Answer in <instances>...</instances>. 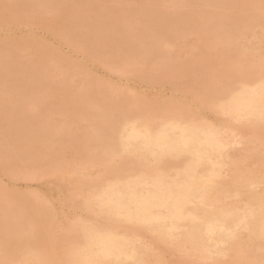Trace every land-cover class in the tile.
<instances>
[{"label": "rangeland", "instance_id": "obj_1", "mask_svg": "<svg viewBox=\"0 0 264 264\" xmlns=\"http://www.w3.org/2000/svg\"><path fill=\"white\" fill-rule=\"evenodd\" d=\"M6 2V4H5V2ZM9 1V2H8ZM0 0V48H1V52H0V57H2V58H0V108L2 109V111L0 110V119H2V122H1V120H0V122H1V124H0V126H2V127H0V195H1V199H2V202L0 203V220H2V221H0V223H1V225H0V262L1 263H7V264H21V262H22V260L24 261V262H22V264L24 263V264H26L27 262H29V263H27V264H41V262H42V264H43V261H44V264H46V262H48V264L50 263V264H61L63 261H65V259H67L68 261H65V262H63L62 264H78L79 263V261H80V259H86L87 258V260L88 261H90V259L89 258H91V263L92 264H102L101 262H102V260L99 258L98 259V257H96L95 256V254H94V251H95V249H96V246L94 245H92L91 244V239H92V237L93 236H96V234L98 233V234H102V235H107V237H111V238H116V239H123V241H125V242H129L128 243V245L129 244H131V246L129 245V247H131L132 249H130L129 248V253H130V255H132L129 259L130 260H128V259H126V258H124L123 257V259H121V261H119V262H116L115 263V261H114V263L115 264H133V263H135V264H150V262L152 261V263H155V264H168V263H170V264H206V263H208V264H235L234 262H236L237 261V258L239 259L238 261H240V262H236L237 264H264L263 262H264V257H263V255H264V253H263V251H264V249H261V248H264V215H262L264 212V205H262V203H264V195H261V194H263V192H264V164L263 165H261L262 163H264V146L262 147V145H264V124H262V123H264V95L262 96V95H260V96H258V95H255L254 96V100L252 99L253 97L251 96V97H249L248 98V95L249 94H247L246 95V93H247V91H245L246 89H249L250 87H251V89H253L252 88V86H253V84H254V86L253 87H259L258 89H256V88H254V89H256V91H254V92H256V94L257 93H259L261 90L263 91L264 90V85H263V83H264V74H263V72L262 71H264V61L262 62V60H264V23H261V21H262V19L264 18V0H259V2L257 1V0H246V1H249L248 3H246V1H243V2H241V0H230L229 2H231V3H229V2H226V1H228V0H185V3L183 2L184 0H181L180 1V3H179V0H23V3H22V1H18V0ZM14 1H16L15 2V5H14ZM59 1V2H58ZM62 3H61V2ZM64 1H67V2H64ZM126 1V2H125ZM175 1H177L176 3H175ZM187 1V2H186ZM197 1V2H196ZM222 1H224V2H222ZM233 1L235 2V3H233ZM8 2V3H7ZM50 2H52V3H54V4H50ZM68 2H70V3H68ZM72 2V3H71ZM174 2V3H173ZM183 2V3H182ZM192 2H193V4H192ZM220 2V3H219ZM236 2H237V5H236V7H235V5L234 4H236ZM241 2V3H240ZM254 2V3H253ZM257 2V3H256ZM17 3V4H16ZM21 3V4H20ZM59 3V4H58ZM146 3V4H145ZM149 3V4H148ZM191 3V4H190ZM202 3V4H201ZM204 3V4H203ZM228 3V4H227ZM256 3V4H255ZM31 4V6H29ZM67 4H69L68 6H67ZM189 4V5H188ZM213 4H214V7H213ZM226 4V5H225ZM234 5V7L232 6V5ZM252 4V5H251ZM254 4V5H253ZM9 5V6H8ZM18 5H24L23 7L21 6V7H19ZM60 7H59V6ZM61 5H64L62 8H61ZM73 6L72 8H71V6ZM144 5V6H143ZM148 5H149V7H148ZM196 5V6H195ZM204 5H206V6H204ZM232 7H231V6ZM247 5L249 6H254V7H247ZM257 5H261V7H259V6H257ZM12 6V9L10 8ZM15 6V7H14ZM16 6H18L17 8L19 9H17L16 8ZM33 6V7H32ZM139 6H141V7H139ZM175 6H177V7H175ZM188 6H190L191 8H194L193 10H191V12L193 11V13L195 14H203V15H200L198 18L196 17V20H195V17L194 16H198V14L196 15H192L191 16V12L190 11H188V10H190L191 8L190 7H188ZM199 6H200V8H199ZM241 7V10H240V7ZM263 6V7H262ZM7 7V8H6ZM31 7V8H30ZM69 7V8H68ZM75 7V8H74ZM107 7V8H106ZM108 7H109V9H108ZM131 9H130V8ZM133 7H135V8H133ZM148 7V8H147ZM173 7V9H172V11L174 10L175 12H174V15H176L177 16V14L178 13H180V12H182V14H184V15H182L181 13L179 14V16L181 15V16H183V17H179V16H177V17H175L174 18V16H173V19H172V15H173V12L170 10L171 8ZM201 7L203 8V10H201ZM219 7H220V11H223V13H221V12H219ZM229 9H228V8ZM231 7V8H230ZM243 7H244V9H243ZM257 7H259V8H257ZM10 8V9H9ZM14 8H16V9H14ZM25 8V9H24ZM32 8H34L35 9V11H34V9H33V11H32ZM175 8V9H174ZM182 8H184V9H187V11L186 10H184V9H182ZM197 8V9H196ZM233 8V9H232ZM249 8L250 9H252L251 11L249 10ZM257 8V9H256ZM28 10V13H27V10ZM61 9H62V11H61ZM69 9H73V11L72 10H69ZM105 9V10H104ZM107 9V10H106ZM111 9V10H110ZM121 9V10H120ZM138 9H139V12H138ZM146 9V10H145ZM164 9H167V10H164ZM182 9V10H181ZM228 9V10H227ZM234 9H235V11H234ZM247 9V10H246ZM256 11H255V10ZM7 12H6V11ZM11 10V11H10ZM20 10H25L24 11V13H23V11H22V13H21V11ZM65 10V11H64ZM117 10V11H116ZM135 10V11H134ZM148 10V11H147ZM171 12H170V11ZM177 10V11H176ZM181 10V11H180ZM194 10L196 11V12H194ZM197 10H199V11H197ZM200 10H201V12H200ZM218 10V12L219 13H217V15L215 14L216 12L215 11H217ZM226 10H227V12H226ZM229 10H232L233 11V14H231L230 12H229ZM238 10V11H237ZM240 10V11H239ZM245 10H246V12H245ZM257 10H259V12H257ZM261 10H263V11H261ZM9 11H10V13H9ZM19 13H18V12ZM69 11V12H68ZM121 13H120V12ZM144 11V12H143ZM164 11H166V12H164ZM178 11H180V12H178ZM186 11V12H185ZM210 11V12H209ZM242 11H244V12H242ZM250 11V12H249ZM257 13H255V12ZM261 11V12H260ZM12 12V13H11ZM14 12H15V14H14ZM26 12V13H25ZM36 12V13H35ZM73 13V15H71L72 13ZM134 12V13H133ZM148 12H150V13H148ZM168 12H170L169 14H168ZM187 12H190V13H188V17H189V19H186V15L185 14H187ZM231 14H229V13ZM239 12H241V13H239ZM252 12V13H251ZM31 13V14H30ZM69 13V14H68ZM119 13V14H118ZM130 15V16H128V14ZM148 13V14H147ZM152 13V14H151ZM207 13V14H206ZM214 14V16L216 15L217 17H218V14H220L219 16L220 17H216V18H214V16H213V14ZM224 13H228V14H224ZM236 13V14H235ZM263 13V14H262ZM10 14H12V15H10ZM14 14V15H13ZM32 14H33V16H32ZM116 14V15H115ZM126 15V16H123V19H122V16L121 15ZM163 14V15H162ZM211 14H212V16H211ZM222 14H224L223 16H221ZM238 14L240 15V17L238 16ZM249 14H250V16H252V14L255 16V14L257 15V16H255V18H254V16H252L251 18H249ZM259 14V15H258ZM9 15V16H8ZM16 15H17V17H19V18H15L16 17ZM39 15H41V16H39ZM68 15V16H67ZM113 15H114V17H113ZM148 15V16H147ZM151 15V16H150ZM159 15V16H158ZM162 15V16H161ZM168 15V16H167ZM169 15H171V16H169ZM232 15H233V17H232ZM237 15V17H235ZM11 16H12V18H13V16H14V18L12 19L11 18ZM26 16V17H25ZM27 16H28V18H27ZM36 16V17H35ZM62 16V17H61ZM72 17V19L71 20H68V19H70V17ZM158 16V17H157ZM161 16V17H160ZM166 16L169 18V17H171V19L169 18V21H171V22H168V18H166ZM205 16V18H207L208 20H206L205 18L203 19V17ZM226 16V17H225ZM258 16H260V17H258ZM263 16V17H262ZM64 17V18H63ZM128 17H130V18H128ZM146 17V18H145ZM154 17H156V19H158L157 20V23H155L154 22V20H156V19H154ZM159 17L162 19V20H159ZM163 17V18H162ZM178 17L180 18L179 20H176V19H178ZM185 17V18H184ZM210 17H212V18H210ZM242 17V18H241ZM262 17V18H261ZM61 18V19H60ZM68 18V19H67ZM119 18V19H118ZM128 18V19H127ZM150 18V19H149ZM181 18H184L183 20L181 19ZM191 18H194V19H191ZM201 18V19H200ZM219 18H221V19H219ZM253 18V19H252ZM256 18H257V20H256ZM261 20H259V19ZM18 19H19V21H18ZM37 19V20H36ZM109 19V20H108ZM125 19V20H124ZM144 19V20H143ZM147 19V20H146ZM154 19V20H153ZM164 19H166V21H163ZM187 20V21H189V22H187L189 25H191V22L192 23H196L195 25L196 26H193L192 25V27L194 28L193 29V31H192V28L190 27V26H188L187 24H186V22L184 21V20ZM215 19V20H214ZM224 19V20H223ZM228 19L229 20H231L232 22H233V20H234V22L233 23H235V24H238L239 25V27L240 28H242L241 30H240V28L239 27H235L236 29L238 28L239 30L238 31H235L236 29L234 28V26H236V25H234L231 21L229 22V24L230 23H232V24H228ZM233 19V20H232ZM240 20V22L241 23H243L242 25H241V23L238 21V20ZM243 19V20H242ZM245 19H247V20H245ZM252 19V20H251ZM15 22H14V21ZM16 20H17V22H16ZM59 20H61V21H59ZM66 20H68L67 22H65ZM73 20V21H72ZM112 20H114V21H112ZM127 20H129V22L127 21ZM173 20H175L174 22H173ZM181 20V21H180ZM193 20V21H192ZM201 20V21H200ZM211 20V21H210ZM219 20H220V22L221 23H219ZM222 20V21H221ZM238 21V22H235V21ZM250 20H251V23L250 24H252V27H253V30L251 29L252 27H251V25L248 23V22H250ZM117 21V22H116ZM127 21V22H126ZM144 21H145V23H144ZM151 21V22H150ZM184 21V22H183ZM191 21V22H190ZM196 21V22H195ZM199 21V23H201V24H199V23H197ZM209 21V22H208ZM214 21V22H213ZM217 21H218V23H217ZM225 21H226V23H227V25H229V26H226V29L224 28L225 27V25H226V23H225ZM246 21V22H245ZM253 21H255V22H253ZM62 22H64V24H68L69 26L70 25H72V28H71V26L70 27H68V25H64ZM73 22V23H72ZM76 22H77V24H76ZM126 22V23H125ZM162 22V23H161ZM167 22V23H166ZM177 23L178 24V26H181V27H183V26H185V27H183L182 29L180 28V27H177L176 26V24H174L173 25V23ZM178 22H183V23H178ZM203 22H206V23H208V24H206V23H203ZM216 22V23H215ZM263 22V21H262ZM113 23H114V25H113ZM116 23H118V24H116ZM144 23V24H143ZM151 23V24H150ZM153 23V24H152ZM171 23V24H170ZM186 24V25H183V24ZM202 23L204 24V25H206V26H204V25H202ZM211 23V24H210ZM224 23V25L223 26H221L222 24ZM246 23V24H245ZM255 23V24H254ZM63 26H61V25ZM124 24V25H123ZM198 24L199 25H202V26H198ZM210 24V25H209ZM219 24H221V25H219ZM20 25V26H19ZM111 25H112V27H111ZM138 25V26H137ZM208 25H209V27H208ZM211 25H213V26H211ZM216 25H218V26H216ZM237 25V26H238ZM250 27H249V26ZM254 25V26H253ZM255 25H256V27L257 26H259L258 27V29H255L256 27H255ZM115 26V27H114ZM126 26V27H125ZM233 26V28H234V30H233V28H231ZM242 26V27H241ZM246 26V27H245ZM263 26V27H262ZM186 27L188 28V29H190V30H188V29H186ZM197 27V28H196ZM203 29H202V28ZM217 29V27H218V29H221L220 30V32H219V30L217 31V30H215L214 31V29L215 28ZM221 27V28H220ZM63 28V29H62ZM66 28H68L67 30H66ZM71 28V29H70ZM180 28V29H179ZM199 28H201V29H199ZM209 28V29H208ZM213 28V29H212ZM222 28H224V29H222ZM248 28H249V31H248ZM32 29V30H31ZM187 31H185V30ZM199 29V30H198ZM247 30L248 31V33H247V31L246 32H244L245 30ZM73 30V31H72ZM98 30V31H97ZM195 30V31H194ZM223 30V31H222ZM228 31L227 32V34H226V31ZM229 30L232 32V33H230L229 32ZM242 30H243V32H242ZM251 30V31H250ZM7 31V32H6ZM61 31V32H60ZM68 31V32H67ZM166 31L168 32V34L166 33ZM188 31H192V32H188ZM217 31V32H216ZM13 32V33H12ZM15 32V33H14ZM60 32V33H59ZM63 32H65V33H63ZM144 32V33H143ZM177 32V34H175ZM184 32H186L185 34L187 35V36H185V38H184ZM194 32V33H193ZM211 33L210 35L208 34V33ZM213 32H215L213 35L214 36H218V34H220L217 38H218V41H216V43H214L215 42V40L217 39L216 37H214L213 35H212V33ZM221 32L223 33L222 35H221ZM238 32V33H237ZM239 32H240V34L242 35V34H245V35H243V37H241V35L240 36H238L239 35ZM254 32V33H253ZM6 33H8V34H6ZM69 33V34H68ZM85 33V34H84ZM146 33V34H145ZM172 33V35H170ZM188 33H190V35H192L190 38H189V34ZM191 33H193V34H191ZM236 33V34H235ZM253 33V34H252ZM6 34V35H5ZM10 34V35H9ZM11 34H13V35H11ZM53 34H55V35H53ZM70 34H71V36H70ZM79 34V35H78ZM173 34H174V38H172L173 37ZM204 34V35H203ZM216 34V35H215ZM231 34V35H230ZM233 34V35H232ZM254 35V37L253 36H250V35ZM261 34V35H260ZM60 35V37H58ZM80 35H83V36H80ZM180 35V36H179ZM201 35V36H200ZM211 36L212 35V37H209V36ZM228 35L231 37V39L232 40H230V37H228ZM234 35L235 36H237V37H234ZM246 35L248 36L249 35V38L247 37V40L249 39H251L250 41H245L246 40ZM72 36H73V40H72ZM101 36V37H100ZM161 36V37H160ZM164 36V37H163ZM167 36L170 38V39H166L167 38ZM182 36H183V38H182ZM205 36H207V37H205ZM227 37L228 39H226L225 40V38H223V40H222V37ZM78 38L79 40H80V42H81V44H80V42H79V40H77V39H75V38ZM82 37H85V39L84 38H82ZM89 39H88V38ZM196 37V38H195ZM204 37V38H203ZM210 39H209V38ZM216 38V39H213L212 40V38ZM232 37H234V42H233V38ZM243 38V39H245V40H242V39H239V38ZM60 38H62V39H60ZM68 38V39H67ZM70 38V39H69ZM94 38V39H93ZM96 38V39H95ZM97 38H99V39H97ZM102 38V39H101ZM118 38V39H117ZM162 38H164V40H166V41H163V39ZM179 38H182V39H179ZM205 38H207V41L208 42H206V40H203V39H205ZM235 38H237V39H235ZM253 38V39H252ZM33 41H32V40ZM93 39V41H91ZM104 39V40H103ZM160 40V41H158V40ZM171 39H174V40H172V41H174V42H171V43H174V44H171L170 42H169V40L171 41ZM184 39V40H183ZM197 39H198V43H200L201 44V39L203 40V43H204V41L206 42V44L204 43V47H203V43L200 45V44H198L197 43ZM200 39V40H199ZM259 41H257V40ZM14 42H13V41ZM16 40V41H15ZM17 40H19L20 42L19 43H22V44H20V45H22V48L20 49V47H18V45H16V44H19V43H16V42H18ZM35 40V41H34ZM37 40V41H36ZM40 40V42L38 43V41ZM43 40V41H42ZM64 40H65V42H64ZM107 40V42H105ZM111 40V41H110ZM123 40H124V42H123ZM162 40V41H161ZM190 40V41H189ZM194 40H196V41H194ZM212 40V41H211ZM2 41H5L6 42V44L8 45V46H10V47H7V45L5 44V43H2ZM13 42V44L12 43H10V42ZM30 41V42H29ZM78 41V42H77ZM86 42V43H84V42ZM95 41H97V42H95ZM98 41H99V43H98ZM158 41V42H157ZM168 41V42H167ZM189 41V42H188ZM210 41V42H209ZM220 41H222V42H220ZM226 43H225V42ZM229 41H231V42H229ZM240 41V42H239ZM242 41V42H241ZM255 41V42H254ZM29 42V43H28ZM48 43L49 42V44H44V43ZM66 42H67V45H66ZM69 42H70V44H69ZM101 42V43H100ZM155 42H157L156 44H155ZM164 42H166V43H164ZM192 44H191V43ZM232 42H233V44H232ZM26 43V44H25ZM33 43V44H32ZM38 43V44H37ZM40 43H41V45H40ZM43 43V44H42ZM79 43V44H78ZM95 43V44H94ZM161 43V44H160ZM194 43V44H193ZM195 43H197V45L195 44ZM219 43V44H218ZM220 43H221V46H220ZM249 43V44H248ZM257 43V44H256ZM33 45V47H32V45ZM35 44H37V46H35ZM51 44V45H50ZM58 44V45H57ZM64 44V45H63ZM99 46H97V45ZM102 44V45H101ZM167 44V45H166ZM171 44V45H170ZM177 44V45H176ZM180 44V45H179ZM210 44V45H209ZM224 44V45H223ZM226 44H228V45H226ZM256 44V47L254 46ZM261 44V45H260ZM19 45V46H20ZM25 45V46H24ZM50 45V46H49ZM78 45V46H77ZM83 45H85L84 47H86V48H82V46ZM89 45V46H88ZM155 45H157V46H155ZM189 45V46H188ZM195 47H194V46ZM232 45V46H231ZM238 45V46H237ZM241 45V46H240ZM245 45V46H244ZM249 45V46H248ZM251 45V46H250ZM258 45V46H257ZM28 46V47H27ZM38 46H40V47H38ZM44 46V47H43ZM63 46V47H62ZM67 46V47H66ZM70 46V47H69ZM71 46H74V47H71ZM91 46V47H90ZM97 48H95V47ZM101 46V47H100ZM122 46V47H121ZM159 46V47H158ZM184 46V47H183ZM198 46V47H197ZM208 46V47H207ZM209 46H211V47H209ZM213 46H214V49H212L213 48ZM235 46V47H234ZM244 46V47H243ZM49 47H51V48H49ZM69 47V48H68ZM90 47V48H89ZM168 47V48H167ZM183 47V48H182ZM207 47V48H206ZM246 47V48H245ZM10 48V49H9ZM23 48H26V49H23ZM30 48V49H29ZM33 48V49H32ZM53 48H54V50H53ZM73 48H74V50H73ZM92 48V50H90L89 52H88V50L89 49H91ZM101 48V49H100ZM102 48H106V50L105 49H102ZM178 48H180V50L178 49ZM194 50H193V49ZM206 48V49H205ZM224 50H222V49ZM228 48H231V49H228ZM241 50H240V49ZM9 49V50H8ZM38 49V50H37ZM41 49L43 50V52L41 51ZM70 49V50H69ZM81 49V50H80ZM94 49H96V50H94ZM155 49V50H154ZM209 49V50H208ZM225 49H227V51L225 50ZM232 49H234L235 51H237V52H234V50H233V52H232ZM245 49H247L246 51H245ZM250 51H249V50ZM25 50V51H24ZM28 50V51H27ZM35 50V51H34ZM46 50V52H47V55H48V53H49V55L48 56H46V52H44ZM52 50V51H51ZM60 50H62V51H60ZM77 50V51H76ZM86 50V51H85ZM98 50H99V52L100 53H98ZM102 50V51H101ZM109 50V51H108ZM130 50H134V51H130ZM195 50H197V51H195ZM220 50H222V51H220ZM231 50V51H230ZM242 50H243V53H242ZM4 51H5V53H4ZM7 51H8V53H7ZM24 51V52H23ZM30 51V52H29ZM64 51V52H63ZM69 51H70V53H69ZM76 51V52H75ZM84 51V52H83ZM95 51V52H94ZM112 51V52H111ZM172 51V52H171ZM174 51H176V52H174ZM179 51V52H178ZM185 51V52H184ZM199 51V52H198ZM210 51V52H209ZM26 52V53H25ZM32 52H34V53H32ZM37 52V53H36ZM42 52V53H41ZM51 52V53H50ZM94 52V53H93ZM105 52L108 54V52H110L109 53V55H107L106 54V56H105ZM184 52V53H183ZM195 52L197 53V54H195ZM205 52H207V53H205ZM213 52V53H212ZM228 52V53H227ZM254 52L256 53V54H254ZM45 53V54H44ZM53 53V54H52ZM57 53V54H56ZM64 55H63V54ZM68 53V54H67ZM83 53H84V55H83ZM97 53V54H96ZM104 53V54H103ZM122 53V54H121ZM130 53H131V55L132 56H134L135 55V57H132L131 55H130ZM133 53V54H132ZM157 53H159L160 54V56H161V54L162 55H164V56H168L167 57V59L166 58H164V56H161V57H163V59L164 60H168L167 62L166 61H164L162 58H159L158 56H159V54H157ZM175 53H176V55H178V56H176L175 55ZM222 53H223V55H222ZM230 53V54H229ZM231 53H233V54H231ZM237 53V54H236ZM239 53H241V55H242V57H244V58H242L241 57V55H239L238 56V54ZM245 53V54H244ZM3 54V55H2ZM29 54V55H28ZM38 54V55H37ZM73 54V55H72ZM87 54H89V55H91V57H86L87 56ZM93 54H94V56H93ZM183 54H184V56H183ZM196 56H195V55ZM207 54V55H206ZM220 54V55H219ZM237 56V57H234L235 55ZM258 54V55H257ZM43 56V57H40V56ZM51 55H53V56H51ZM56 55H58L57 56V58H56ZM72 55V56H71ZM88 55V56H89ZM100 55H101V60H100ZM111 55V56H110ZM120 55V56H119ZM122 55V56H121ZM151 55H152V57H151ZM201 57H200V56ZM205 55V56H204ZM228 55H230L229 57H228ZM233 55V56H232ZM263 55V56H262ZM53 57V59H54V57H55V59L53 60L51 57ZM64 56V57H63ZM67 56V57H66ZM82 56H83V58H85V59H83L82 58ZM107 56H109L110 58H108ZM130 56H131V58H133V59H131L132 60V63H131V60L130 59H128V58H130ZM156 56L158 57L157 59H156ZM181 56V57H180ZM187 56V57H186ZM197 56H199V58H201V59H199V58H197ZM223 56V57H222ZM232 56V58H230ZM36 58V60H35V58ZM50 57V58H49ZM60 57V58H59ZM92 57H94V58H92ZM97 58V60H96V58ZM124 57H126V59L124 58ZM142 57H146V59H144V58H142ZM191 57V58H190ZM195 57V58H194ZM229 58V59H227V58ZM234 57V58H233ZM240 57L242 58V59H240ZM257 57V58H256ZM262 58V59H260V58ZM39 59V62H38V59ZM45 58H46V60H45ZM90 58V59H89ZM114 58V59H113ZM124 58V59H123ZM136 58H138L137 60H136ZM148 58H149V60H148ZM177 58V59H176ZM183 58H184V60H183ZM193 58V59H192ZM225 60H224V59ZM239 58V59H238ZM44 61H42V60ZM56 59H58V61L56 60ZM66 59L68 60V61H66ZM82 59H83V61L84 60H86L85 61V63L82 61ZM89 59V60H88ZM135 59V61H134V64H133V60ZM179 59V60H178ZM186 59H187V61H189V60H191L190 62H188L187 63V61H186ZM198 59V62H199V64H200V66H202L201 68H200V66H199V64H198V62L196 61ZM218 61H217V60ZM231 59H233L232 61H230ZM234 59H236L235 61H234ZM94 60H96V61H94ZM99 60V61H98ZM117 60V61H116ZM140 60H141V62H140ZM148 61V62H150V65L146 62V61ZM194 60V61H193ZM238 60V61H237ZM37 61V62H36ZM45 61H47V62H45ZM54 61V62H53ZM71 61V62H70ZM89 61V62H88ZM91 61H92V63H91ZM106 61V62H105ZM161 61V62H160ZM175 61V62H174ZM178 61H179V63H178ZM182 61H184L182 64H181V62ZM196 61V62H195ZM202 61H204V62H202ZM208 61V62H207ZM256 61H258V62H256ZM11 62V63H10ZM41 62V63H40ZM51 62V63H50ZM59 62H61V64L59 63ZM62 62H64V63H62ZM66 62V63H65ZM78 62V63H77ZM118 62V63H117ZM122 62V65H123V68L125 69L124 71H123V68H122V65L120 64ZM144 62V63H143ZM176 62H177V64H176ZM192 62V63H191ZM197 63V64H195V63ZM213 62H215V65H214V63ZM238 62V63H237ZM241 62V63H240ZM84 63V64H83ZM115 63H117V64H115ZM123 63H125V64H123ZM131 63V65H129ZM136 63V64H135ZM146 63V64H145ZM161 63H164V64H161ZM173 65H172V64ZM184 63H185V65H187L186 67H184L185 65H184ZM190 63V66L188 65ZM213 63V64H212ZM221 63V64H220ZM229 63H230V66H229ZM237 63V64H236ZM45 64V65H44ZM50 64V65H49ZM57 64V65H56ZM64 64V65H63ZM67 66H66V65ZM70 64V65H69ZM76 64V65H75ZM82 64V65H81ZM89 64V65H88ZM101 64V65H100ZM119 64V65H118ZM142 64V65H141ZM209 64V65H208ZM231 64H232V66H231ZM49 67H48V66ZM60 65V66H59ZM94 65V66H93ZM121 65V66H120ZM124 65H126V66H124ZM129 65V66H128ZM146 65V66H145ZM147 65H149L148 67H147ZM157 65V66H156ZM177 65V66H176ZM179 65H181V66H179ZM214 65V66H213ZM244 65V67H242ZM248 65V66H247ZM32 66H34V70L32 69L33 67ZM55 66L57 67V69L55 68ZM62 66V67H61ZM69 66V67H68ZM71 66V67H70ZM88 66V67H87ZM120 68H119V67ZM128 66V67H127ZM131 66V67H130ZM133 66H134V69H133ZM137 66H138V68H137ZM143 66V67H142ZM171 66H173L172 68H171ZM182 66H183V69H182ZM188 66H189V70H188ZM206 66V67H205ZM216 66V67H215ZM15 67V68H14ZM18 67V68H17ZM30 67H32V68H30ZM43 67H45V68H43ZM47 67V68H46ZM55 69V70H53V68ZM61 67V68H60ZM64 67V68H63ZM84 67H86V68H84ZM94 67L96 68V69H94ZM126 67V68H125ZM161 67V68H160ZM162 67H163V69H162ZM179 67V68H178ZM210 69H209V68ZM246 67V68H245ZM13 68V69H12ZM23 68L25 69V70H23ZM37 68H39V70L37 69ZM87 68H89V69H87ZM120 69V70H122V71H120V70H115V69ZM131 68H132V70H131ZM185 68H186V70H185ZM195 68V69H194ZM206 68V69H205ZM208 68V69H207ZM220 68V69H219ZM224 70H223V69ZM232 68V69H231ZM240 68V69H239ZM243 68V69H242ZM15 69V72L16 71H18V72H14L13 70ZM18 69V70H17ZM26 69H27V71H26ZM30 69V70H29ZM50 69H52V70H50ZM78 69V70H77ZM85 69V70H84ZM92 69V70H91ZM94 69V70H93ZM126 69H127V71H126ZM128 69H130V70H128ZM151 69V70H150ZM168 69V70H167ZM172 69V70H171ZM202 69V70H201ZM215 69H217V71L215 72L214 70ZM252 69V70H251ZM255 69H258V70H255ZM263 69V70H262ZM12 70V71H11ZM32 70V71H31ZM37 72H36V71ZM90 70V71H89ZM114 70V71H113ZM134 70V71H133ZM154 70V71H153ZM176 70V71H175ZM183 70H185V71H183ZM198 70V71H197ZM208 70V71H207ZM222 70L224 71V74H223V72H222ZM35 71V72H34ZM179 71V72H178ZM180 71H181V74H179L180 73ZM193 71V73H191ZM212 71H214L213 73H212ZM227 71V72H226ZM240 71V72H239ZM253 71H256V72H258V74H256V72L254 73ZM20 72H22L21 74H20ZM24 72V73H23ZM76 74H75V73ZM90 72V73H89ZM124 72V73H123ZM132 72H134L133 74H132ZM147 72V73H146ZM167 72V73H166ZM188 72V73H187ZM205 72V73H204ZM219 72V73H218ZM244 72V73H243ZM251 72V73H250ZM252 72H253V74H252ZM151 73H152V75H151ZM171 73H172V75H171ZM207 73V74H206ZM222 73V74H221ZM239 73H240V75H239ZM136 74V75H135ZM161 74V75H160ZM248 74H250V76L248 75ZM255 74H256V76H255ZM87 75V76H86ZM133 75V76H132ZM139 75V76H138ZM142 75H143V77H142ZM148 75V76H147ZM157 75V76H156ZM176 75V76H175ZM216 75H217V77H216ZM224 75H225V77H224ZM242 75V76H241ZM246 75V76H245ZM255 77H253V76ZM121 76V77H120ZM123 76V77H122ZM162 76V77H161ZM175 76V77H174ZM212 76V77H211ZM215 76V77H214ZM220 76V77H219ZM222 76V77H221ZM231 76V77H230ZM258 76V77H257ZM260 76V77H259ZM126 77H127V79H126ZM135 77V78H134ZM150 77V78H149ZM153 77V78H152ZM179 77V78H178ZM184 77H186V78H184ZM206 77H208V78H206ZM243 77V78H242ZM253 77V78H252ZM79 78L80 79H82V80H79ZM137 78V79H136ZM164 78H166V79H164ZM176 78H178L177 80H175ZM86 79L88 80V81H86ZM133 79V80H132ZM146 79V80H145ZM153 79V80H152ZM171 79H174V81L173 80H171ZM212 80V83H214V84H211V80ZM222 79V80H221ZM243 79V80H242ZM252 79H254L253 80V82H252ZM84 80V81H83ZM149 80V81H148ZM181 80V81H180ZM193 80V81H192ZM210 80V81H209ZM217 80V81H216ZM248 80H251V82L250 81H248ZM80 81V82H79ZM82 81V82H81ZM146 81V82H145ZM176 81V82H175ZM180 81V82H179ZM224 81H226V82H224ZM242 81V82H241ZM247 81V82H246ZM261 81V82H260ZM78 82V83H77ZM89 82H90V84H89ZM94 84H93V83ZM150 82V83H149ZM152 82H154V84L152 83ZM157 82H159V83H157ZM171 82V83H170ZM187 82V83H186ZM191 82V83H190ZM218 83V84H216V83ZM230 82V83H229ZM232 82H234V83H232ZM245 82V83H244ZM32 83V84H31ZM36 83H37V85H36ZM85 84V86H84V84ZM87 83H88V85H87ZM204 85H203V84ZM224 84V86H223V84ZM230 84V85H228V84ZM253 83V84H252ZM34 85V87L33 86H31L32 88H30V85ZM107 84V85H106ZM156 84H157V86H156ZM171 84V85H170ZM248 84V85H247ZM251 84V85H250ZM29 85V86H28ZM81 86V88H80V86ZM99 85V86H98ZM112 85H113V87H112ZM115 85V86H114ZM154 85V86H153ZM201 85V86H200ZM222 85V86H221ZM233 85V86H232ZM260 85H263V86H260ZM87 86V87H86ZM110 86H111V88H110ZM119 88H118V87ZM154 87V88H152V87ZM156 86V87H155ZM159 86H160V88H162V90L159 88ZM173 86V87H172ZM190 86V87H189ZM195 88H194V87ZM226 86V87H225ZM86 89H85V88ZM100 88V89H98V88ZM114 87H116V88H114ZM176 87V88H175ZM197 87V88H196ZM208 87V88H207ZM213 88V90H212V88ZM238 87V88H237ZM248 87V88H247ZM102 88V89H101ZM118 88V89H117ZM121 88V89H120ZM223 88V89H222ZM224 88H225V91H227V92H225L224 91ZM227 88H228V90H227ZM82 89V90H81ZM111 89H115V90H111ZM181 89V90H180ZM185 89V90H184ZM239 89V90H238ZM253 89V90H254ZM80 90V91H79ZM84 90L86 91V92H84ZM104 90V91H103ZM118 90H120V91H118ZM125 92V94L123 93V91ZM155 91V93H154V91ZM201 90V91H200ZM206 91L205 93H204V91ZM216 90V91H215ZM237 90V92H239V93H237V92H235ZM240 90H242L241 92H240ZM112 91H114V92H112ZM122 91V93H120ZM178 91H180V92H178ZM182 91V92H181ZM185 91V92H184ZM190 91V92H189ZM200 91V92H199ZM214 91V92H213ZM225 92V94H224V92ZM231 91H234V93H232ZM113 94H112V93ZM128 93V95H127V93ZM159 92V93H158ZM222 92H223V95H222ZM230 92V93H229ZM245 92V93H244ZM86 93V94H85ZM117 93H119V94H117ZM203 93V94H202ZM229 93V94H228ZM235 93H237V94H235ZM240 93L244 96V97H242L241 99H240V96H242V95H240ZM66 94V95H65ZM120 94H122L126 99H127V101L129 102V100L130 101H132L131 103H132V106H131V103L129 102L127 105H128V107H126L127 105L126 104H124L123 103V100L124 101H126V99H124L123 98V96L122 97H120ZM133 94V95H132ZM140 94V95H139ZM151 94V95H150ZM176 94H179V95H176ZM205 94V95H204ZM212 94V95H211ZM213 94H215V97H216V99H214L215 97H214V95ZM218 94V95H217ZM121 98V99H118L119 97ZM130 95H132L131 97H130ZM139 95V98L140 99H138V97H136V96H138ZM147 95V96H146ZM158 95H160V96H158ZM174 95V96H173ZM225 95H226V97H225ZM233 95V96H232ZM246 95V96H245ZM116 96V97H115ZM135 96V97H134ZM141 96H144V97H146V98H144V97H141ZM152 96V97H151ZM157 96V97H156ZM162 96V97H161ZM173 96V97H172ZM185 98H184V97ZM192 96V97H191ZM219 96H220V98H219ZM230 97L229 99H228V97ZM232 96V97H231ZM237 96V97H236ZM239 96V97H238ZM250 96V95H249ZM84 97V98H83ZM86 97H88V98H86ZM115 97V98H114ZM153 97H155L156 98V100H155V98L154 99H152ZM175 97V98H174ZM188 97V98H187ZM191 97V98H190ZM213 100V101H211V99ZM212 97H214V98H212ZM223 97H225V100H224V98ZM256 97V98H255ZM258 97V98H257ZM13 98H16L15 100L18 102V104L16 103V101L13 99ZM103 98V99H102ZM112 98V99H111ZM118 100H117V99ZM149 98V99H148ZM150 98H151V100H150ZM180 98V99H179ZM183 98H184V100H183ZM187 98V99H186ZM223 98V99H222ZM238 98V99H237ZM11 100L12 99V101H9V100ZM18 99V100H17ZM21 101H20V100ZM105 99V100H104ZM115 99V100H114ZM219 100V101H221V102H223L222 104H221V102H219L218 103V101H216V100ZM234 101H233V100ZM240 99V101H238ZM244 99H246V100H249V102H250V104L252 105V108H250L251 107V105H250V107L248 108V109H244V110H242L241 108H240V104H241V101L243 102V100ZM85 100V101H84ZM88 100L90 101V102H88ZM97 100V101H96ZM112 102H110V101ZM114 100V101H113ZM120 100H122L121 102H119ZM134 100V101H133ZM136 100L138 101V102H136ZM183 100V101H182ZM187 100V101H186ZM192 100H193V102H192ZM231 100V101H230ZM237 100V101H236ZM14 101V102H13ZM106 101V102H105ZM141 101H143L142 103H141ZM181 101V102H180ZM203 101V102H202ZM208 101V102H207ZM230 101V102H229ZM235 101H236V103L238 104H235ZM19 102H20V104H19ZM67 102V103H66ZM80 102V104H79V106H78V110L77 109H75L76 107H77V104L76 103H79ZM86 102H87V104H86ZM102 104H100V103ZM116 102V103H115ZM161 102V103H160ZM187 102H189L188 104H187ZM197 104H196V103ZM202 102V103H201ZM210 102V103H209ZM213 102V103H212ZM228 104H227V103ZM248 102V103H249ZM252 102H255L254 104L252 103ZM15 103V104H14ZM70 103V104H69ZM72 103V104H71ZM75 103V104H74ZM82 103V104H81ZM91 103H93V104H91ZM121 103H122V105H121ZM136 104L137 103V105H134V104ZM182 103H184L183 105H181ZM186 103V104H185ZM216 103V104H215ZM231 105H230V104ZM86 104V105H85ZM94 104H96V106L94 107ZM107 104H110V106L111 107H109V105H107ZM117 104V105H116ZM119 104V105H118ZM139 104H140V106H139ZM156 104V105H155ZM158 104V105H157ZM160 104V105H159ZM162 104H163V107H162ZM169 104V105H168ZM213 104H215V105H213ZM226 106H225V105ZM12 105H14V106H12ZM18 105V106H17ZM81 105H83V106H81ZM89 105L91 106V107H89ZM97 105H99V109H98V106ZM113 105V106H112ZM114 105H115V107H114ZM152 105V106H151ZM177 105H178V107H177ZM192 105V106H191ZM196 105V106H195ZM200 105V106H199ZM202 105H204V106H202ZM209 105H211V107L209 106ZM224 105V106H223ZM235 107H234V106ZM237 105V106H236ZM81 106V107H80ZM90 108H88V107ZM92 106H93V108H94V111L92 110L93 108H92ZM120 106V107H119ZM122 106V107H121ZM155 106V107H154ZM186 106V107H185ZM219 106H221V107H219ZM74 107V108H73ZM80 107V108H79ZM82 107H85L84 109H87V112H86V110H84V112H82L83 111V108ZM87 107V108H86ZM100 107H102V108H100ZM113 107L116 109V107H117V109L115 110V109H113ZM123 107H125V108H123ZM132 107V108H131ZM137 107V108H136ZM145 107V108H144ZM157 107V108H156ZM187 107H189V108H187ZM194 107V108H193ZM200 107L201 108H203V109H200ZM208 107V108H207ZM225 107V108H224ZM231 107V108H230ZM65 108V109H64ZM92 108V109H91ZM96 108H97V110H96ZM111 108V109H110ZM136 108V109H135ZM138 108H140V110H141V112L139 111L138 112ZM171 108H173V109H171ZM220 108V109H219ZM230 108V109H229ZM236 110H235V109ZM63 109V110H62ZM80 109V110H79ZM89 109V110H88ZM101 109V110H100ZM109 109V111L111 112L112 110H113V112L112 113H110L109 111L107 112V110ZM125 109V110H124ZM130 109V110H129ZM144 109H146V110H144ZM158 109V110H157ZM162 109V110H161ZM175 109V110H174ZM189 109V110H188ZM194 109V110H193ZM197 109V110H196ZM224 109V110H223ZM227 109V110H226ZM229 109V110H228ZM241 109V111H239ZM253 109H254V111L255 112H253ZM77 110V111H76ZM91 110V111H90ZM100 110V111H99ZM104 110L106 111L105 113H104ZM128 110V111H127ZM132 110H133V112L134 111H137L136 113L134 112V114H133V112H132ZM150 110H151V112H150ZM170 110V111H169ZM172 110V111H171ZM199 110V111H198ZM215 110V111H214ZM235 110V111H234ZM71 111V112H70ZM75 111V112H74ZM80 111H81V113H80ZM88 111H90L89 113H88ZM93 111V112H92ZM96 111H97V113H96ZM100 113H99V112ZM114 111H117V112H114ZM123 111V112H122ZM160 111V112H159ZM169 111V112H168ZM180 111L182 112V113H180ZM205 111V112H204ZM208 111H209V113H208ZM224 111H225V113H227L228 112V114H226V118H225V113H224ZM258 111H260V112H258ZM262 111V112H261ZM64 112V113H63ZM69 112V113H68ZM77 112H79L78 114H76ZM102 112H103V114H102ZM145 112V113H144ZM147 112H148V114H147ZM164 114H163V113ZM169 114H168V113ZM171 112V113H170ZM204 112V113H203ZM213 112V113H212ZM236 112V113H235ZM240 112V113H239ZM244 112V114H241V113H243ZM99 113V114H98ZM107 113H109V114H107ZM114 113V114H113ZM119 113L123 116L122 118H121V115L119 116ZM124 113L126 114V113H131L130 115L128 114H126V115H124ZM138 113V114H137ZM154 113H155V116H154ZM163 114L162 115V117H161V115L160 114ZM178 113H180V114H178ZM197 115H195V114ZM211 113H212V115H211ZM217 113V114H216ZM254 113V114H253ZM257 113V114H256ZM260 113V114H259ZM63 114V115H62ZM67 114V115H66ZM85 114H87V115H85ZM88 114H90L89 115V117H88ZM92 114V115H91ZM94 114V115H93ZM100 114H102L101 116H102V119H101V122H100V120H98V119H100L101 117L99 116ZM115 114H116V116H115ZM118 114V115H117ZM140 114V115H139ZM147 114V115H146ZM150 114H151V116H150ZM174 114V115H173ZM184 114V115H183ZM186 114V115H185ZM188 114H190V115H188ZM213 114L215 115V116H213ZM235 114V116H233ZM240 114V115H239ZM81 115V116H80ZM84 115H85V117H84ZM97 117H99V118H96V116ZM105 115H106V117H105ZM108 115L110 116V115H112V116H110V117H108ZM114 115V116H113ZM134 115V116H133ZM140 116V117H138V116ZM145 115V116H144ZM168 115V116H167ZM170 115L172 116V117H170ZM193 115V116H192ZM228 115H230V116H228ZM247 115V116H246ZM262 115V116H261ZM50 116H52V118H50ZM86 116H87V118H86ZM92 116V117H91ZM124 116H125V118H124ZM130 116V117H129ZM133 116V117H132ZM137 116V117H136ZM142 116H144V117H142ZM148 116V117H147ZM178 116V117H177ZM180 116V117H179ZM186 117V119H185V117ZM208 116V117H207ZM210 116V117H209ZM237 116V117H236ZM246 116V117H245ZM250 116V117H249ZM259 116H261V117H259ZM83 117V118H82ZM95 117V118H94ZM111 117H112V119H111ZM116 117V118H115ZM118 117H119V119L121 120H119L118 119ZM129 117V118H128ZM135 117V118H134ZM155 117V118H154ZM169 117V118H168ZM223 117V118H222ZM230 117H231V119H230ZM233 117H234V119H233ZM249 117V118H248ZM49 118V119H48ZM67 118V119H66ZM73 118V119H72ZM76 120H75V119ZM77 118H79V120L77 119ZM86 119V121L87 120H89V121H85V119ZM89 118V119H88ZM93 118V119H92ZM105 119V121H103L104 119ZM106 118H108V119H106ZM114 118V119H113ZM128 118V119H127ZM143 118V119H142ZM145 118H147V119H145ZM149 118V119H148ZM161 118V119H160ZM179 118H181V119H178ZM205 118H207V119H205ZM210 118V119H209ZM214 118V119H213ZM260 120H259V119ZM52 119V120H51ZM90 119H91V121H90ZM111 119V121H113V123L112 122H108V120H110ZM116 119V120H115ZM120 121V123L119 122H117L118 120ZM127 119V120H126ZM135 119V120H134ZM161 121H160V120ZM164 119H166V121H164ZM173 119H174V121H173ZM184 119V120H183ZM189 119V120H188ZM233 119V120H232ZM65 120H66V122H65ZM84 120V121H83ZM96 120H97V123H99V124H96ZM124 120V121H123ZM132 120H134V121H132ZM138 120H139V122H138ZM143 120H145V121H143ZM146 120L148 121H155V123H156V125H155V123H153L152 121V124L153 125H151V122H149V124H148V122H146ZM157 120H159V121H157ZM185 120H186V124H185ZM192 120H194L195 122H192ZM203 120V121H202ZM212 120V121H211ZM213 120H215V121H213ZM237 120V121H236ZM60 121V122H59ZM70 121H72V123L70 122ZM76 121H78L77 123H75ZM105 122V123H103V122ZM130 121V122H129ZM178 123L177 125H176V122ZM188 121H190V122H188ZM198 121V122H197ZM254 121H255V123H254ZM86 122V123H85ZM114 122L115 123H119L121 126H123L124 124V126L123 127H121L119 124H117V126H115V124H114ZM123 122H124V124H123ZM127 122V123H126ZM134 122H136V123H134ZM171 122H173L172 124H171ZM184 122V123H183ZM187 122L189 123V125H187ZM199 122H201V123H199ZM205 122V123H204ZM213 122V123H212ZM215 122V123H214ZM238 122V123H237ZM240 122V123H239ZM55 123V124H54ZM59 123H61V124H59ZM70 126H67V124ZM81 123H82V125H81ZM90 125H89V124ZM92 123V124H91ZM129 123V124H128ZM207 124V125H204V124ZM209 123V124H208ZM243 123H246L245 125H243ZM261 123V124H260ZM50 124V125H49ZM52 124V125H51ZM53 124H54V127H53ZM87 124V125H86ZM94 124V125H93ZM108 125V126H106V125ZM111 124V125H110ZM114 124V125H113ZM131 124H135V125H131ZM162 124H164V126H167L168 125V127H167V129L168 130H166V127H164ZM167 124V125H166ZM180 124H182V125H180ZM195 124H197V127H196V125ZM210 124H211V126H210ZM223 126H222V125ZM227 126H226V125ZM236 126H235V125ZM238 124H240V125H238ZM253 126H252V125ZM59 125V126H58ZM62 125V127H60ZM94 127L95 125H97V126H95L96 128H93L92 126ZM101 127H100V126ZM104 125V126H103ZM129 127H128V126ZM130 125H131V127H130ZM149 125V126H148ZM151 125V126H150ZM160 125V126H159ZM176 125V126H175ZM179 125V126H178ZM194 125V126H193ZM200 125H202V126H200ZM256 125V126H255ZM5 126V127H4ZM9 126V127H8ZM76 126V127H75ZM78 126V127H77ZM106 126V127H105ZM111 126L112 127H114L115 129H113V128H111ZM146 126H147V128H146ZM170 126V127H169ZM175 126V127H174ZM186 126V127H185ZM193 127V128H195V129H197V132H199V131H201V132H205V133H209V131L211 130L212 132L211 133H213V134H215L216 135V137H217V135H219V133L220 134H223V135H219V136H221V137H217V139H218V141H219V147L221 148H219V149H215V150H211V149H209L208 147H206L205 145H203V146H200V147H198L197 146V151H198V154H201V155H199V157L200 158H198V160L197 161H193L192 159H190L189 157H186V156H184L183 154H181V153H179V152H176V153H178V154H176L175 152H173V153H169V155L168 154H166V155H160V153H161V151H159V150H156L155 149V152L154 153H145V141L146 140H149V134H147V133H149V130H150V128H151V132H155V130H156V132L157 131H160L162 128L161 127H163V130H161V132L163 131V133H165V134H167V136H171L173 133H174V131L176 130L175 128H177V127H179V129H182L181 127H184L185 129H184V131H183V142H187V128L188 127ZM207 126V127H206ZM230 126H231V128H230ZM53 128V133L51 132L52 131V128ZM75 127V128H74ZM81 127V128H80ZM90 128V129H88V128ZM102 127H103V129L105 130H103L102 129ZM107 127H109V128H107ZM144 127V128H143ZM149 127V128H148ZM156 129H155V128ZM189 127V128H190ZM198 127H199V129H198ZM201 127V128H200ZM226 127V128H225ZM233 127V128H232ZM253 127V128H252ZM261 127V128H260ZM48 128V129H47ZM59 128H61L62 130H59ZM70 128V129H69ZM77 128V129H76ZM92 128V129H91ZM99 128H101L100 130H99ZM106 128H107V130H106ZM110 128H111V130H110ZM116 128H117V130H118V133L117 132H115L116 131ZM131 128V129H130ZM161 128V129H160ZM203 128V129H202ZM207 128H211L210 130L209 129H207ZM218 130H217V129ZM236 130H235V129ZM257 128V129H256ZM260 128V129H259ZM51 129V130H50ZM64 129H68V130H65L64 131ZM75 131H74V130ZM82 131H81V130ZM95 129V130H94ZM123 129V130H122ZM130 129V130H129ZM145 131H144V130ZM149 129V130H148ZM242 129V130H241ZM93 130V131H92ZM120 130H122V132L120 131ZM208 130V132H206ZM226 131V132H224V131ZM248 130V131H247ZM250 130V131H249ZM263 130V131H262ZM48 133H47V132ZM66 131H68V133H66ZM72 131V132H71ZM87 131V132H86ZM90 133H89V132ZM102 133H101V132ZM110 131L113 133V131H114V136H113V134H111L110 133ZM130 131L132 132V133H130ZM147 131V132H146ZM166 131H168V132H166ZM219 131V132H218ZM222 133H221V132ZM227 131H228V133H227ZM246 132V135H245V132ZM251 131H252V133H251ZM57 132V133H56ZM59 132V133H58ZM62 132H63V134H62ZM74 132V133H73ZM86 132V133H85ZM105 132V133H104ZM120 132V133H119ZM204 132H203V134H204ZM229 132H230V134H229ZM73 133V134H72ZM79 133H81V134H79ZM85 133V134H84ZM88 133V134H87ZM93 133V134H92ZM94 133H96V134H94ZM100 134V135H98V134ZM110 134V137L108 136L109 134ZM238 133H239V135H238ZM54 136H53V135ZM62 134V135H61ZM65 134V135H64ZM68 134V135H67ZM71 134V135H70ZM77 134V135H76ZM80 136H79V135ZM90 134H92V135H90ZM103 134H106L107 135V137H109V138H107L106 137V140L110 143V144H107L108 142H106L105 141V136L106 135H104V137H103ZM121 134H123L122 136H121ZM131 135V134H133L134 136H135V138L136 139H133V140H131V141H129V142H126V138H127V136L128 135ZM169 134H171V135H169ZM251 134V135H250ZM262 136H260V135ZM45 135H47L46 137H45ZM67 135V136H66ZM73 135V136H72ZM89 137H88V136ZM95 135V136H94ZM99 137H98V136ZM102 135V136H101ZM117 135V136H116ZM120 135V136H119ZM227 135H228V137H227ZM233 135V136H232ZM241 135V136H240ZM61 136V137H60ZM62 136L64 137V139H65V137H67V139H63L62 138ZM85 136H87V137H85ZM91 136H94V137H91ZM97 136V137H96ZM111 136L113 137V138H111ZM116 136V137H115ZM231 136H232V138H231ZM253 136V137H252ZM48 137V138H47ZM56 137V138H55ZM78 137H80L79 139H78ZM91 137V139H93V140H96V141H93V140H90V139H88V138H90ZM100 137H103V138H100ZM115 137V138H114ZM118 137H120V138H118ZM138 137V138H137ZM225 137H227L226 139H224ZM234 137V138H233ZM238 139H237V138ZM261 137V138H260ZM48 140H47V139ZM55 138V139H54ZM58 138H60V139H58ZM69 138V139H68ZM72 138H73V140H72ZM75 138V139H74ZM77 138V139H76ZM96 138V139H95ZM120 139V141H118L117 139ZM122 138V139H121ZM231 138V139H230ZM256 138H258V139H256ZM51 141H50V140ZM71 139V140H70ZM81 139V140H80ZM83 139V140H82ZM99 139V140H98ZM104 139V140H103ZM125 139V140H124ZM139 139V140H138ZM141 139V140H140ZM143 139V140H142ZM227 139H228V141H227ZM233 139V140H232ZM241 139V140H240ZM245 139V140H244ZM55 142H53V141ZM70 140V141H69ZM76 140L78 141V142H76ZM103 142H102V141ZM112 140H114V142L112 141ZM124 140V141H123ZM224 140V141H223ZM232 140V141H231ZM235 140V141H234ZM242 140H244L243 142H242ZM247 140V141H246ZM59 141V142H58ZM81 141V142H80ZM90 141H92V143L90 144ZM105 141V142H104ZM117 141H118V143L120 144V147L118 146L119 144L117 143ZM122 141V142H121ZM144 141V142H143ZM230 141V142H229ZM238 141V142H237ZM241 143H240V142ZM255 141V142H254ZM61 142V143H60ZM73 142V143H72ZM76 142V143H75ZM80 142V143H79ZM87 142H89V145L87 144ZM93 142H96V144H93ZM98 142V143H97ZM224 142H225V144H224ZM232 142H234V143H232ZM246 142V143H245ZM252 142V143H251ZM254 142V143H253ZM59 143V144H58ZM102 143H105V145H103ZM114 143V144H113ZM222 143H223V145H222ZM44 144H46V146L44 145ZM47 144H48V146H47ZM56 144V145H55ZM57 144H58V146H57ZM80 144H82V145H80ZM97 144H98V147H97ZM106 144L108 145V146H106ZM118 144V145H117ZM124 144V145H123ZM129 146H128V145ZM235 144V145H234ZM246 144H248L249 145V147H248V145L246 146ZM255 144V145H254ZM44 145V146H43ZM60 145V146H59ZM72 145V146H71ZM75 145V146H74ZM92 145V146H91ZM93 145H95V147L94 148H92L93 147ZM102 145H103V147H102ZM116 147H114V146ZM125 147V149H124V147ZM222 145V146H221ZM225 145V146H224ZM245 147H244V146ZM55 146V147H54ZM57 146V147H56ZM78 146L80 147V149H78ZM84 146L85 147H87V148H89V149H87V148H84ZM90 146V147H89ZM104 146H106V147H109V148H106V147H104ZM130 146H132L133 148H134V150H132L133 148L132 147H130ZM236 148H235V147ZM254 146H255V148H254ZM259 146L260 147H262L261 149L259 148ZM43 147V148H42ZM46 149H45V148ZM59 147H60V149H59ZM61 147H63V148H61ZM100 147V148H99ZM123 147V148H122ZM139 147V148H138ZM142 147V148H141ZM256 147H258V148H256ZM17 148V149H16ZM51 148H52V150H51ZM57 148V149H56ZM102 148H103V150H102ZM121 148V149H120ZM128 148V149H127ZM144 148V149H143ZM202 148V149H201ZM243 148V149H242ZM248 148V150H249V152L250 153H248V154H246V151L248 152V150H246ZM250 148V149H249ZM252 148V149H251ZM256 149V150H254V149ZM22 149V150H21ZM43 149V150H42ZM55 149V150H54ZM62 149V150H61ZM76 149V150H75ZM78 149V150H77ZM84 149H87V150H91V153L89 152V151H85ZM96 149H98V150H96ZM118 149H120L121 150V153H120V150H118ZM137 149V150H136ZM225 149H226V151H225ZM228 149V150H227ZM237 149V150H236ZM242 150V152H241V150ZM41 150H42V152H41ZM45 150V151H44ZM59 150V151H58ZM61 150V151H60ZM81 150V151H80ZM85 151V153H84V151ZM93 150V151H92ZM99 150H100V152H99ZM122 150H124V151H122ZM144 150V151H143ZM223 150H224V152L225 153H223ZM240 150V151H239ZM245 150V151H244ZM252 150V151H251ZM54 153H53V152ZM57 151H58V153H57ZM68 152V154L66 153V152ZM72 151V152H71ZM77 151V153H79V155L77 154V153H74V152H76ZM95 151H96V153H95ZM113 151V152H112ZM116 151H119V153L118 152H116ZM127 151V152H126ZM136 153V155H134L135 153ZM141 151L143 152L142 154H144V157L142 156V154H140L141 153ZM159 151V152H158ZM216 151V152H215ZM231 151V152H230ZM239 151V152H238ZM47 153V155L46 154H40V153ZM71 152V153H70ZM84 153L83 155H85L86 154V156L88 157H86V156H82V154L81 153ZM86 152H89V153H86ZM130 152V153H129ZM139 152V153H138ZM208 152H209V154H208ZM234 152H235V154H234ZM253 152H254V154H253ZM258 152V153H257ZM263 153V154H261V153ZM51 153H52V155H51ZM63 153V154H62ZM73 153V154H72ZM93 153V155L91 156V154ZM109 155H108V154ZM116 153H118V154H116ZM125 153H126V155H125ZM129 153V154H128ZM203 153H204V156H205V158H204V156H203ZM222 153V154H221ZM237 153V154H236ZM243 153H244V155H243ZM255 153H257V154H255ZM54 154V155H53ZM75 154H76V157L78 158V160H77V158L75 157ZM95 154V155H94ZM120 154V155H119ZM122 154H123V156H122ZM138 154H140V156L138 155ZM162 154V153H161ZM170 154H171V156H170ZM261 154V155H260ZM41 155H43L42 157H41ZM48 157H46V156ZM59 155V156H58ZM65 155V156H64ZM72 155V156H71ZM74 155V156H73ZM78 155V156H77ZM89 155L91 156V157H89ZM114 155H115V157H114ZM118 155V156H117ZM130 155V156H129ZM155 155V157L153 158V157H150V156H154ZM169 156V159H168V156ZM175 155H176V157H175ZM182 157H181V156ZM220 157H219V156ZM222 155V156H221ZM227 155V156H226ZM234 155V156H233ZM239 155H240V157H239ZM39 156V157H38ZM51 156H53V157H51ZM71 158H70V157ZM103 157L104 156V158H100V157ZM109 156V158L111 159H106L107 157ZM112 156H113V158H112ZM126 156V157H125ZM129 156V157H128ZM133 156H134V158H133ZM137 156V157H136ZM138 156L140 157V159L138 158ZM146 156V157H145ZM149 156V157H148ZM159 156V157H158ZM164 156H166V158H164ZM217 156V157H216ZM224 156V157H223ZM238 158H237V157ZM244 156V157H243ZM246 156V157H245ZM43 157H44V160H43ZM49 157H50V159H49ZM79 157H80V159H79ZM148 157V158H147ZM160 157H161V159H160ZM174 157H175V159H177L176 161H177V163H175L176 161H175V159H174ZM181 157V158H180ZM208 157H210V158H208ZM219 157V158H218ZM227 157V158H226ZM236 157V158H235ZM36 158H38V162H37V160H36ZM69 158V159H68ZM76 158V163L74 162L75 159ZM90 158H92V160L90 159ZM98 160V162H100L101 161V159L103 160V161H101L100 163H98V162H96L97 160ZM138 158V159H137ZM145 158V159H144ZM173 158V159H172ZM208 158V160H210V161H208V160H205V159H207ZM213 158V159H212ZM217 158V159H216ZM240 158H242V159H240ZM48 159V160H47ZM74 160V161H71V160ZM88 159H90L91 160V162H89L88 161ZM107 161H106V160ZM115 159V160H114ZM119 159H121V160H119ZM126 159V160H125ZM129 159H132L133 161V163L135 164V167L133 166L134 164L131 162V160H130V163H129ZM142 159H144V161L142 160ZM148 160V163H147V161H145V160ZM154 159H158L157 161L159 162H156V160L154 161ZM180 159H183L184 161V163L182 162V160H180ZM187 159V160H186ZM201 159V160H200ZM227 161H226V160ZM238 159V160H237ZM49 161L48 162V164H47V162H45V161ZM87 160V161H86ZM122 160H123V162L124 163H122ZM138 160V161H137ZM141 160V161H140ZM167 160V162L166 163H169V169L167 170V167H166V165H168V164H166V163H164V161H166ZM168 160H169V162H168ZM171 160H173V161H175V162H173V161H171ZM180 162H179V161ZM185 160H186V165H185ZM190 160V161H189ZM204 162H206V163H203V161ZM216 160V161H215ZM222 160V162H219V161H221ZM240 160H242V161H240ZM246 160H250V161H246ZM65 161H66V163H65ZM68 161H69V163H68ZM79 161V162H78ZM83 162V164L81 163V162ZM86 161V162H85ZM94 161V163H92ZM104 161H106L105 163H103ZM120 161V162H119ZM126 161H128L127 162V164H129V167H127L128 165L125 163ZM154 161V162H153ZM171 161V162H170ZM215 161V162H214ZM224 161H225V166L223 165V163H224ZM232 161H234V162H232ZM34 162H36V163H34ZM74 162V163H73ZM96 162V163H95ZM141 162H144L143 163V165H142V163ZM161 162H163V163H161ZM174 163V165H172L173 163ZM188 162H190V164L192 165V168L193 169H191L192 170V172H191V170L190 171H188L187 173L186 172H183V169L184 168H186L187 167V164H189ZM199 162V163H198ZM210 162V163H209ZM212 162V163H211ZM237 162H239V163H237ZM242 162V163H241ZM250 162V163H249ZM49 163H51V164H49ZM77 163L79 164V165H77ZM84 163H86V165H84ZM120 163V164H119ZM156 163V165H153V164H155ZM171 163V164H170ZM192 163H195V164H192ZM215 163V164H214ZM218 163V165H216ZM220 163V164H219ZM226 163H227V166H226ZM36 166L35 168H34V166ZM36 164V165H35ZM67 164V165H66ZM72 164H73V166H72ZM92 164H94V166L92 165ZM127 165L125 168H126V170H125V168H124V166H120V165ZM151 164H152V166H151ZM164 164H166V165H164ZM178 164H179V166H178ZM184 164V165H183ZM197 164H199V166H201V167H199V166H197ZM203 164V165H202ZM214 164V165H213ZM222 164V165H221ZM236 164H238V165H240V166H238L237 165V167L239 168V170H237L238 168L236 167ZM242 164V165H241ZM244 164H246V165H244ZM77 165V166H76ZM96 165V166H95ZM100 165V166H99ZM109 165V166H108ZM117 165V167L115 168V166ZM210 165H212V166H210ZM220 165V166H219ZM235 165V166H234ZM248 165V166H247ZM32 166H33V168H32ZM46 166H49L48 168H44V167H46ZM88 166V167H87ZM113 166V167H112ZM138 166V167H137ZM152 168H151V167ZM154 166H156L155 168H154ZM171 166H174V168H175V166H176V168H175V171L176 170H179V171H177V172H175L174 171V169H173V167H171ZM184 168H183V167ZM186 166V167H185ZM196 166V167H195ZM232 166H234V167H232ZM242 166V167H241ZM262 166V167H261ZM5 167H6V170H8L7 171V173H5ZM71 167V168H70ZM80 167H81V169H80ZM91 167V168H90ZM108 167V168H107ZM119 167V168H118ZM149 167V168H148ZM161 167V168H160ZM179 167V168H178ZM181 167V168H180ZM188 167H189V165H188ZM195 167V168H194ZM215 167H216V169L217 170H214L215 169ZM218 167H219V169H218ZM226 167V168H225ZM228 167V168H227ZM230 167V168H229ZM244 167V168H243ZM248 167V168H247ZM250 167H253V169L254 170H256V171H253V169L251 168L250 169ZM257 167H260V168H257ZM68 168H70V169H68ZM74 168H76L75 170H74ZM101 168V169H100ZM114 168V170H112ZM127 168H129L130 170H128ZM134 168V169H133ZM141 168V169H140ZM145 168V169H144ZM160 168V169H159ZM178 168V169H177ZM214 168V169H213ZM237 168V169H236ZM241 168H242V170H241ZM66 169H68V170H66ZM80 169V170H79ZM83 169H84V171H83ZM98 169V170H97ZM103 169V170H102ZM116 169V170H115ZM132 169H133V171H132ZM181 169V170H180ZM196 169V171H193V170H195ZM221 169V171H219ZM236 169V170H235ZM3 170H5V171H3ZM70 170H72L71 172H70ZM73 170H74V172H73ZM78 170V171H77ZM102 170V172H100ZM106 170V171H105ZM125 170V171H124ZM136 172H138V174L137 173H135V171ZM142 170V171H141ZM144 170V171H143ZM160 170H163L164 172H166V174H163L162 173V171H160ZM213 170H214V173H213ZM241 170V173H243V174H241L239 171ZM248 170V171H247ZM250 170V171H249ZM252 170V171H251ZM3 173H2V172ZM113 171H115V172H113ZM122 171V172H121ZM159 171V172H158ZM180 171H181V173H180ZM217 171H219V172H217ZM225 171V172H224ZM236 171V172H235ZM245 171H247L246 173H247V176H246V174H245ZM258 171L259 172H261V173H258ZM76 172H79V173H77L76 174ZM113 172V173H112ZM117 172H119V173H117ZM129 172V173H128ZM174 173V174H171V173ZM210 172V173H209ZM232 172H233V174H232ZM237 172H239V173H237ZM252 173V174H248V173ZM257 172V173H256ZM34 173V174H33ZM66 173V174H65ZM67 173L69 174V175H67ZM71 173H72V175H71ZM73 173H75L74 175H73ZM84 173V174H83ZM104 174V173H106L104 176L102 175L101 176V174ZM109 173H110V175H109ZM123 173H125L124 175L125 176H122L123 175ZM177 173V174H176ZM183 173H185V174H183ZM218 173V174H217ZM226 173H227V175H226ZM235 173H236V176H238V175H240V176H242V177H236L235 176ZM253 173H255L256 175H254ZM97 174L99 175V176H97ZM108 174V175H107ZM120 174V176H118ZM134 175V177H133V175ZM149 174H151V175H149ZM166 175V176H163V175ZM182 176H181V175ZM188 174V175H187ZM225 174V175H224ZM231 174V175H230ZM238 174V175H237ZM259 174V175H258ZM262 174V175H261ZM95 175V176H94ZM128 175V176H127ZM132 175V176H131ZM177 175V179H176V176ZM187 175V176H186ZM210 175V176H209ZM213 175V177H214V180H213V177H211ZM243 175L245 176V177H243ZM263 176V177H261V176ZM67 176H69V177H71L70 179L69 178H66ZM89 176V177H88ZM93 176V177H92ZM113 176H115V177H113ZM127 176V177H126ZM136 176V177H135ZM138 176V177H137ZM146 177V178H143V177ZM172 178H171V177ZM181 176V177H180ZM188 176H192V177H196V178H198V177H200V178H198V179H200V183H202V184H200V186H199V192H197V196H199L198 197V199H193V198H191L190 200H188V204H189V206L187 207L188 208V211H189V214H190V216L191 217H194V219H196V220H199V221H202L203 219H204V214H203V212L205 211V213H208V211H209V213L210 214H212V215H215V213H212V212H217V216L216 217H218V214H219V217L221 218V216H222V218L221 219H225L226 218V216H227V218L225 219L226 220V224H227V222H229V221H231V220H233V221H231V222H229L228 224V226L230 227V230H229V232H223L222 234H220V233H216L215 235H213L212 237H210V236H208L207 237V235H204L205 237L203 238L202 237V239L201 240H197L195 243L196 244H194V245H191L190 243V247H189V245H187L188 244V241L187 240H185V236L184 235H186L184 232H185V230H186V233H187V229L186 228H184V225L181 223L180 225H178L179 223H177V221H175V220H170L169 221V217H166V216H168V213H166V211H164V210H158V209H154L153 210V213L155 214H153L154 215V217H156V218H158L157 220H155L156 218H154L153 220H155V221H150V222H147L148 224H144V223H136V221H134V220H129L126 216H125V211H121V212H119V214L116 212V211H114V209L112 208V207H109V206H106L105 204H103L101 201H100V198L102 197V195H103V192L104 191H106L107 189H109V186L110 187H116L117 186V189H119L120 187H121V189H119V190H121V191H125V185H123V184H125L126 183V185H132V187L133 188H135V187H137L140 183H142V182H145L144 184L142 183V184H140V185H142V186H140V187H137V188H135L139 193H141L142 192V194H145L146 192H145V190L147 191V190H149L148 191V193H150L151 191L152 192H154V187H153V183H154V181L155 180H158V181H160L161 183H162V187H163V189H165L166 191H168V189H169V191L167 192V193H170V192H174V191H176V189H175V187H176V184H182L183 182H185L186 180H187V177ZM235 176V178H233ZM260 176V177H259ZM28 177V178H27ZM35 177V178H34ZM37 177V178H36ZM77 179H75V178ZM86 177V178H85ZM103 177V178H102ZM106 177V178H105ZM113 177V178H112ZM123 177H124V179H123ZM162 177V178H161ZM179 177V178H178ZM208 177V178H207ZM218 177H220V178H218ZM250 177V178H249ZM254 179H253V178ZM40 178V179H39ZM72 178H73V180H72ZM79 178V179H78ZM82 178H84V179H82ZM111 178V179H110ZM127 178H129L128 180H127ZM135 178H136V180H135ZM148 178L150 179V180H148ZM154 180H152V179ZM166 178H168V180L166 179ZM207 178V179H206ZM238 178V179H237ZM243 178H245L246 180H244ZM252 178V179H251ZM256 178H258V180L256 179ZM261 178L263 179V181L261 180ZM132 179V181H134V182H132V181H130ZM208 179H210L209 180V182H207L208 181ZM216 179V180H215ZM221 179H226V180H221ZM228 179V180H227ZM34 180H36V181H34ZM70 180V181H69ZM80 180H82V181H80ZM83 180H85V181H83ZM90 180V181H89ZM103 181V183H102V181ZM137 180H138V182H137ZM166 180H167V182H166ZM173 182H172V181ZM211 180H212V182L214 183H212L211 182ZM255 180V181H254ZM260 180V181H259ZM74 181V182H73ZM76 181V182H75ZM127 181V182H126ZM147 181V182H146ZM150 181L152 182V183H150ZM163 181V182H162ZM171 181V182H170ZM177 181H178V183H177ZM204 181H206V182H204ZM219 182V184H218V182ZM230 181V182H229ZM235 181H236V183H235ZM246 182L245 183V185L246 184H248V185H244V183L243 182ZM257 181V182H256ZM79 182H81V183H84L83 185L85 186H83L81 183H79ZM96 183V185H95V183ZM108 182V183H107ZM117 182V183H116ZM125 182V183H124ZM132 182V183H131ZM215 182H217V184H215ZM232 182V183H231ZM254 182H256V183H254ZM71 183H73V185H74V187L72 186V184ZM90 185H89V184ZM102 183V184H101ZM107 183V184H106ZM109 183H111V185L109 184ZM123 183V184H122ZM129 183V184H128ZM134 183H136V185L134 184ZM175 183V184H174ZM203 183H206V184H203ZM87 184V185H86ZM93 186H92V185ZM116 184V185H115ZM118 184V185H117ZM121 184H122V186H121ZM146 184V186H144ZM152 186H151V185ZM164 184H166V185H164ZM230 184H232V185H230ZM237 184V185H236ZM250 184H251V186H250ZM253 184V185H252ZM77 185V187H75ZM89 185V186H88ZM174 186V187H172V186ZM203 185V186H202ZM209 185H211L212 187H210ZM215 185V186H214ZM216 185H218V186H216ZM229 185V186H228ZM235 185L237 186V187H235ZM257 185V187L255 188V186ZM92 186V187H91ZM97 186V187H96ZM99 186V187H98ZM120 186V187H119ZM135 186V187H134ZM149 186V189L147 188ZM169 186V188L167 189V187ZM172 188H171V187ZM225 186V187H224ZM248 186V187H247ZM252 186H254L253 188H251ZM260 186V187H259ZM95 187H96V190H95ZM106 187H107V189H106ZM124 187V188H123ZM146 189H145V188ZM153 187V188H152ZM215 187V188H214ZM217 187V188H216ZM223 187L226 189V190H229V191H224L223 192V190H221L220 188H222L223 189ZM243 187H247V189L246 188H243ZM250 187V188H249ZM1 188H2V192H1ZM51 188V189H50ZM99 188V189H98ZM105 188V189H104ZM124 190H123V189ZM171 188V189H170ZM201 188H203L202 190H204L205 188V192L203 193V191H200L201 190ZM209 188V189H208ZM229 188V189H228ZM231 188V189H230ZM233 188V189H232ZM240 188H241V190H240ZM248 188H249V190H248ZM79 189V190H78ZM82 189V191H80ZM86 189V190H85ZM92 189V190H91ZM104 191H103V190ZM139 189V190H138ZM152 189V190H151ZM215 189V190H214ZM217 189V190H216ZM224 189V190H225ZM236 191H235V190ZM263 189V190H262ZM12 192V193H14V194H12L10 191ZM21 191V192H19V191ZM84 190V191H83ZM88 190H89V193H87L88 192ZM93 190H94V192H93ZM100 190V191H99ZM208 190V191H207ZM212 190H214V191H212ZM240 190V191H239ZM248 190V191H247ZM8 191V192H7ZM22 191H23V193H22ZM76 191V192H75ZM79 191V192H78ZM92 191V192H91ZM211 191V192H210ZM216 191H218V192H216ZM222 192V193H220V192ZM232 191V192H231ZM234 191V192H233ZM248 193H247V192ZM256 191V192H255ZM258 191V192H257ZM10 192V193H9ZM21 193L20 195H18L17 193ZM27 193L28 195H30V194H32V195H30V197L28 196V195H25L24 193ZM29 192V193H28ZM55 192V193H54ZM85 192V194H83ZM98 192V193H97ZM213 192H215V193H213ZM228 192V193H227ZM229 192H230V194L232 195L233 193H235V195H237L236 196V200L235 199H232V197L234 196L235 197V195L233 194L232 196L229 194ZM254 192V193H253ZM7 193V194H6ZM53 193V194H52ZM210 193V194H209ZM245 193V195H246V197L248 198H246V197H244L245 195H243V197H241L242 196V194H244ZM251 193V194H250ZM258 193V194H257ZM6 194V195H5ZM9 194V195H8ZM12 195V197H11V195ZM33 194H35L36 196H33ZM80 194H81V199H79V197H76V196H80ZM89 195V196H87V195ZM100 194V195H99ZM205 194V195H204ZM212 194H213V196H212ZM218 194V195H217ZM221 194V195H220ZM250 194V195H249ZM256 194V195H255ZM259 194H260V196H259ZM18 197H17V196ZM50 195H52V196H50ZM83 195H85V196H83ZM203 195H204V197H203ZM253 195V196H252ZM8 196V197H7ZM22 196V197H21ZM26 196H28V197H26ZM218 196H221V197H218ZM227 196V197H226ZM252 196V197H251ZM256 196H258L257 198L259 199L258 201L256 200L257 198H255ZM261 196L263 197L262 198V200L260 199L261 198ZM9 197L10 198H12L13 200L14 199H16L14 202H15V204H14V202L13 201H11V200H9ZM19 197H21V198H19ZM34 199H33V198ZM83 197L86 199H83ZM205 199L204 201H202L203 200V198ZM211 197H213V198H211ZM229 197V198H228ZM7 199V200H5V199ZM27 198H29V200H31V201H29ZM35 198H37V199H35ZM74 198V199H73ZM78 200H77V199ZM211 198V199H210ZM220 198V199H219ZM223 198V199H222ZM224 198L226 199V198H228V199H226V200H224ZM242 198H246L245 200H243ZM251 198V199H250ZM254 198V199H253ZM0 199V200H1ZM6 201H4V200ZM23 199H25V200H23ZM33 199V200H32ZM88 199V200H87ZM201 199V200H200ZM239 199V200H238ZM20 200V201H19ZM22 200V201H21ZM38 200H39V203H38ZM82 200V201H81ZM197 200V201H196ZM210 200V201H209ZM220 200H222V201H220ZM232 202H231V201ZM247 200H249V202L247 201ZM253 200V201H252ZM260 200H261V202H260ZM4 201V202H3ZM8 201V202H7ZM72 201H74V203L72 202ZM80 203H79V202ZM200 201H201V203H200ZM206 201H208V202H206ZM213 201V202H212ZM215 201V202H214ZM219 201V202H218ZM225 201H227V202H225ZM230 201V202H229ZM236 201V202H235ZM258 203H257V202ZM31 203L32 202V204H31V206H30V203L27 205V203ZM36 202V203H35ZM76 202V203H75ZM87 202V203H86ZM205 202V203H204ZM216 202H218V203H216ZM240 202H242V203H240ZM256 202V203H255ZM19 203V204H18ZM24 203V204H23ZM38 203V204H37ZM44 203V205H42ZM45 203H46V208L44 209L42 206H44L45 207ZM81 204V205H79V204ZM84 203H86L85 204V206L83 205ZM204 203V204H203ZM206 203H207V205H206ZM209 203V204H208ZM210 203H212V204H210ZM216 203V204H215ZM224 203V204H223ZM233 203V204H232ZM235 203H237L236 205H235ZM245 203V207H247L246 208V210H244L245 209V207L243 206V204ZM253 203H255L256 204V206L253 204ZM3 206H2V205ZM21 204V205H20ZM25 204H26V206H25ZM35 204H37V205H41V207H39V206H37V205H35ZM73 204V205H72ZM100 204V205H99ZM191 204H192V206H191ZM202 206H200V205ZM213 204H215V205H213ZM230 204H231V206L234 208H236V210L235 209H233L232 207L230 208ZM242 207V209H243V211H246V213H247V215L245 216V214L246 213H244V212H242V210L240 209L241 207L239 206V205ZM242 204V205H241ZM246 204L248 205V206H246ZM253 207H255L254 209L252 208V206ZM258 204V205H257ZM15 205H18V207H19V209H21V208H23V207H21L20 208V206H23L24 205V208L21 210V211H24V213H25V215H24V213L22 212L21 213V211L19 210V209H17L16 207H15ZM33 205H35V207H33ZM220 205V206H219ZM225 205V206H224ZM229 205V207H226V206H228ZM234 205V206H233ZM250 205V206H249ZM30 208V210H32V212L33 213H35V215L29 210V208ZM75 206V207H74ZM80 206V207H79ZM207 206H208V208H207ZM217 207V210L215 209L216 207ZM259 206V207H258ZM2 207V208H1ZM9 207H10V209H11V211H8L7 212V210H9ZM25 207H26V209H28V210H26L25 209ZM37 207H39V208H41V209H39V208H37ZM83 207V208H82ZM86 207V208H85ZM97 207V208H96ZM108 207V208H107ZM201 208V210H200V208ZM203 207H205V209L203 208ZM226 207V208H225ZM71 208H74V210L77 208V211L78 212H76V211H74L73 209H71ZM81 208V209H80ZM103 208L105 209V210H103ZM203 208V209H202ZM212 208V209H211ZM220 208V209H219ZM226 210H225V209ZM239 208V209H238ZM249 208V209H248ZM17 209V210H16ZM25 209V210H24ZM47 209H49L48 211H47ZM53 211H52V210ZM68 209H70V210H68ZM79 209V210H78ZM84 209V210H83ZM88 209V210H87ZM99 209V210H98ZM100 209H102L101 211H100ZM250 209H251V211H250ZM20 212H19V211ZM40 210V211H39ZM42 210V211H41ZM44 210V211H43ZM81 210H83V211H85V213H83V211H81ZM97 210V211H96ZM204 210V211H203ZM219 210V211H218ZM223 210V211H222ZM224 210H225V213L226 214H223L224 213ZM233 210V211H232ZM239 210H241V211H239ZM262 210V211H261ZM13 211H15L16 213L15 214H17V215H15V214H13V218H14V220H13V218H11L12 217V213H14ZM36 211V212H35ZM38 211L40 212V213H38ZM46 211V212H45ZM53 213H52V212ZM73 211V212H72ZM87 211V212H86ZM105 211V212H104ZM110 211V212H109ZM112 211V212H111ZM197 211H199V212H197ZM220 211H221V213H220ZM232 211V212H231ZM235 211H236V213H235ZM248 211V212H247ZM256 211V213H254ZM18 212V213H17ZM51 214H50V213ZM76 212V213H75ZM79 212H81L82 214H80ZM89 212V217H90V215H91V213L90 212H92V215H91V219H89V217L87 216V214L86 213H88ZM97 212V213H96ZM99 212H100V214L102 215H100L99 214ZM230 212V213H229ZM238 212V213H237ZM249 212H251V213H249ZM257 212H260V213H257ZM8 215H7V214ZM19 213H21L22 215L20 216V214ZM103 213V214H102ZM104 213H107V214H104ZM116 213H117V215H116ZM234 213L235 215L233 216L232 214ZM239 213H241V214H239ZM262 213V214H261ZM5 216H4V215ZM27 214H31V216L30 215H28V216H26ZM33 214V215H32ZM39 216V218H38V216ZM44 214V215H43ZM62 214V215H61ZM96 214V215H95ZM115 214V215H114ZM164 214H166V215H164ZM203 214V215H202ZM223 214V215H222ZM238 214H239V216H240V218L238 217ZM250 214V215H249ZM255 214V215H254ZM258 214H261L262 215V217L260 216V215H258ZM42 215H43V218L44 217H46V219L44 220L43 218H42ZM47 215V216H46ZM53 215V216H52ZM61 217H60V216ZM63 215H64V217H63ZM73 217V218H75V219H73V220H75L74 222H73V220H72V218H71V216ZM74 215H75V217H74ZM85 215V216H84ZM99 215V216H98ZM103 215H105V216H103ZM161 215V216H160ZM164 215V216H163ZM225 215V216H224ZM228 215H230L229 216V218H228ZM243 215V216H242ZM250 217H252V218H249V216ZM252 215H254V216H252ZM258 217H257V216ZM7 216V217H6ZM23 216L24 217H27L26 219H24L23 218ZM32 216H36V217H32ZM49 216V217H48ZM97 216V217H96ZM116 216H118V217H116ZM120 216V217H119ZM159 216V217H158ZM201 216V217H200ZM203 216V217H202ZM232 216V217H231ZM256 216V217H255ZM5 219V221H7V222H5L4 221V219ZM9 217V218H8ZM17 217V218H16ZM22 217V218H21ZM32 219H31V218ZM81 217V218H80ZM86 217H88V218H86ZM100 217V218H99ZM161 217V218H160ZM218 217V218H219ZM230 217L232 218V219H230ZM244 217V218H243ZM15 218L17 219V220H15ZM36 218V219H35ZM47 218L49 219V220H47ZM56 218V219H55ZM64 218V219H63ZM96 218V219H95ZM114 218V219H113ZM118 218V219H117ZM160 218V219H159ZM163 218H166V219H164V220H166V221H164L163 220ZM241 218H243V219H241ZM249 218V219H248ZM254 218V219H253ZM258 218V219H257ZM262 218H263V220H262ZM7 219V220H6ZM12 221H11V220ZM19 219V220H18ZM21 219L22 220H24V221H26V222H22L21 221ZM28 219H31L30 220V222H29V220ZM34 219V220H33ZM40 219V220H39ZM52 219V220H51ZM60 219V220H59ZM78 219V220H77ZM81 219H84L83 221H81ZM102 219V220H101ZM110 219V220H109ZM117 221H116V220ZM125 219V220H124ZM168 219V220H167ZM229 221H228V220ZM237 219V220H236ZM239 219H240V221L242 220V221H244V223L241 221V223H240V221H239ZM253 219V220H252ZM258 221H257V220ZM9 220V221H8ZM27 220H28V222H27ZM55 220V221H54ZM71 220V221H70ZM87 220V221H86ZM90 220H91V222H90ZM99 220H101V221H103V222H101V223H98L99 222ZM107 220V221H106ZM127 220V222H129V223H127L126 222V224L124 223L125 221ZM224 220V221H225ZM255 220L257 221V222H255ZM260 220V221H259ZM16 221H19V223L18 222H16ZM34 221H35V226H34ZM44 221H46L47 222V224H46V222L44 223ZM49 221V222H48ZM69 221V222H68ZM81 221V222H80ZM93 221V222H92ZM96 223H95V222ZM98 221V222H97ZM114 221V222H113ZM121 221H123V222H121ZM134 221V222H133ZM157 221V222H156ZM159 221V222H158ZM162 221V222H161ZM169 221V222H168ZM252 221V222H251ZM11 222H12V224L14 223V225H13V229L11 230V228H12V224H11ZM16 222V223H15ZM76 222H78L79 223V225H78V223H76ZM89 222V223H88ZM107 222H108V224H107ZM117 224H116V223ZM166 223V224H164V223ZM172 222V223H171ZM251 222V223H250ZM261 222H263V224H261ZM3 223H5V224H7V227H6V225L5 224H3ZM21 223V224H20ZM23 223H24V225H23ZM27 223V224H26ZM37 223V224H36ZM40 223V224H39ZM43 223V224H42ZM52 223V224H51ZM90 224V225H87L86 226V224ZM94 223H95V225H94ZM98 223V224H97ZM123 223H124V225H123ZM161 223V224H160ZM163 223V224H162ZM231 223V224H230ZM233 223V224H232ZM237 223H239V224H237ZM16 224V225H15ZM26 224V225H25ZM29 224V225H28ZM67 224V225H66ZM131 224V225H130ZM158 225L159 227H157L156 225ZM172 224V226H170ZM176 226H175V225ZM261 224V225H260ZM18 225H20V226H18ZM21 225H23V226H21ZM32 225V226H31ZM59 225V227L57 228V226ZM76 225H78V226H76ZM82 225V226H81ZM85 225V226H84ZM108 225L109 227H110V232H108L109 231V227L107 226V229H106V226ZM127 225H129L128 227H126ZM151 225H153L152 227H151ZM168 225H169V228L167 229L166 227H168ZM173 225L175 226V227H173ZM183 225V226H182ZM234 225V226H233ZM246 227H245V226ZM253 227H252V226ZM263 225V226H262ZM9 226H11L10 227V231H9ZM18 227V228H16V227ZM29 226V227H28ZM65 226H66V228H65ZM68 226V227H67ZM89 226V228H87ZM92 226V227H91ZM114 226H115V231L114 230H112V228H114ZM120 226V227H119ZM138 226V228H136ZM155 226V227H154ZM21 227V228H20ZM27 227V228H26ZM39 228V229H36V228ZM71 227V228H70ZM85 227V228H84ZM90 227H91V229H93V230H91L90 229ZM103 227H105V230H104V228ZM144 227V228H143ZM147 227H149V228H147ZM154 227V228H153ZM163 227V228H162ZM171 227V228H170ZM177 227V228H176ZM206 227V226H205ZM234 227H236V228H234ZM249 227V229H247ZM255 227H256V229H255ZM16 228V229H15ZM22 228H24V230L22 229ZM28 228H30L29 230H28ZM60 228V229H59ZM76 228V229H75ZM140 228H141V230H140ZM159 228V229H158ZM176 228V229H175ZM182 228V229H181ZM245 228V229H244ZM6 229H8V230H6ZM27 229V230H26ZM51 229H52V231H51ZM56 229V230H55ZM57 229L59 230V232L57 231ZM71 229V230H70ZM73 229H75L74 231H73ZM85 229V230H84ZM124 229V230H123ZM144 229V230H143ZM169 229H175L174 231L173 230H169ZM179 229V230H178ZM185 229V230H184ZM242 229H244V230H242ZM252 229V231H253V229H255L253 232L252 231H250ZM259 229H260V231H259ZM4 230V231H3ZM41 230H43L44 232H45V234H47V235H43V234H41V233H44L43 231H41ZM69 232H68V231ZM77 230V231H76ZM83 230V231H82ZM86 230H87V232H86ZM92 232H91V231ZM163 232H162V231ZM178 230V232L177 233H179L178 235H177V233H175L176 231ZM248 230H249V232H248ZM14 231H17L16 233L14 232ZM19 231H21V232H19ZM31 231H33V232H31ZM37 231V232H36ZM38 231H39V233H38ZM56 231V232H55ZM65 231H66V233H65ZM81 231V232H80ZM89 231V232H88ZM121 231V232H120ZM124 231V232H123ZM130 231V233L128 234L127 232H129ZM138 231V232H137ZM151 231V232H150ZM158 231V232H157ZM171 231H173L174 233H172ZM182 231H184V232H182ZM247 233H246V232ZM256 231V232H255ZM18 232H19V237L16 235V234H18ZM71 232H73V233H71ZM84 232V233H83ZM95 233L94 235H92V233ZM97 232V233H96ZM126 232V233H125ZM147 232V233H146ZM154 232V233H153ZM156 232V233H155ZM159 232L161 233L160 235H162V236H160L159 235ZM235 234H233V233ZM251 232V233H250ZM254 232H255V234H254ZM10 233L12 234V233H14V234H12V235H10ZM38 233V234H37ZM61 233V234H60ZM79 233L80 234V236H79V234H78V236H79V239L78 238H76V236H77V234ZM82 233V234H81ZM109 233V234H108ZM150 233V234H149ZM171 235H170V234ZM181 233V234H180ZM184 233V234H183ZM230 233V234H229ZM258 233H260V234H258ZM60 234V235H59ZM85 234H87V235H85ZM88 234L90 235V240H89V238H88ZM142 234V235H141ZM147 234V235H146ZM153 234V235H152ZM157 236H156V235ZM183 234V235H182ZM232 234V235H231ZM14 235V236H13ZM22 235V236H21ZM31 237V235H32V237L30 238L29 236ZM36 235H37V238H34V237H36ZM39 235H41V236H39ZM54 235V236H53ZM58 235V236H57ZM69 235H71L72 236V238H71V236H69ZM85 235V236H84ZM134 235H136L138 238L140 237V239H138L137 237H132V236ZM143 235H145V236H143ZM174 235H175V238H173L174 237ZM177 235V236H176ZM181 235V236H180ZM223 235V236H222ZM253 237H252V236ZM15 237V238H12V237ZM56 236V237H55ZM60 236V237H59ZM77 236V237H78ZM142 236V237H141ZM148 236V237H147ZM159 236V237H158ZM172 236V237H171ZM178 236H180V237H178ZM184 236V237H183ZM217 236V237H216ZM218 236L220 237V238H218ZM225 236V237H224ZM233 238V239H231V237ZM250 236V237H249ZM22 237V238H21ZM39 237V238H38ZM43 238V239H40V238ZM58 237V238H57ZM62 237V238H61ZM67 237H70V239L69 238H67ZM74 237V238H73ZM80 237H81V239H80ZM156 237H158V238H156ZM160 237H162L163 239H161ZM168 237H170L169 238V241H170V243H169V241H168ZM183 237V238H182ZM208 239H207V238ZM224 237V238H223ZM227 237H230V238H227ZM239 237V240L237 241V238ZM248 237V238H247ZM258 237V238H257ZM4 238V239H3ZM6 238V239H5ZM26 238V239H25ZM83 238H84V240H83ZM132 238V239H131ZM134 238H136L137 239V242H136V239L134 240ZM145 239V241H144V239ZM148 238V239H147ZM151 238V239H150ZM167 238V239H166ZM177 238V239H176ZM211 238H214V239H211ZM225 238H227V239H225ZM243 238V239H242ZM245 238V239H244ZM20 239L22 240V242L20 241ZM23 239H24V242H23ZM32 239V240H31ZM34 239H36V240H34ZM59 239H60V241H59ZM64 239H68V240H70L71 242H69L68 240H65L64 241ZM75 239V240H74ZM120 239V240H121ZM175 239V240H174ZM184 239V240H183ZM222 239V241L224 242V243H226L227 244V246H225L226 244H224V243H222L221 241L218 243V245H217V243H216V241H219V240H221ZM230 239H231V241H230ZM256 239H257V241H256ZM259 239V240H258ZM4 240H6L5 242H4ZM17 240H19L18 242H17ZM31 240V241H30ZM34 240V241H33ZM46 240V241H45ZM63 241V243H62V241ZM81 242H79V241ZM150 240V241H149ZM155 240H157V241H155ZM164 240H166V241H164ZM177 240V241H176ZM211 240V241H210ZM214 240H216V241H214ZM226 242H225V241ZM241 240V241H240ZM263 240V241H262ZM3 241V242H2ZM33 241V242H32ZM41 241V242H40ZM42 241H43V245H45V246H43L41 243H42ZM46 243H45V242ZM58 241H59V243H58ZM72 241H74V242H72ZM78 241V242H77ZM86 241V242H85ZM87 241H90V242H87ZM159 241V242H158ZM163 241V242H162ZM178 241H182V242H178ZM201 241V242H200ZM202 241H204L203 242V245L201 244L202 243ZM244 241H246V242H244ZM250 242V243H248V242ZM259 241V242H258ZM7 242V243H6ZM28 242H30V243H28ZM31 242L32 243H37V244H33V246H32V244H31ZM68 242H69V244H68ZM133 242H134V244H133ZM136 242V243H135ZM145 242V243H144ZM151 242H153V243H151ZM176 242H177V244H176ZM186 244H185V243ZM209 242V243H208ZM211 242V243H210ZM229 242V243H228ZM241 242V243H240ZM4 243H6V244H4ZM11 243H13V247L14 248H16V249H13V251H12V244ZM25 244V246H24V244ZM26 243H28V244H26ZM71 243V244H70ZM72 243H74V244H72ZM90 243V244H89ZM138 243H142V244H139L138 245ZM149 243V244H148ZM164 243V244H163ZM178 243H183V244H181L182 246H184V248L186 249H184L181 245H179ZM238 243H239V245H238ZM261 243V244H260ZM57 244V245H56ZM61 244V245H60ZM78 244V245H77ZM80 244H81V246H80ZM88 244V245H87ZM132 244H133V246H132ZM161 244V245H160ZM173 244V245H172ZM197 244L199 245L198 247H197ZM207 244V245H206ZM229 244L231 245V246H229ZM249 244H250V246H249ZM260 244V245H259ZM2 245H4V246H6V248L4 247V246H2ZM20 245V246H19ZM28 245H30L29 247H28ZM39 245H40V247H39ZM42 245V246H41ZM70 245V246H69ZM84 245V246H83ZM90 245H92V246H90ZM136 245H138V246H136ZM145 245V246H144ZM163 245H164V247H166V248H162L163 247ZM175 245V246H174ZM178 245V246H177ZM202 245V246H201ZM210 245V246H209ZM223 246L224 245V247H221V246ZM241 245V246H240ZM245 247H244V246ZM248 245V247L249 248H247L246 246ZM1 246H2V248H1ZM17 246H19V247H17ZM22 246H23V248L24 247H26V248H22ZM35 246V247H34ZM67 246H69V249H68V247ZM74 247V248H72V247ZM77 246H79L78 248H79V250H78V248H77ZM87 246H90V247H88V249H87ZM136 246V247H135ZM158 246V247H157ZM162 246V247H161ZM170 246V247H169ZM172 246V247H171ZM180 246V247H179ZM208 246V247H207ZM214 246H216L215 248H214ZM218 246V247H217ZM241 248H240V247ZM257 246V247H256ZM262 246V247H261ZM3 247H4V250L5 249H8V251L6 250V251H4V250H2L3 249ZM28 247V248H27ZM30 247H31V249H30ZM58 247V248H57ZM82 249H81V248ZM146 247V248H145ZM148 247V248H147ZM157 247V248H156ZM179 247V248H178ZM183 249H182V248ZM192 247V248H191ZM202 247V248H201ZM19 248H20V250H19ZM40 248H41V250H40ZM67 248V249H66ZM75 248H77V249H75ZM83 248H84V250H83ZM136 248V249H135ZM138 248V249H137ZM139 248H141V249H139ZM189 248H190V250H189ZM199 248H200V250L203 252H201V251H196L195 249H197V250H199ZM210 248V249H209ZM213 250H212V249ZM224 248V249H223ZM230 248V249H229ZM238 248L240 249L239 251H238ZM246 248L247 250H248V253H247V250L246 251H243L244 249ZM11 249V250H10ZM22 249V250H21ZM34 249V250H33ZM59 249V250H58ZM73 249V250H72ZM75 249V250H74ZM149 249H151V250H149ZM181 251H180V250ZM203 249V250H202ZM227 249V250H226ZM242 249V250H241ZM250 249V250H249ZM257 249V250H256ZM9 250H10V252H9ZM14 250H17V252L15 251V253H14ZM27 250V251H26ZM31 250V251H30ZM36 250V251H35ZM49 250V251H48ZM67 250V251H66ZM80 250H81V252H80ZM88 250H90V252H87ZM94 250V251H93ZM132 250H133V253H131L132 252ZM136 252H135V251ZM141 252H140V251ZM153 250V251H152ZM157 250V251H156ZM169 252H167V251ZM184 250V251H183ZM188 250V251H187ZM192 250V251H191ZM216 252H215V251ZM223 250V251H222ZM224 250H226L227 251V253H226V251H224ZM237 250V251H236ZM263 250V251H262ZM22 251H25V253L23 252V254H21L22 253ZM34 252V254H33V252ZM57 251H60V256H59V252H57ZM72 251V252H71ZM77 251V252H76ZM79 251V252H78ZM87 254V253H90V254H87L86 256H84L85 254H84V252ZM176 251V252H175ZM179 251H180V253H179ZM193 251H195V252H193ZM220 251V252H219ZM242 251V252H241ZM251 251V252H250ZM7 252V253H6ZM20 252V253H19ZM26 252H28V254L26 253ZM30 252H31V254H30ZM36 252H37V256H36ZM71 252V253H70ZM73 252H76V253H73ZM146 252V253H145ZM148 252V253H147ZM156 252H158L157 254H156ZM186 253V255H183V254H185ZM196 252H198V253H196ZM207 252H208V254H207ZM239 252V254H236V253H238ZM244 252L247 254V257H246V255L244 254ZM250 252V253H249ZM5 253H6V255H5ZM15 255H18V256H14V254ZM17 253V254H16ZM40 253V254H39ZM51 254L50 256L48 255L47 256V254ZM58 253V254H57ZM67 253V254H66ZM80 253V254H79ZM138 253H139V255H138ZM145 253V254H144ZM153 253V254H152ZM187 253H192V254H190V255H188ZM195 253V254H194ZM252 253H254V255L252 254ZM257 253H258V255H257ZM263 253V254H262ZM26 254V255H25ZM39 254V255H38ZM57 254V255H56ZM72 254H74V255H72ZM76 254H78V255H76ZM84 254V255H83ZM93 254V255H92ZM152 255V256H150V255ZM160 254H162V256L160 255ZM172 256H171V255ZM178 254H179V256H180V258H179V256H178ZM181 254V255H180ZM197 254H198V256H200V259H198L199 257L197 256ZM205 254H207V255H205ZM212 255V256H210V255ZM220 254V255H219ZM223 256H222V255ZM242 256H241V255ZM244 254V255H243ZM249 254H250V256L252 257V255L255 257H250L249 258ZM12 255V256H11ZM24 255V256H23ZM28 255V256H27ZM34 255L36 256V257H38V258H40V259H38V258H35L34 260H33V258H34ZM45 255V256H44ZM54 255V256H53ZM80 255H82L81 257H79ZM90 255H92V256H90ZM136 255H138V257H136ZM147 257H146V256ZM150 257H149V256ZM161 257H160V256ZM192 255H193V257H192ZM238 257H237V256ZM3 257V259H2V257ZM6 256H7V258H6ZM40 256V257H39ZM58 256L61 258V260H63L62 262H61V260L58 258ZM70 258H68V257ZM73 256V257H72ZM77 256V257H76ZM140 256H142L141 258L142 259H140ZM177 256V257H176ZM182 256H184V257H182ZM188 256L190 257V258H188ZM206 256V257H205ZM218 256H220L219 258H218ZM227 256H228V258H227ZM234 256H235V258H234ZM244 256L246 257V258H244ZM258 258H257V257ZM10 257V258H9ZM12 257H13V259H12ZM21 257H22V259H21ZM26 259H25V258ZM47 257V258H46ZM49 257V258H48ZM52 257H56L55 259L54 258H52ZM75 257V258H74ZM79 257V260L77 259ZM89 257V258H88ZM95 258V261L93 260L94 258ZM135 257V258H134ZM146 257V258H145ZM158 257V258H157ZM175 257H176V259H175ZM202 257V258H201ZM213 259H215L214 261H212V258ZM226 257V258H225ZM9 258V259H8ZM20 258V259H19ZM24 258V259H23ZM32 258V259H31ZM71 258H73V259H71ZM134 258V259H133ZM145 258V259H144ZM154 259V260H152V259ZM184 258V259H183ZM218 260H217V259ZM231 258H234V259H231ZM248 258V259H247ZM262 258V259H261ZM8 259V260H7ZM11 259H12V261H11ZM16 259V260H15ZM18 259H19V261H18ZM45 259H46V261H45ZM49 261H48V260ZM59 259V260H58ZM124 259H126V260H124ZM132 259V260H131ZM137 259V262H134L135 260ZM147 259V260H146ZM172 261H171V260ZM177 259H179L180 261H178ZM201 259H203V260H201ZM205 259V260H204ZM241 259V260H240ZM243 259V260H242ZM247 259V260H246ZM251 259H253V261L251 260ZM255 259V260H254ZM7 260V261H6ZM55 260V261H54ZM58 260V261H57ZM93 260V261H92ZM100 260V261H99ZM124 260V261H123ZM143 260V261H142ZM147 262H146V261ZM186 260H187V262H186ZM197 260V261H196ZM200 260H201V263H200ZM232 260V261H231ZM250 260H251V263H250ZM260 260V261H259ZM8 261H9V263H8ZM11 261V262H10ZM16 261V262H15ZM36 261H37V263H36ZM109 261H112L111 263H109ZM104 260L103 261V264H105V263H107V264H113V260ZM132 261H133V263H132ZM156 261H158V262H156ZM161 261V262H160ZM168 261V262H167ZM176 263H175V262ZM182 261V262H181ZM190 261V262H189ZM219 261H220V263H219ZM246 261H248V263L246 262ZM15 262V263H14ZM31 262V263H30ZM98 262V263H97ZM100 262V263H99ZM123 262V263H122ZM127 262V263H126ZM140 262H142V263H140ZM144 262V263H143ZM163 262V263H162ZM177 262H179V263H177ZM218 262V263H217ZM258 262V263H257Z\"/></svg>", "mask_w": 264, "mask_h": 264}, {"label": "bare ground", "instance_id": "obj_2", "mask_svg": "<svg viewBox=\"0 0 264 264\" xmlns=\"http://www.w3.org/2000/svg\"><path fill=\"white\" fill-rule=\"evenodd\" d=\"M7 1H8V0H7ZM18 1H19V0H18ZM20 1H22V3H23V0H20ZM180 1H181V0H179V3H180ZM188 1H189V0H188ZM190 1H191V0H190ZM206 1H207V0H206ZM220 1H221V0H220ZM225 1H226V0H225ZM229 1H230V0H228V1H226V2H229ZM243 1H246V0H243ZM243 1L241 0V2H243ZM249 1H250V0H249ZM249 1H246V3H248ZM257 1L259 2V0H257ZM4 2H5V1H4ZM8 2H9V1H8ZM8 2H7V3H8ZM15 2H16V1H14V5H15ZM58 2H59V1H58ZM60 2H61V1H60ZM64 2H67V1H64ZM125 2H126V1H125ZM176 2H177V1H175V3H176ZM183 2L185 3V0H184ZM183 2H182V3H183ZM186 2H187V1H186ZM196 2H197V1H196ZM222 2H224V1H222ZM241 2H240V3H241ZM2 3H3V2H2ZM2 3H1V4H2ZM61 3H62V2H61ZM68 3H70V2H68ZM71 3H72V2H71ZM173 3H174V2H173ZM219 3H220V2H219ZM229 3H231V2H229ZM233 3H235V2L233 1ZM253 3H254V2H253ZM256 3H257V2H256ZM256 3H255V4H256ZM259 3H260V2H259ZM1 4H0V5H1ZM5 4H6V2H5ZM16 4H17V3H16ZM20 4H21V3H20ZM50 4H54V3L50 2ZM58 4H59V3H58ZM145 4H146V3H145ZM148 4H149V3H148ZM190 4H191V3H190ZM192 4H193V2H192ZM201 4H202V3H201ZM203 4H204V3H203ZM227 4H228V3H227ZM68 5H69V4H67V6H68ZM188 5H189V4H188ZM225 5H226V4H225ZM231 5H232V4H231ZM231 5H230V6H231ZM234 5H235V7H236L237 2H236V4H234ZM234 5H232V6L234 7ZM251 5H252V4H251ZM253 5H254V4H253ZM8 6H9V5H8ZM18 6L21 7L22 5H21V6L18 5ZM18 6H16V8H17ZM23 6H24V5H23ZM23 6H22V7H23ZM29 6H31V4H30ZM58 6H59V5H58ZM63 6H64V5H61V8H62ZM70 6H71V5H70ZM143 6H144V5H143ZM195 6H196V5H195ZM204 6H206V5H204ZM232 6H231V7H232ZM249 6H250V5H249ZM249 6L247 5V7H249ZM257 6H259V5H257ZM14 7H15V6H14ZM32 7H33V6H32ZM59 7H60V6H59ZM72 7H73V6H71V8H72ZM139 7H141V6H139ZM148 7H149V5H148ZM148 7H147V8H148ZM175 7H177V6H175ZM188 7H190V6H188ZM213 7H214V4H213ZM231 7H230V8H231ZM239 7H240V6H239ZM250 7H254V6H250ZM259 7H261V5H260ZM259 7H257V8H259ZM262 7H263V6H262ZM6 8H7V7H6ZM10 8L12 9V6H11ZM10 8H9V9H10ZM16 8H14V9H16ZM30 8H31V7H30ZM68 8H69V7H68ZM74 8H75V7H74ZM106 8H107V7H106ZM129 8H130V7H129ZM133 8H135V7H133ZM170 8H171V7H170ZM190 8H191V7H190ZM199 8H200V6H199ZM227 8H228V7H227ZM257 8H256V9H257ZM263 8H264V7H263ZM17 9H18V8H17ZM24 9H25V8H24ZM33 9H34V8H32V11H33ZM108 9H109V7H108ZM130 9H131V8H130ZM172 9H173V7H172L170 10L172 11ZM174 9H175V8H174ZM182 9H184V8H182ZM182 9H181V10H182ZM187 9H188V8H187ZM187 9H184V10L187 11ZM193 9H194V8H191V9L188 10V11L191 12V10H193ZM196 9H197V8H196ZM228 9H229V8H228ZM228 9H227V10H228ZM232 9H233V8H232ZM243 9H244V7H243ZM18 10H19V9H18ZM26 10H27V9H26ZM28 10H29V9H28ZM28 10H27V13H28ZM69 10H72V11H73V9H69ZM104 10H105V9H104ZM106 10H107V9H106ZM110 10H111V9H110ZM120 10H121V9H120ZM145 10H146V9H145ZM164 10H167V9H164ZM170 10H169V11H170ZM181 10H180V11H181ZM201 10H203L202 7H201ZM201 10H200V12H201ZM227 10H226V12H227ZM240 10H241V7H240ZM240 10H239V11H240ZM246 10H247V9H246ZM246 10H245V12H246ZM249 10L251 11L252 9L249 8ZM254 10H255V9H254ZM263 10H264V9H263ZM263 10H261V11H263ZM5 11H6V10H5ZM10 11H11V10H10ZM10 11H9V13H10ZM20 11H21V13H22L23 10H20ZM24 11H25V10H24ZM24 11H23V13H24ZM34 11H35V9H34ZM61 11H62V9H61ZM64 11H65V10H64ZM116 11H117V10H116ZM134 11H135V10H134ZM147 11H148V10H147ZM171 11H170V12H171ZM176 11H177V10H176ZM180 11H178V12H180ZM186 11H185V12H186ZM197 11H199V10H197ZM230 11H231L232 13H231ZM234 11H235V9H234ZM237 11H238V10H237ZM250 11H249V12H250ZM252 11H253V10H252ZM255 11H256V10H255ZM255 11H254V12H255ZM261 11H260V12H261ZM6 12H7V11H6ZM17 12H18V11H17ZM68 12H69V11H68ZM119 12H120V11H119ZM138 12H139V9H138ZM143 12H144V11H143ZM164 12H166V11H164ZM170 12H168V14H169ZM172 12H173V15H172V19H173V16H174V18H175V17L179 16L180 13L182 14L183 11L180 12V13H178L177 16L174 15V12H175L174 10H173ZM190 12H187V14H185V15H186V19H189V17H188V13H190ZM194 12H196V11L194 10ZM209 12H210V11H209ZM215 12H216V13H215L216 15H217V13H219V12L223 13V11H220V7H219V12H218V10L215 11ZM229 12H230L231 14H233V11H232V10H229ZM229 12H228V13H229ZM235 12H236V11H235ZM242 12H244V11H242ZM257 12H259V10H257ZM11 13H12V12H11ZM18 13H19V12H18ZM25 13H26V12H25ZM35 13H36V12H35ZM71 13H72V12H71ZM120 13H121V12H120ZM133 13H134V12H133ZM148 13H150V12H148ZM148 13H147V14H148ZM166 13H167V12H166ZM228 13H224V14L226 15V14H228ZM230 13H229V14H230ZM239 13H241V12H239ZM251 13H252V12H251ZM255 13H256V12H255ZM14 14H15V12H14ZM14 14H13V15H14ZM28 14H29V13H28ZM30 14H31V13H30ZM68 14H69V13H68ZM118 14H119V13H118ZM127 14H128V13H127ZM151 14H152V13H151ZM170 14H171V13H170ZM193 14H194V13H193V11H192V12H191V16H192ZM195 14H196V13H195ZM195 14H194V15H195ZM197 14H198V13H197ZM197 14H196V15H197ZM206 14H207V13H206ZM212 14H213V13H212ZM212 14H211V16H212ZM224 14H222L221 16H223ZM231 14H230V15H231ZM235 14H236V13H235ZM256 14H257V13H256ZM256 14H255V16H257ZM262 14H263V13H262ZM10 15H12V14H10ZM71 15H73V13H72ZM115 15H116V14H115ZM162 15H163V14H162ZM162 15H161V16H162ZM182 15H184V14H182ZM194 15H193V16H194ZM200 15H203V14H198V16H194V17H195V20H196V17L198 18ZM216 15H215V16H216ZM219 15H220V14H218V17H220ZM258 15H259V14H258ZM263 15H264V14H263ZM8 16H9V15H8ZM32 16H33V14H32ZM39 16H41V15H39ZM67 16H68V15H67ZM121 16H122V19H123V16H126V15L124 14V15H121ZM128 16H130V15L128 14ZM147 16H148V15H147ZM150 16H151V15H150ZM158 16H159V15H158ZM158 16H157V17H158ZM161 16H160V17H161ZM167 16H168V15H167ZM167 16H166V18H168ZM169 16H171V15H169ZM213 16H214V14H213ZM213 16H212V17H213ZM215 16H214V18L217 17V16H216V17H215ZM238 16L240 17L239 14H238ZM252 16H254V15L252 14ZM252 16H250V14H249V18H251ZM255 16H254V18H255ZM25 17H26V16H25ZM33 17H34V16H33ZM35 17H36V16H35ZM61 17H62V16H61ZM69 17H70V16H69ZM113 17H114V15H113ZM160 17H159V20H162ZM179 17H183V16L180 15ZM179 17H178V19H176V20H179V19H180ZM212 17H210V18H212ZM218 17H217V18H218ZM225 17H226V16H225ZM232 17H233V15H232ZM235 17H237V15H236ZM258 17H260V16H258ZM262 17H263V16H262ZM262 17H261V18H262ZM11 18H12V16H11ZM13 18H14V16H13ZM13 18H12V19H13ZM15 18L17 19V18H19V17H17V15H16ZM27 18H28V16H27ZM63 18H64V17H63ZM128 18H130V17H128ZM128 18H127V19H128ZM145 18H146V17H145ZM162 18H163V17H162ZM169 18L171 19V17H169ZM169 18H168V22H171V21H169ZM184 18H185V17H184ZM184 18H181V19L183 20ZM204 18H205V16L203 17V19H204ZM241 18H242V17H241ZM60 19H61V18H60ZM67 19H68V18H67ZM71 19H72V17H70V19H68V20H71ZM118 19H119V18H118ZM149 19H150V18H149ZM154 19H156V17H154ZM154 19H153V20H154ZM186 19L184 20L185 22L187 21ZM191 19H194V18H191ZM200 19H201V18H200ZM205 19L208 20L207 18H205ZM219 19H221V18H219ZM252 19H253V18H252ZM252 19H251V20H252ZM258 19H259V18H258ZM36 20H37V19H36ZM68 20H66L65 22H67ZM108 20H109V19H108ZM124 20H125V19H124ZM143 20H144V19H143ZM146 20H147V19H146ZM157 20H158V19L154 20V22L156 21L155 23H157ZM214 20H215V19H214ZM223 20H224V19H223ZM232 20H233V19H232ZM237 20H238V19H237ZM237 20H236L235 22H238V21L240 22V20H238V21H237ZM242 20H243V19H242ZM245 20H247V19H245ZM251 20H250V22H248L249 24L251 23ZM256 20H257V18H256ZM259 20H260V19H259ZM13 21H14V20H13ZM18 21H19V19H18ZM59 21H61V20H59ZM72 21H73V20H72ZM112 21H114V20H112ZM127 21L129 22V20H127ZM127 21H126V22H127ZM163 21H166V19H164ZM174 21H175V20H173V22H174ZM180 21H181V20H180ZM184 21H183V22H184ZM192 21H193V20H192ZM200 21H201V20H200ZM210 21H211V20H210ZM221 21H222V20H221ZM230 21H231V20L228 19V21H227L228 24H229ZM260 21H261V20H260ZM262 21H263V22H262ZM262 21H261V23H264V18L262 19ZM14 22H15V21H14ZM16 22H17V20H16ZM116 22H117V21H116ZM126 22H125V23H126ZM150 22H151V21H150ZM173 22H172V23H173ZM183 22H178V23L181 24V23H183ZM187 22H189V21H187ZM187 22H186V24H187L188 26H190V27L192 28V31H193V29H194L195 27L193 28L192 25H193V26H196L197 24H196V23H192V22L190 21V22H191V25H189ZM195 22H196V21H195ZM208 22H209V21H208ZM213 22H214V21H213ZM231 22H232V21H231ZM233 22H234V20H233ZM233 22H232V23H233ZM239 22H238V23H239ZM241 22H242V21H241ZM241 22H240V23H241ZM245 22H246V21H245ZM253 22H255V21H253ZM62 23L64 24V22H62ZM72 23H73V22H72ZM144 23H145V21H144ZM144 23H143V24H144ZM161 23H162V22H161ZM166 23H167V22H166ZM197 23H199V21H198ZM203 23H206V22H203ZM203 23H202V25H204ZM215 23H216V22H215ZM217 23H218V21H217ZM219 23H221L220 20H219ZM225 23H226V21H225ZM232 23H230V24H232ZM76 24H77V22H76ZM116 24H118V23H116ZM150 24H151V23H150ZM152 24H153V23H152ZM170 24H171V23H170ZM174 24H176V26H177V27H180L181 29H182L183 27H185V26H183V27L178 26V24H177L176 22L173 23V25H174ZM186 24L184 23L183 25H186ZM195 24H196V25H195ZM199 24H201V23H199ZM199 24H198V26H202V25H199ZM206 24H208V23H206ZM210 24H211V23H210ZM210 24H209V25H210ZM230 24H229V25H230ZM233 24L236 25V26H234V28H235V27H239L238 24H235V23H233ZM242 24H243V23H241V25H242ZM245 24H246V23H245ZM254 24H255V23H254ZM60 25H61V24H60ZM64 25H68V24L66 23V24H64ZM113 25H114V23H113ZM123 25H124V24H123ZM187 25H186V26H187ZM209 25H208V27H209ZM219 25H221V24H219ZM223 25H224V23H223L221 26H223ZM229 25H227V23H226V25H225L224 28L226 29V26H229ZM237 25H238V26H237ZM250 25H251V27H252V24H250ZM19 26H20V25H19ZM61 26H62V25H61ZM70 26H71V28H72V25H70ZM70 26L68 25V27H70ZM137 26H138V25H137ZM174 26H175V25H174ZM204 26H206V25H204ZM211 26H213V25H211ZM216 26H218V25H216ZM248 26H249V25H248ZM253 26H254V25H253ZM62 27H63V26H62ZM111 27H112V25H111ZM114 27H115V26H114ZM125 27H126V26H125ZM218 27H219V26H218ZM218 27H217V29H218ZM241 27H242V26H241ZM245 27H246V26H245ZM249 27H250V26H249ZM255 27H256V25H255ZM258 27H259V26H257L255 29H258ZM262 27H263V26H262ZM71 28H70V29H71ZM180 28H179V29H180ZM196 28H197V27H196ZM201 28H202V27H201ZM201 28H199V29H201ZM214 28H215V27H214ZM220 28H221V27H220ZM224 28H222V29H224ZM231 28H233V26H232ZM234 28H233V30H234ZM239 28H240V27H239ZM62 29H63V28H62ZM67 29H68V28H66V30H67ZM186 29H188V28L186 27ZM199 29H198V30H199ZM202 29H203V28H202ZM208 29H209V28H208ZM212 29H213V28H212ZM217 29L215 28L214 31L217 30ZM235 29H236V28H235ZM241 29H242V28H240V30H241ZM251 29L253 30V27H252ZM31 30H32V29H31ZM184 30H185V29H184ZM188 30H190V29H188ZM218 30H219V32H220L221 29H218ZM218 30H217V31H218ZM226 30H227V29H226ZM226 30H225V31H226ZM238 30H239V29L237 28L235 31H238ZM244 30H245V29H244ZM72 31H73V30H72ZM97 31H98V30H97ZM185 31H186V30H185ZM192 31H188V32H192ZM194 31H195V30H194ZM217 31H216V32H217ZM222 31H223V30H222ZM246 31H247V30H245L244 32H246ZM248 31H249V28H248ZM248 31H247V33H248ZM250 31H251V30H250ZM6 32H7V31H6ZM60 32H61V31H60ZM60 32H59V33H60ZM67 32H68V31H67ZM186 32H187V31H186ZM186 32H184V34H185ZM227 32H228V31H226V34H227ZM229 32L232 33L230 30H229ZM242 32H243V30H242ZM12 33H13V32H12ZM14 33H15V32H14ZM63 33H65V32H63ZM143 33H144V32H143ZM166 33L168 34L167 31H166ZM193 33H194V32H193ZM193 33H191V34H193ZM214 33H215V32H213L212 35H213ZM237 33H238V32H237ZM253 33H254V32H253ZM253 33H252V34H253ZM6 34H8V33H6ZM6 34H5V35H6ZM68 34H69V33H68ZM84 34H85V33H84ZM145 34H146V33H145ZM175 34H177V32H176ZM188 34L190 35V33H188ZM208 34L210 35L211 33L209 32ZM222 34H223V33L221 32V35H222ZM235 34H236V33H235ZM252 34H251L250 36H253V37H254V35H252ZM9 35H10V34H9ZM11 35H13V34H11ZM53 35H55V34H53ZM78 35H79V34H78ZM170 35H172V33H171ZM203 35H204V34H203ZM209 35H208V36H209ZM212 35L209 36V37H212ZM215 35H216V34H215ZM219 35H220V34H218V36H219ZM230 35H231V34H230ZM232 35H233V34H232ZM240 35H241V34H240V32H239V35H238V36H240ZM243 35H245V34H242L241 37H243ZM260 35H261V34H260ZM55 36H56V35H55ZM70 36H71V34H70ZM80 36H83V35H80ZM179 36H180V35H179ZM185 36H187V35L185 34V35H184V38H185ZM191 36H192V35H190L189 38H190ZM200 36H201V35H200ZM213 36H214V35H213ZM218 36L216 35V36H214V37L217 38ZM58 37H60V35H59ZM100 37H101V36H100ZM160 37H161V36H160ZM163 37H164V36H163ZM205 37H207V36H205ZM209 37H208V38H209ZM214 37L212 38V40H213V39H216V38H214ZM221 37H222V36H221ZM228 37H230V36L228 35ZM234 37H237V36L234 35ZM234 37H232V38H233V42L235 41V40H234ZM241 37H240L239 39L245 40V39H243V38H241ZM247 37L249 38V35H248V36L246 35V40H245V41H250L251 39H250V40H249V39L247 40ZM82 38L85 39V37H82ZM87 38H88V37H87ZM172 38H174V34H173V37H172ZM182 38H183V36H182ZM182 38H179V39H182ZM195 38H196V37H195ZM203 38H204V37H203ZM223 38H225V40L228 39L226 36H225V37H222V40H223ZM237 38H238V37H237ZM237 38H235V39H237ZM60 39H62V38H60ZM67 39H68V38H67ZM69 39H70V38H69ZM75 39L79 40L77 37H76ZM88 39H89V38H88ZM93 39H94V38H93ZM93 39H92L91 41H93ZM95 39H96V38H95ZM97 39H99V38H97ZM101 39H102V38H101ZM117 39H118V38H117ZM162 39H163V41H166V40H164V38H162ZM166 39H170V38L167 36ZM174 39H175V38H174ZM174 39H171V41L169 40V42H170V43H171V42H174V41H172V40H174ZM209 39H210V38H209ZM252 39H253V38H252ZM31 40H32V39H31ZM72 40H73V36H72ZM103 40H104V39H103ZM157 40H158V39H157ZM183 40H184V39H183ZM199 40H200V39H199ZM203 40H206V42H208V41H207V38H205V39H203ZM203 40L201 39V41H202L201 44L203 43ZM212 40H211V41H212ZM230 40H232L231 37H230ZM256 40H257V39H256ZM12 41H13V40H12ZM12 41H11L10 43L13 44L14 41H13V42H12ZM15 41H16V40H15ZM17 41H18V42H16V43H19V42H20L19 40H17ZM32 41H33V40H32ZM34 41H35V40H34ZM36 41H37V40H36ZM42 41H43V40H42ZM110 41H111V40H110ZM158 41H160V40H158ZM158 41H157V42H158ZM161 41H162V40H161ZM189 41H190V40H189ZM189 41H188V42H189ZM194 41H196V40H194ZM216 41H218V38L215 40L214 43H216ZM257 41H258V40H257ZM29 42H30V41H29ZM29 42H28V43H29ZM39 42H40V40L38 41V43H39ZM64 42H65V40H64ZM77 42H78V41H77ZM79 42H80V40H79ZM83 42H84V41H83ZM95 42H97V41H95ZM105 42H107V40H106ZM123 42H124V40H123ZM157 42H155V44H156ZM167 42H168V41H167ZM206 42L204 41L205 44H206ZM209 42H210V41H209ZM218 42H219V41H218ZM220 42H222V41H220ZM224 42H225V41H224ZM229 42H231V41H229ZM233 42H232V44H233ZM239 42H240V41H239ZM241 42H242V41H241ZM254 42H255V41H254ZM258 42H259V41H258ZM2 43H5V44H6L5 41H2ZM22 43H23V42H22ZM22 43H19V44H16V45H18V47H20V49H21V48H22V45H20V44H22ZM38 43H37V44H38ZM43 43H44V42H43ZM43 43H42V44H43ZM46 43H47V42H46ZM46 43H44V44H46ZM84 43H86V42H84ZM98 43H99V41H98ZM100 43H101V42H100ZM164 43H166V42H164ZM174 43H175V42H174ZM174 43H171V44H174ZM190 43H191V42H190ZM197 43H198V39H197ZM197 43H195V44L197 45ZM204 43L202 44L203 47H204ZM225 43H226V42H225ZM25 44H26V43H25ZM32 44H33V43H32ZM32 44H31V45H32ZM37 44H35V46H37ZM47 44H49V42H48ZM69 44H70V42H69ZM78 44H79V43H78ZM80 44H81V42H80ZM94 44H95V43H94ZM160 44H161V43H160ZM171 44H170V45H171ZM191 44H192V43H191ZM193 44H194V43H193ZM198 44H200V43H198ZM201 44H200V45H201ZM218 44H219V43H218ZM248 44H249V43H248ZM256 44H257V43H256ZM256 44L254 45L255 47H256ZM6 45H7V44H6ZM19 45H20V46H19ZM40 45H41V43H40ZM50 45H51V44H50ZM50 45H49V46H50ZM57 45H58V44H57ZM63 45H64V44H63ZM66 45H67V42H66ZM70 45H71V44H70ZM96 45H97V44H96ZM101 45H102V44H101ZM166 45H167V44H166ZM176 45H177V44H176ZM179 45H180V44H179ZM196 45H195V46H196ZM209 45H210V44H209ZM223 45H224V44H223ZM226 45H228V44H226ZM260 45H261V44H260ZM24 46H25V45H24ZM67 46H68V45H67ZM67 46H66V47H67ZM77 46H78V45H77ZM81 46H82V45H81ZM84 46H85V45H83L82 48H83ZM88 46H89V45H88ZM97 46H98V45H97ZM155 46H157V45H155ZM188 46H189V45H188ZM193 46H194V45H193ZM195 46H194V47H195ZM220 46H221V43H220ZM231 46H232V45H231ZM237 46H238V45H237ZM240 46H241V45H240ZM244 46H245V45H244ZM244 46H243V47H244ZM248 46H249V45H248ZM250 46H251V45H250ZM257 46H258V45H257ZM7 47H10V46L7 45ZM27 47H28V46H27ZM32 47H33V45H32ZM38 47H40V46H38ZM43 47H44V46H43ZM62 47H63V46H62ZM69 47H70V46H69ZM69 47H68V48H69ZM71 47H74V46H71ZM90 47H91V46H90ZM90 47H89V48H90ZM94 47H95V46H94ZM98 47H99V46H98ZM100 47H101V46H100ZM121 47H122V46H121ZM158 47H159V46H158ZM183 47H184V46H183ZM183 47H182V48H183ZM197 47H198V46H197ZM207 47H208V46H207ZM207 47H206V48H207ZM209 47H211V46H209ZM234 47H235V46H234ZM49 48H51V47H49ZM84 48H86V47H84ZM95 48H96V47H95ZM167 48H168V47H167ZM206 48H205V49H206ZM245 48H246V47H245ZM9 49H10V48H9ZM9 49H8V50H9ZM23 49H26V48H23ZM29 49H30V48H29ZM32 49H33V48H32ZM96 49H97V48H96ZM96 49H94V50H96ZM100 49H101V48H100ZM102 49H105V50H106V48H102ZM178 49L180 50V48H178ZM192 49H193V48H192ZM212 49H214V46H213ZM221 49H222V48H221ZM228 49H231V48H228ZM239 49H240V48H239ZM37 50H38V49H37ZM53 50H54V48H53ZM69 50H70V49H69ZM73 50H74V48H73ZM80 50H81V49H80ZM90 50H92V48L89 49L88 52H89ZM154 50H155V49H154ZM193 50H194V49H193ZM208 50H209V49H208ZM222 50H223V49H222ZM222 50H220V51H222ZM225 50L227 51V49H225ZM233 50H234V49H232V52H233ZM240 50H241V49H240ZM246 50H247V49H245V51H246ZM248 50H249V49H248ZM24 51H25V50H24ZM24 51H23V52H24ZM27 51H28V50H27ZM34 51H35V50H34ZM41 51L43 52L42 49H41ZM51 51H52V50H51ZM60 51H62V50H60ZM76 51H77V50H76ZM76 51H75V52H76ZM85 51H86V50H85ZM101 51H102V50H101ZM108 51H109V50H108ZM130 51H134V50H130ZM195 51H197V50H195ZM223 51H224V50H223ZM223 51H222V52H223ZM230 51H231V50H230ZM249 51H250V50H249ZM0 52H1V48H0ZM29 52H30V51H29ZM42 52H41V53H42ZM44 52H46V50H45ZM63 52H64V51H63ZM83 52H84V51H83ZM94 52H95V51H94ZM94 52H93V53H94ZM111 52H112V51H111ZM171 52H172V51H171ZM174 52H176V51H174ZM178 52H179V51H178ZM184 52H185V51H184ZM184 52H183V53H184ZM198 52H199V51H198ZM198 52H197V53H198ZM209 52H210V51H209ZM234 52H237V51L234 50ZM1 53H2V52H1ZM4 53H5V51H4ZM7 53H8V51H7ZM25 53H26V52H25ZM32 53H34V52H32ZM36 53H37V52H36ZM50 53H51V52H50ZM69 53H70V51H69ZM98 53H100L99 50H98ZM109 53H110V52H108V54H107V53L105 52V56H106V54L109 55ZM197 53L195 52V54H197ZM205 53H207V52H205ZM212 53H213V52H212ZM227 53H228V52H227ZM242 53H243V50H242ZM44 54H45V53H44ZM52 54H53V53H52ZM56 54H57V53H56ZM62 54H63V53H62ZM67 54H68V53H67ZM96 54H97V53H96ZM103 54H104V53H103ZM121 54H122V53H121ZM132 54H133V53H132ZM157 54H159V53H157ZM162 54H163V53H162ZM162 54H161V56H164V55H162ZM195 54H194V55H195ZM229 54H230V53H229ZM231 54H233V53H231ZM236 54H237V53H236ZM244 54H245V53H244ZM254 54H256V53L254 52ZM263 54H264V53H263ZM2 55H3V54H2ZM28 55H29V54H28ZM37 55H38V54H37ZM48 55H49V53H48ZM48 55H47V52H46V56H48ZM63 55H64V54H63ZM72 55H73V54H72ZM72 55H71V56H72ZM83 55H84V53H83ZM88 55H89V54H87L86 57H91V55H89V56H88ZM130 55H131V53H130ZM175 55H176V53H175ZM206 55H207V54H206ZM219 55H220V54H219ZM222 55H223V53H222ZM234 55H235V54H234ZM239 55H241V53H239L238 56H239ZM242 55H243V54H242ZM242 55H241V57H242ZM257 55H258V54H257ZM51 56H53V55H51ZM51 56H50V57H51ZM57 56H58V55H56V58H57ZM93 56H94V54H93ZM110 56H111V55H110ZM119 56H120V55H119ZM121 56H122V55H121ZM131 56H132V55H131ZM131 56H130V58H128V59H130V60L133 59V58H131ZM161 56H160V54H159L158 57L163 59V57H161ZM168 56H169V55H168ZM168 56L166 55V56H164V58L167 59ZM176 56H178V55H176ZM183 56H184V54H183ZM195 56H196V55H195ZM199 56H200V55H199ZM199 56H197V58H199ZM201 56H202V55H201ZM201 56H200V57H201ZM204 56H205V55H204ZM229 56H230V55H228V57H229ZM232 56H233V55H232ZM232 56H231L230 58H232ZM262 56H263V55H262ZM40 57H43V56L41 55ZM50 57H49V58H50ZM63 57H64V56H63ZM66 57H67V56H66ZM86 57H85V58H86ZM107 57L110 58L109 56H107ZM132 57H135V55L132 56ZM151 57H152V55H151ZM158 57L156 56V59H157ZM178 57H179V56H178ZM180 57H181V56H180ZM186 57H187V56H186ZM222 57H223V56H222ZM234 57H237V56L235 55ZM234 57H233V58H234ZM241 57H240V59L244 58V57H242V58H241ZM0 58H2V57H0ZM34 58H35V57H34ZM51 58L53 59V57H51ZM59 58H60V57H59ZM82 58H83V56H82ZM85 58H83V59H85ZM92 58H94V57H92ZM95 58H96V57H95ZM99 58H100V60H101V55H100ZM124 58L126 59V57H124ZM124 58H123V59H124ZM142 58H144V57H142ZM190 58H191V57H190ZM194 58H195V57H194ZM226 58H227V57H226ZM256 58H257V57H256ZM259 58H260V57H259ZM37 59H38V58H37ZM54 59H55V57H54ZM54 59H53V60H54ZM83 59H82V61H83ZM89 59H90V58H89ZM89 59H88V60H89ZM113 59H114V58H113ZM137 59H138V58H136V60H137ZM144 59H146V57H145ZM176 59H177V58H176ZM192 59H193V58H192ZM199 59H201V58H199ZM223 59H224V58H223ZM227 59H229V58H227ZM238 59H239V58H238ZM260 59H262V58H260ZM35 60H36V58H35ZM41 60H42V59H41ZM45 60H46V58H45ZM56 60L58 61V59H56ZM96 60H97V58H96ZM96 60H94V61H96ZM138 60H139V59H138ZM146 60H147V59H146ZM146 60H145V61H146ZM148 60H149V58H148ZM163 60H164V59H163ZM178 60H179V59H178ZM183 60H184V58H183ZM216 60H217V59H216ZM224 60H225V59H224ZM232 60H233V59H231L230 61H232ZM235 60H236V59H234V61H235ZM42 61H43V60H42ZM66 61H68V60L66 59ZM85 61H86V60H84L83 62L85 63ZM98 61H99V60H98ZM116 61H117V60H116ZM134 61H135V59L133 60V64H134ZM164 61L167 62L168 60H164ZM184 61H185V60H184ZM184 61H182L181 64H182ZM186 61H187V59H186ZM190 61H191V60L187 61V63L190 62ZM193 61H194V60H193ZM196 61L198 62V59H197ZM196 61H195V62H196ZM217 61H218V60H217ZM237 61H238V60H237ZM263 61H264V60H262V62H263ZM36 62H37V61H36ZM38 62H39V59H38ZM43 62H44V61H43ZM45 62H47V61H45ZM53 62H54V61H53ZM70 62H71V61H70ZM88 62H89V61H88ZM105 62H106V61H105ZM135 62H136V61H135ZM140 62H141V60H140ZM146 62L150 65V62H148V61H146ZM160 62H161V61H160ZM174 62H175V61H174ZM195 62H194V63H195ZM202 62H204V61H202ZM207 62H208V61H207ZM256 62H258V61H256ZM10 63H11V62H10ZM40 63H41V62H40ZM50 63H51V62H50ZM59 63L61 64V62H59ZM62 63H64V62H62ZM65 63H66V62H65ZM77 63H78V62H77ZM84 63H83V64H84ZM91 63H92V61H91ZM93 63H94V62H93ZM93 63H92V64H93ZM117 63H118V62H117ZM117 63H115V64H117ZM131 63H132V60H131ZM131 63H130L129 65H131ZM143 63H144V62H143ZM178 63H179V61H178ZM191 63H192V62H191ZM213 63H214V65H215V62H213ZM213 63H212V64H213ZM237 63H238V62H237ZM237 63H236V64H237ZM240 63H241V62H240ZM120 64L122 65V62H121ZM123 64H125V63H123ZM135 64H136V63H135ZM145 64H146V63H145ZM161 64H164V63H161ZM171 64H172V63H171ZM176 64H177V62H176ZM195 64H197V63H195ZM198 64H199V62H198ZM220 64H221V63H220ZM263 64H264V63H263ZM44 65H45V64H44ZM49 65H50V64H49ZM56 65H57V64H56ZM63 65H64V64H63ZM65 65H66V64H65ZM69 65H70V64H69ZM75 65H76V64H75ZM81 65H82V64H81ZM88 65H89V64H88ZM100 65H101V64H100ZM118 65H119V64H118ZM121 65H120V66H121ZM129 65H128V66H129ZM141 65H142V64H141ZM149 65H147V67H148ZM172 65H173V64H172ZM184 65H185V63H184ZM188 65L190 66V63H189ZM208 65H209V64H208ZM214 65H213V66H214ZM47 66H48V65H47ZM59 66H60V65H59ZM66 66H67V65H66ZM93 66H94V65H93ZM124 66H126V65H124ZM128 66H127V67H128ZM131 66H132V65H131ZM131 66H130V67H131ZM145 66H146V65H145ZM156 66H157V65H156ZM176 66H177V65H176ZM179 66H181V65H179ZM186 66H187V65H185L184 67H186ZM189 66H188V70H189ZM199 66H200V64H199ZM229 66H230V63H229ZM231 66H232V64H231ZM247 66H248V65H247ZM32 67H33V68H32ZM32 67H30V68H32V69L34 70V69H35L34 66H32ZM48 67H49V66H48ZM61 67H62V66H61ZM61 67H60V68H61ZM68 67H69V66H68ZM70 67H71V66H70ZM87 67H88V66H87ZM118 67H119V66H118ZM142 67H143V66H142ZM172 67H173V66H171V68H172ZM201 67H202V66H200V68H201ZM205 67H206V66H205ZM215 67H216V66H215ZM242 67H244V65H243ZM14 68H15V67H14ZM17 68H18V67H17ZM43 68H45V67H43ZM46 68H47V67H46ZM52 68H53V67H52ZM55 68L57 69L56 66H55ZM63 68H64V67H63ZM84 68H86V67H84ZM96 68H97V67H96ZM96 68L94 67V69H96ZM119 68H120V67H119ZM122 68H123V65H122ZM125 68H126V67H125ZM137 68H138V66H137ZM160 68H161V67H160ZM178 68H179V67H178ZM186 68H187V67H186ZM186 68H185V70H186ZM208 68H209V67H208ZM208 68H207V69H208ZM245 68H246V67H245ZM12 69H13V68H12ZM37 69L39 70V68H37ZM87 69H89V68H87ZM94 69H93V70H94ZM114 69H115V68H114ZM133 69H134V66H133ZM162 69H163V67H162ZM182 69H183V66H182ZM194 69H195V68H194ZM205 69H206V68H205ZM209 69H210V68H209ZM219 69H220V68H219ZM222 69H223V68H222ZM231 69H232V68H231ZM239 69H240V68H239ZM242 69H243V68H242ZM17 70H18V69H17ZM23 70H25V69L23 68ZM29 70H30V69H29ZM50 70H52V69H50ZM53 70H55V69L53 68ZM77 70H78V69H77ZM84 70H85V69H84ZM91 70H92V69H91ZM115 70H117V69H115ZM118 70H120V69H118ZM118 70H117V71H118ZM124 70H125V69L123 68V71H124ZM128 70H130V69H128ZM131 70H132V68H131ZM150 70H151V69H150ZM167 70H168V69H167ZM171 70H172V69H171ZM185 70H183V71H185ZM201 70H202V69H201ZM213 70H214V69H213ZM215 70L217 71V69H215ZM215 70H214V71H215ZM223 70H224V69H223ZM223 70H222V72H223V74H224V71H223ZM251 70H252V69H251ZM255 70H258V69H255ZM262 70H263V69H262ZM11 71H12V70H11ZM13 71L15 72V69H14ZM26 71H27V69H26ZM31 71H32V70H31ZM35 71H36V70H35ZM35 71H34V72H35ZM89 71H90V70H89ZM113 71H114V70H113ZM120 71H122V70H120ZM126 71H127V69H126ZM133 71H134V70H133ZM153 71H154V70H153ZM175 71H176V70H175ZM197 71H198V70H197ZM207 71H208V70H207ZM214 71H212V73H213ZM216 71H215V72H216ZM258 71H259V70H258ZM16 72H18V71H16ZM16 72H15V73H16ZM36 72H37V71H36ZM178 72H179V71H178ZM226 72H227V71H226ZM239 72H240V71H239ZM253 72L255 73L256 71H253ZM253 72H252V74H253ZM262 72H263V74H264V71H262ZM21 73H22V72H20V74H21ZM23 73H24V72H23ZM74 73H75V72H74ZM89 73H90V72H89ZM123 73H124V72H123ZM133 73H134V72H132V74H133ZM146 73H147V72H146ZM166 73H167V72H166ZM187 73H188V72H187ZM191 73H193V71H192ZM204 73H205V72H204ZM218 73H219V72H218ZM243 73H244V72H243ZM250 73H251V72H250ZM75 74H76V73H75ZM179 74H181V71H180ZM206 74H207V73H206ZM221 74H222V73H221ZM256 74H258V72H256ZM256 74H255V76H256ZM135 75H136V74H135ZM151 75H152V73H151ZM160 75H161V74H160ZM171 75H172V73H171ZM239 75H240V73H239ZM248 75L250 76V74H248ZM86 76H87V75H86ZM132 76H133V75H132ZM138 76H139V75H138ZM147 76H148V75H147ZM156 76H157V75H156ZM175 76H176V75H175ZM175 76H174V77H175ZM241 76H242V75H241ZM245 76H246V75H245ZM252 76H253V75H252ZM120 77H121V76H120ZM122 77H123V76H122ZM142 77H143V75H142ZM161 77H162V76H161ZM211 77H212V76H211ZM214 77H215V76H214ZM216 77H217V75H216ZM219 77H220V76H219ZM221 77H222V76H221ZM224 77H225V75H224ZM230 77H231V76H230ZM253 77H254V76H253ZM253 77H252V78H253ZM257 77H258V76H257ZM259 77H260V76H259ZM134 78H135V77H134ZM149 78H150V77H149ZM152 78H153V77H152ZM178 78H179V77H178ZM178 78H176L175 80H177ZM184 78H186V77H184ZM206 78H208V77H206ZM242 78H243V77H242ZM254 78H255V77H254ZM82 79H83V78H82ZM82 79L79 78V80H82ZM126 79H127V77H126ZM136 79H137V78H136ZM164 79H166V78H164ZM127 80H128V79H127ZM132 80H133V79H132ZM145 80H146V79H145ZM152 80H153V79H152ZM171 80L174 81V79H171ZM210 80H211V79H210ZM210 80H209V81H210ZM221 80H222V79H221ZM242 80H243V79H242ZM253 80H254V79H252V82H253ZM83 81H84V80H83ZM86 81H88V80L86 79ZM148 81H149V80H148ZM180 81H181V80H180ZM180 81H179V82H180ZM192 81H193V80H192ZM216 81H217V80H216ZM248 81L251 82V80H248ZM79 82H80V81H79ZM81 82H82V81H81ZM145 82H146V81H145ZM175 82H176V81H175ZM224 82H226V81H224ZM241 82H242V81H241ZM246 82H247V81H246ZM260 82H261V81H260ZM77 83H78V82H77ZM92 83H93V82H92ZM149 83H150V82H149ZM152 83L154 84V82H152ZM157 83H159V82H157ZM170 83H171V82H170ZM186 83H187V82H186ZM190 83H191V82H190ZM215 83H216V82H215ZM229 83H230V82H229ZM232 83H234V82H232ZM244 83H245V82H244ZM31 84H32V83H31ZM83 84H84V83H83ZM89 84H90V82H89ZM93 84H94V83H93ZM202 84H203V83H202ZM211 84H214V83H212V80H211ZM216 84H218V83H216ZM222 84H223V83H222ZM227 84H228V83H227ZM252 84H253V83H252ZM29 85H30V84H29ZM29 85H28V86H29ZM36 85H37V83H36ZM87 85H88V83H87ZM106 85H107V84H106ZM170 85H171V84H170ZM203 85H204V84H203ZM228 85H230V84H228ZM247 85H248V84H247ZM250 85H251V84H250ZM263 85H264V83H263ZM263 85H260V86H263ZM31 86L34 87V85H30V88H32ZM79 86H80V85H79ZM84 86H85V84H84ZM88 86H89V85H88ZM98 86H99V85H98ZM114 86H115V85H114ZM153 86H154V85H153ZM156 86H157V84H156ZM156 86H155V87H156ZM200 86H201V85H200ZM221 86H222V85H221ZM223 86H224V84H223ZM232 86H233V85H232ZM253 86H254V84H253ZM253 86H252L253 89L257 87V86H256V87H253ZM86 87H87V86H86ZM112 87H113V85H112ZM117 87H118V86H117ZM151 87H152V86H151ZM172 87H173V86H172ZM189 87H190V86H189ZM193 87H194V86H193ZM225 87H226V86H225ZM80 88H81V86H80ZM84 88H85V87H84ZM97 88H98V87H97ZM110 88H111V86H110ZM114 88H116V87H114ZM118 88H119V87H118ZM118 88H117V89H118ZM152 88H154V87H152ZM159 88H160V86H159ZM175 88H176V87H175ZM194 88H195V87H194ZM196 88H197V87H196ZM207 88H208V87H207ZM211 88H212V87H211ZM237 88H238V87H237ZM247 88H248V87H247ZM258 88H259V87H257L256 89H258ZM85 89H86V88H85ZM98 89H100V88H98ZM101 89H102V88H101ZM120 89H121V88H120ZM160 89L162 90V88H160ZM222 89H223V88H222ZM253 89H251V87H250L249 89H246V90H245V91H247L246 95H247V94L250 95V96L248 95V98L252 96V97H253L252 99L254 100V96H255V95H258V96H260V95L263 96V95H264V90H263V91L261 90L259 93L256 94V92H254V91H256V89H254V90H253ZM81 90H82V89H81ZM111 90H115V89H111ZM180 90H181V89H180ZM184 90H185V89H184ZM212 90H213V88H212ZM227 90H228V88H227ZM238 90H239V89H238ZM79 91H80V90H79ZM103 91H104V90H103ZM118 91H120V90H118ZM122 91H123V90H122ZM122 91H121L120 93H122ZM124 91H125V90H124ZM124 91H123V93L125 94ZM153 91H154V90H153ZM200 91H201V90H200ZM200 91H199V92H200ZM203 91H204V90H203ZM215 91H216V90H215ZM224 91H225V88H224ZM224 91H223V92H224ZM241 91H242V90H240V92H241ZM84 92H86V91L84 90ZM112 92H114V91H112ZM112 92H111V93H112ZM178 92H180V91H178ZM181 92H182V91H181ZM184 92H185V91H184ZM189 92H190V91H189ZM205 92H206V91H204V93H205ZM213 92H214V91H213ZM223 92H222V95H223ZM225 92H227V91H225ZM225 92H224V94H225ZM231 92L234 93V91H231ZM235 92H237V90H236ZM126 93H127V92H126ZM154 93H155V91H154ZM158 93H159V92H158ZM229 93H230V92H229ZM229 93H228V94H229ZM237 93H239V92H237ZM237 93H235V94H237ZM244 93H245V92H244ZM85 94H86V93H85ZM112 94H113V93H112ZM117 94H119V93H117ZM202 94H203V93H202ZM65 95H66V94H65ZM121 95H122V94H120V97L123 96V95H122V96H121ZM127 95H128V93H127ZM132 95H133V94H132ZM132 95H130V97H131ZM139 95H140V94H139ZM139 95L136 96V97H138V99H140V98H139ZM150 95H151V94H150ZM176 95H179V94H176ZM204 95H205V94H204ZM211 95H212V94H211ZM213 95H214V97H215V94H213ZM217 95H218V94H217ZM240 95H242V94L240 93ZM243 95H244V94H243ZM243 95L240 96V99H241L242 97H244ZM246 95H245V96H246ZM117 96H118V95H117ZM128 96H129V95H128ZM146 96H147V95H146ZM158 96H160V95H158ZM173 96H174V95H173ZM173 96H172V97H173ZM232 96H233V95H232ZM232 96H231V97H232ZM115 97H116V96H115ZM115 97H114V98H115ZM118 97H119V96H118ZM120 97H119L118 99H121ZM134 97H135V96H134ZM141 97H144V96H141ZM151 97H152V96H151ZM156 97H157V96H156ZM161 97H162V96H161ZM183 97H184V96H183ZM191 97H192V96H191ZM191 97H190V98H191ZM214 97H212V98H214ZM225 97H226V95H225ZM225 97H223L224 100H225ZM227 97H228V96H227ZM236 97H237V96H236ZM238 97H239V96H238ZM83 98H84V97H83ZM86 98H88V97H86ZM123 98L126 99L124 96H123ZM144 98H146V97H144ZM154 98H155V97H153L152 99H154ZM174 98H175V97H174ZM184 98H185V97H184ZM184 98H183V100H184ZM187 98H188V97H187ZM187 98H186V99H187ZM209 98H210V97H209ZM219 98H220V96H219ZM223 98H222V99H223ZM229 98H230V97H228V99H229ZM255 98H256V97H255ZM257 98H258V97H257ZM13 99L15 100L16 98H13ZM102 99H103V98H102ZM111 99H112V98H111ZM116 99H117V98H116ZM118 99H117V100H118ZM148 99H149V98H148ZM179 99H180V98H179ZM210 99H211V98H210ZM214 99H216V97H215ZM220 99H221V98H220ZM237 99H238V98H237ZM240 99H239L238 101H240ZM242 99H243V98H242ZM242 99H241V100H242ZM8 100H9V99H8ZM17 100H18V99H17ZM19 100H20V99H19ZM104 100H105V99H104ZM114 100H115V99H114ZM114 100H113V101H114ZM150 100H151V98H150ZM155 100H156V98H155ZM183 100H182V101H183ZM232 100H233V99H232ZM249 100H250V99H249ZM249 100L244 99L243 102L241 101L240 108H241L242 110H244V109H248V108L250 107L251 104H250ZM9 101H12V99L9 100ZM15 101H16V100H15ZM20 101H21V100H20ZM84 101H85V100H84ZM96 101H97V100H96ZM109 101H110V100H109ZM121 101H122V100H120L119 102H121ZM133 101H134V100H133ZM186 101H187V100H186ZM211 101H213V100L211 99ZM216 101H218V103L221 102V101H219L218 99H217ZM230 101H231V100H230ZM230 101H229V102H230ZM233 101H234V100H233ZM236 101H237V100H236ZM236 101H235V104H237ZM13 102H14V101H13ZM88 102H90V101L88 100ZM105 102H106V101H105ZM110 102H111V101H110ZM129 102L131 103L132 101L129 100ZM129 102L127 101V99H126V101L123 100V103H124V104H126V103L128 104ZM136 102H138V101L136 100ZM142 102H143V101H141V103H142ZM180 102H181V101H180ZM192 102H193V100H192ZM202 102H203V101H202ZM202 102H201V103H202ZM207 102H208V101H207ZM223 102H224V101H223ZM223 102H221V104H222ZM248 102H249V103H248ZM16 103L18 104L17 101H16ZM66 103H67V102H66ZM99 103H100V102H99ZM111 103H112V102H111ZM115 103H116V102H115ZM160 103H161V102H160ZM188 103H189V102H187V104H188ZM195 103H196V102H195ZM209 103H210V102H209ZM212 103H213V102H212ZM226 103H227V102H226ZM252 103L254 104L255 102H252ZM14 104H15V103H14ZM19 104H20V102H19ZM69 104H70V103H69ZM71 104H72V103H71ZM74 104H75V103H74ZM76 104H77V107H76L75 109L78 110V106H79L80 102H79V103H76ZM81 104H82V103H81ZM86 104H87V102H86ZM86 104H85V105H86ZM91 104H93V103H91ZM100 104H101V103H100ZM127 104H126V105H127ZM133 104H134V103H133ZM180 104H181V103H180ZM183 104H184V103H182L181 105H183ZM185 104H186V103H185ZM196 104H197V103H196ZM215 104H216V103H215ZM215 104H213V105H215ZM219 104H220V103H219ZM227 104H228V103H227ZM229 104H230V103H229ZM231 104H232V103H231ZM231 104H230V105H231ZM87 105H88V104H87ZM101 105H102V104H101ZM107 105H109V107H111L110 104H107ZM116 105H117V104H116ZM118 105H119V104H118ZM121 105H122V103H121ZM128 105H129V104H128ZM128 105H127L126 107H128ZM134 105H137V103L134 104ZM155 105H156V104H155ZM157 105H158V104H157ZM159 105H160V104H159ZM168 105H169V104H168ZM224 105H225V104H224ZM224 105H223V106H224ZM237 105H238V104H237ZM237 105H236V106H237ZM254 105H255V104H254ZM12 106H14V105H12ZM17 106H18V105H17ZM81 106H83V105H81ZM81 106H80V107H81ZM95 106H96V104H94V107H95ZM97 106H98V109H99V105H97ZM112 106H113V105H112ZM131 106H132V103H131ZM139 106H140V104H139ZM151 106H152V105H151ZM191 106H192V105H191ZM195 106H196V105H195ZM199 106H200V105H199ZM202 106H204V105H202ZM209 106L211 107V105H209ZM225 106H226V105H225ZM233 106H234V105H233ZM80 107H79V108H80ZM87 107H88V106H87ZM87 107H86V108H87ZM89 107H91V106L89 105ZM89 107H88V108H89ZM114 107H115V105H114ZM114 107H113V109H115ZM119 107H120V106H119ZM121 107H122V106H121ZM132 107H133V106H132ZM132 107H131V108H132ZM154 107H155V106H154ZM162 107H163V104H162ZM177 107H178V105H177ZM185 107H186V106H185ZM219 107H221V106H219ZM234 107H235V106H234ZM1 108H2V107H1ZM1 108H0V110L2 111ZM73 108H74V107H73ZM82 108H83V111H82V112H84V110H86V112H87V109H84L85 107H82ZM92 108H93V106H92ZM92 108H91V109H92ZM100 108H102V107H100ZM123 108H125V107H123ZM136 108H137V107H136ZM136 108H135V109H136ZM144 108H145V107H144ZM156 108H157V107H156ZM187 108H189V107H187ZM193 108H194V107H193ZM207 108H208V107H207ZM224 108H225V107H224ZM230 108H231V107H230ZM230 108H229V109H230ZM250 108H252V105H251ZM64 109H65V108H64ZM89 109H90V108H89ZM89 109H88V110H89ZM102 109H103V108H102ZM110 109H111V108H110ZM116 109H117V107H116ZM116 109H115V110H116ZM171 109H173V108H171ZM200 109H203V108L200 107ZM219 109H220V108H219ZM229 109H228V110H229ZM234 109H235V108H234ZM236 109H237V108H236ZM236 109H235V110H236ZM241 109H240L239 111H241ZM62 110H63V109H62ZM77 110H76V111H77ZM79 110H80V109H79ZM92 110L94 111V108H93ZM96 110H97V108H96ZM100 110H101V109H100ZM100 110H99V111H100ZM106 110H107V109H106ZM117 110H118V109H117ZM124 110H125V109H124ZM129 110H130V109H129ZM144 110H146V109H144ZM157 110H158V109H157ZM161 110H162V109H161ZM174 110H175V109H174ZM188 110H189V109H188ZM193 110H194V109H193ZM196 110H197V109H196ZM223 110H224V109H223ZM226 110H227V109H226ZM235 110H234V111H235ZM90 111H91V110H90ZM90 111H88V113H89ZM93 111H92V112H93ZM99 111H98V112H99ZM108 111H109V109L107 110V112H108ZM127 111H128V110H127ZM139 111L141 112L140 108H138V112H139ZM169 111H170V110H169ZM169 111H168V112H169ZM171 111H172V110H171ZM198 111H199V110H198ZM214 111H215V110H214ZM244 111H245V110H244ZM2 112H3V111H2ZM70 112H71V111H70ZM74 112H75V111H74ZM105 112H106V111L104 110V113H105ZM109 112H110V111H109ZM112 112H113V110H112L110 113H112ZM114 112H117V111H114ZM122 112H123V111H122ZM132 112H133V110H132ZM134 112L136 113L137 111H134ZM134 112H133V114H134ZM150 112H151V110H150ZM159 112H160V111H159ZM168 112H167V113H168ZM204 112H205V111H204ZM204 112H203V113H204ZM253 112H255L254 109H253ZM258 112H260V111H258ZM261 112H262V111H261ZM63 113H64V112H63ZM68 113H69V112H68ZM78 113H79V112H77L76 114H78ZM80 113H81V111H80ZM84 113H85V112H84ZM96 113H97V111H96ZM99 113H100V112H99ZM99 113H98V114H99ZM144 113H145V112H144ZM151 113H152V112H151ZM162 113H163V112H162ZM170 113H171V112H170ZM180 113H182V112L180 111ZM180 113H178V114H180ZM208 113H209V111H208ZM212 113H213V112H212ZM212 113H211V115H212ZM224 113H225V111H224ZM235 113H236V112H235ZM239 113H240V112H239ZM0 114H1V113H0ZM102 114H103V112H102ZM102 114L99 115V116L101 117L100 119H98V120H100V122H101V119H102V116H101ZM105 114H106V113H105ZM107 114H109V113H107ZM113 114H114V113H113ZM126 114L128 115L129 113H126ZM126 114L124 113V115H126ZM130 114H131V113H130ZM130 114H129V115H130ZM137 114H138V113H137ZM147 114H148V112H147ZM147 114H146V115H147ZM159 114H160V113H159ZM163 114H164V113H163ZM163 114H160L161 117H162ZM168 114H169V113H168ZM194 114H195V113H194ZM216 114H217V113H216ZM226 114H228V112L225 113V118H226ZM241 114H244V112L241 113ZM253 114H254V113H253ZM256 114H257V113H256ZM259 114H260V113H259ZM62 115H63V114H62ZM66 115H67V114H66ZM85 115H87V114H85ZM85 115H84V117H85ZM89 115H90V114H88V117H89ZM91 115H92V114H91ZM93 115H94V114H93ZM117 115H118V114H117ZM120 115H121V114L119 113V116H120ZM134 115H135V114H134ZM134 115H133V116H134ZM139 115H140V114H139ZM173 115H174V114H173ZM183 115H184V114H183ZM185 115H186V114H185ZM188 115H190V114H188ZM195 115H196V114H195ZM239 115H240V114H239ZM80 116H81V115H80ZM95 116H96V115H95ZM110 116H112V115H110ZM110 116L108 115V117H110ZM113 116H114V115H113ZM115 116H116V114H115ZM133 116H132V117H133ZM137 116H138V115H137ZM137 116H136V117H137ZM144 116H145V115H144ZM144 116H142V117H144ZM150 116H151V114H150ZM154 116H155V113H154ZM167 116H168V115H167ZM192 116H193V115H192ZM196 116H197V115H196ZM213 116H215V115L213 114ZM228 116H230V115H228ZM233 116H235V114H234ZM246 116H247V115H246ZM246 116H245V117H246ZM261 116H262V115H261ZM261 116H259V117H261ZM91 117H92V116H91ZM105 117H106V115H105ZM122 117H123V116L121 115V118H122ZM129 117H130V116H129ZM129 117H128V118H129ZM138 117H140V116H138ZM147 117H148V116H147ZM170 117H172V116L170 115ZM177 117H178V116H177ZM179 117H180V116H179ZM184 117H185V116H184ZM207 117H208V116H207ZM209 117H210V116H209ZM236 117H237V116H236ZM249 117H250V116H249ZM249 117H248V118H249ZM50 118H52V116H50ZM82 118H83V117H82ZM86 118H87V116H86ZM94 118H95V117H94ZM96 118H99V117L96 116ZM115 118H116V117H115ZM124 118H125V116H124ZM128 118H127V119H128ZM134 118H135V117H134ZM154 118H155V117H154ZM168 118H169V117H168ZM222 118H223V117H222ZM48 119H49V118H48ZM66 119H67V118H66ZM72 119H73V118H72ZM74 119H75V118H74ZM77 119L79 120V118H77ZM84 119H85V118H84ZM88 119H89V118H88ZM92 119H93V118H92ZM103 119H104V118H103ZM106 119H108V118H106ZM111 119H112V117H111ZM111 119L108 120V122L110 121V122L113 123V121H111ZM113 119H114V118H113ZM118 119H119V117H118ZM118 119H117V120H118ZM122 119H123V118H122ZM127 119H126V120H127ZM142 119H143V118H142ZM145 119H147V118H145ZM148 119H149V118H148ZM160 119H161V118H160ZM160 119H159V120H160ZM177 119H178V118H177ZM179 119H181V118H179ZM179 119H178V120H179ZM185 119H186V117H185ZM205 119H207V118H205ZM209 119H210V118H209ZM213 119H214V118H213ZM230 119H231V117H230ZM233 119H234V117H233ZM233 119H232V120H233ZM258 119H259V118H258ZM0 120H1V122H2V119H0ZM51 120H52V119H51ZM75 120H76V119H75ZM115 120H116V119H115ZM119 120H120V119H119ZM119 120H118L117 122L120 123L121 120H120V121H119ZM134 120H135V119H134ZM134 120H132V121H134ZM159 120H157V121H159ZM183 120H184V119H183ZM188 120H189V119H188ZM207 120H208V119H207ZM259 120H260V119H259ZM83 121H84V120H83ZM85 121H86V119H85ZM87 121H89V120H87ZM87 121H86V122H87ZM90 121H91V119H90ZM103 121H105V119H104ZM103 121H102V122H103ZM123 121H124V120H123ZM143 121H145V120H143ZM148 121H149V120H148ZM148 121L146 120V122H148ZM151 121H152V120H151ZM151 121H149V122H151ZM160 121H161V120H160ZM160 121H159V122H160ZM164 121H166V119H164ZM173 121H174V119H173ZM202 121H203V120H202ZM211 121H212V120H211ZM213 121H215V120H213ZM236 121H237V120H236ZM1 122H0V124H1ZM59 122H60V121H59ZM65 122H66V120H65ZM70 122L72 123V121H70ZM77 122H78V121H76L75 123H77ZM86 122H85V123H86ZM129 122H130V121H129ZM138 122H139V120H138ZM149 122H148V124H149ZM152 122H153V121H152ZM152 122H151V125H153ZM175 122H176V121H175ZM188 122H190V121H188ZM188 122H187V125H189ZM192 122H195V121L192 120ZM197 122H198V121H197ZM103 123H105V122H103ZM119 123H115V122H114L115 126H117V124H119ZM121 123H122V122H121ZM121 123H120V124H121ZM126 123H127V122H126ZM134 123H136V122H134ZM153 123H155V121H154ZM172 123H173V122H171V124H172ZM183 123H184V122H183ZM190 123H191V122H190ZM195 123H196V122H195ZM199 123H201V122H199ZM204 123H205V122H204ZM204 123H203V124H204ZM212 123H213V122H212ZM214 123H215V122H214ZM237 123H238V122H237ZM239 123H240V122H239ZM254 123H255V121H254ZM54 124H55V123H54ZM54 124H53V127H54ZM59 124H61V123H59ZM66 124H67V123H66ZM88 124H89V123H88ZM91 124H92V123H91ZM96 124H99V123H97V120H96ZM114 124H113V125H114ZM120 124H119V125H120ZM123 124H124V122H123ZM128 124H129V123H128ZM177 124H178V123L176 122V125H177ZM185 124H186V120H185ZM201 124H202V123H201ZM208 124H209V123H208ZM245 124H246V123H243V125H245ZM260 124H261V123H260ZM262 124H264V123H262ZM49 125H50V124H49ZM51 125H52V124H51ZM81 125H82V123H81ZM86 125H87V124H86ZM89 125H90V124H89ZM93 125H94V124H93ZM105 125H106V124H105ZM110 125H111V124H110ZM124 125H125V124H124ZM124 125H123V126H124ZM131 125H135V124H131ZM131 125H130V127H131ZM151 125H150V126H151ZM155 125H156V123H155ZM162 125L164 126V124H162ZM166 125H167V124H166ZM176 125H175V126H176ZM180 125H182V124H180ZM195 125H196V127H197V124H195ZM204 125H207V124H204ZM221 125H222V124H221ZM225 125H226V124H225ZM234 125H235V124H234ZM238 125H240V124H238ZM251 125H252V124H251ZM58 126H59V125H58ZM67 126H69V125L67 124ZM82 126H83V125H82ZM91 126H92V125H91ZM95 126H97V125H95ZM95 126H94V127L92 126V127H93V128H96ZM99 126H100V125H99ZM103 126H104V125H103ZM106 126H108V125H106ZM106 126H105V127H106ZM115 126H114V127H115ZM120 126H121V125H120ZM123 126H121V127H123ZM127 126H128V125H127ZM148 126H149V125H148ZM159 126H160V125H159ZM175 126H174V127H175ZM178 126H179V125H178ZM193 126H194V125H193ZM200 126H202V125H200ZM210 126H211V124H210ZM222 126H223V125H222ZM226 126H227V125H226ZM235 126H236V125H235ZM252 126H253V125H252ZM255 126H256V125H255ZM263 126H264V125H263ZM0 127H2V126H0ZM4 127H5V126H4ZM8 127H9V126H8ZM60 127H62V125H61ZM69 127H70V126H69ZM75 127H76V126H75ZM75 127H74V128H75ZM77 127H78V126H77ZM100 127H101V126H100ZM114 127L111 126V128L115 129ZM128 127H129V126H128ZM164 127H166V130L169 129V128L167 129L168 125H167V126H164ZM169 127H170V126H169ZM185 127H186V126H185ZM189 127H190V126H189ZM189 127L186 129V130H187V139H188L187 142H183V131H184V129H185L184 127H181L182 129H179V127L175 128L176 130L174 131V133H173L172 135L169 134V135H171V136H167V134L163 133V131L161 132V130H163V127H161L162 129L160 128L161 130H160V131H157V132H156V130H155V132H151V131H150L151 128H150V130L148 129V130H149V133H147V134H149V140H146L145 143H144V144H145V147H146V148H145V153H146V152H147V153H154V152H155V149L161 151L162 154L160 153V155H162V156H163V155H166V154L169 155V153H173V152H175V153H176V152H179V153L183 154L184 156L189 157L190 159H192V160L195 162V161L198 160V158H200L199 155H201V154H198L197 146L200 147V146L205 145L206 147H208V148L211 149V150H215V149L217 150V149L220 148V147H219V141H218L217 137H218L219 135H223V134H220V133H219V135H217V137H216L215 134L211 133V132H212V131L210 130L211 128H207V129L210 130L209 133H205V132L203 131V132H204V134H203V132H201V131L197 132V129H195V128H193V127H190V128H189ZM206 127H207V126H206ZM211 127H212V126H211ZM51 128H52V127H51ZM80 128H81V127H80ZM87 128H88V127H87ZM107 128H109V127H107ZM107 128H106V130H107ZM111 128H110V130H111ZM143 128H144V127H143ZM146 128H147V126H146ZM148 128H149V127H148ZM154 128H155V127H154ZM156 128H157V127H156ZM156 128H155V129H156ZM200 128H201V127H200ZM225 128H226V127H225ZM230 128H231V126H230ZM232 128H233V127H232ZM252 128H253V127H252ZM260 128H261V127H260ZM260 128H259V129H260ZM263 128H264V127H263ZM47 129H48V128H47ZM69 129H70V128H69ZM76 129H77V128H76ZM88 129H90V128H88ZM91 129H92V128H91ZM100 129H101V128H99V130H100ZM102 129H103V127H102ZM130 129H131V128H130ZM130 129H129V130H130ZM198 129H199V127H198ZM202 129H203V128H202ZM216 129H217V128H216ZM234 129H235V128H234ZM256 129H257V128H256ZM50 130H51V129H50ZM59 130H62V129L59 128ZM65 130H68V129H64V131H65ZM73 130H74V129H73ZM80 130H81V129H80ZM82 130H83V129H82ZM82 130H81V131H82ZM94 130H95V129H94ZM103 130H104V129H103ZM122 130H123V129H122ZM122 130H120V131L122 132ZM143 130H144V129H143ZM145 130H146V129H145ZM145 130H144V131H145ZM169 130H170V129H169ZM217 130H218V129H217ZM235 130H236V129H235ZM241 130H242V129H241ZM74 131H75V130H74ZM92 131H93V130H92ZM104 131H105V130H104ZM223 131H224V130H223ZM247 131H248V130H247ZM249 131H250V130H249ZM262 131H263V130H262ZM46 132H47V131H46ZM51 132L53 133V128H52V131H51ZM71 132H72V131H71ZM86 132H87V131H86ZM86 132H85V133H86ZM88 132H89V131H88ZM100 132H101V131H100ZM115 132L118 133L117 128H116V131H115ZM146 132H147V131H146ZM166 132H168V131H166ZM184 132H185V131H184ZM206 132H208V130H207ZM218 132H219V131H218ZM220 132H221V131H220ZM224 132H226V131H224ZM244 132H245V131H244ZM47 133H48V132H47ZM56 133H57V132H56ZM58 133H59V132H58ZM66 133H68V131H66ZM73 133H74V132H73ZM73 133H72V134H73ZM85 133H84V134H85ZM89 133H90V132H89ZM101 133H102V132H101ZM101 133H100V134H101ZM104 133H105V132H104ZM110 133L113 134L114 131H113V133L110 131ZM119 133H120V132H119ZM130 133H132V132L130 131ZM221 133H222V132H221ZM227 133H228V131H227ZM251 133H252V131H251ZM62 134H63V132H62ZM62 134H61V135H62ZM79 134H81V133H79ZM79 134H78V135H79ZM87 134H88V133H87ZM92 134H93V133H92ZM92 134H90V135H92ZM94 134H96V133H94ZM97 134H98V133H97ZM100 134H98V135H100ZM108 134H109V133H108ZM229 134H230V132H229ZM52 135H53V134H52ZM54 135H55V134H54ZM54 135H53V136H54ZM64 135H65V134H64ZM67 135H68V134H67ZM67 135H66V136H67ZM70 135H71V134H70ZM76 135H77V134H76ZM81 135H82V134H81ZM98 135H97V136H98ZM104 135H106V134H103V137H104ZM122 135H123V134H121V136H122ZM238 135H239V133H238ZM245 135H246V132H245ZM250 135H251V134H250ZM259 135H260V134H259ZM46 136H47V135H45V137H46ZM72 136H73V135H72ZM79 136H80V135H79ZM87 136H88V135H87ZM87 136H85V137H87ZM94 136H95V135H94ZM94 136H91V137H94ZM97 136H96V137H97ZM101 136H102V135H101ZM108 136L110 137V134H109ZM113 136H114V134H113ZM116 136H117V135H116ZM116 136H115V137H116ZM119 136H120V135H119ZM123 136H124V135H123ZM232 136H233V135H232ZM232 136H231V138H232ZM240 136H241V135H240ZM260 136H261V135H260ZM60 137H61V136H60ZM88 137H89V136H88ZM91 137L88 138V139L93 140V139H91ZM98 137H99V136H98ZM103 137H100V138H103ZM106 137H107V135L104 137V138H105V141L108 142V141L106 140ZM109 137H107V138H109ZM115 137H114V138H115ZM124 137H125V136H124ZM219 137H221V136H219ZM227 137H228V135H227ZM227 137H225L224 139H226ZM252 137H253V136H252ZM261 137H262V136H261ZM261 137H260V138H261ZM47 138H48V137H47ZM47 138H46V139H47ZM55 138H56V137H55ZM55 138H54V139H55ZM62 138L64 139L63 136H62ZM79 138H80V137H78V139H79ZM111 138H113V137L111 136ZM118 138H120V137H118ZM137 138H138V137H137ZM221 138H222V137H221ZM231 138H230V139H231ZM233 138H234V137H233ZM236 138H237V137H236ZM58 139H60V138H58ZM65 139H67V137H65ZM65 139H64V140H65ZM68 139H69V138H68ZM74 139H75V138H74ZM76 139H77V138H76ZM95 139H96V138H95ZM109 139H110V138H109ZM116 139H117V138H116ZM121 139H122V138H121ZM133 139H136L135 136H134L133 134H131V135L129 134V135L127 136V138H126V142H129V141H131V140H133ZM237 139H238V138H237ZM256 139H258V138H256ZM47 140H48V139H47ZM49 140H50V139H49ZM70 140H71V139H70ZM70 140H69V141H70ZM72 140H73V138H72ZM80 140H81V139H80ZM82 140H83V139H82ZM98 140H99V139H98ZM103 140H104V139H103ZM110 140H111V139H110ZM117 140L120 141V139H117ZM124 140H125V139H124ZM124 140H123V141H124ZM138 140H139V139H138ZM140 140H141V139H140ZM142 140H143V139H142ZM232 140H233V139H232ZM232 140H231V141H232ZM240 140H241V139H240ZM244 140H245V139H244ZM244 140H242V142H243ZM50 141H51V140H50ZM52 141H53V140H52ZM54 141H55V140H54ZM54 141H53V142H54ZM78 141H79V140H78ZM78 141L76 140V142H78ZM93 141H96V140H93ZM101 141H102V140H101ZM105 141H104V142H105ZM112 141L114 142V140H112ZM118 141H117V143H118ZM223 141H224V140H223ZM227 141H228V139H227ZM234 141H235V140H234ZM246 141H247V140H246ZM58 142H59V141H58ZM76 142H75V143H76ZM80 142H81V141H80ZM80 142H79V143H80ZM102 142H103V141H102ZM121 142H122V141H121ZM143 142H144V141H143ZM229 142H230V141H229ZM237 142H238V141H237ZM239 142H240V141H239ZM254 142H255V141H254ZM254 142H253V143H254ZM54 143H55V142H54ZM60 143H61V142H60ZM72 143H73V142H72ZM91 143H92V141H90V144H91ZM97 143H98V142H97ZM232 143H234V142H232ZM240 143H241V142H240ZM245 143H246V142H245ZM251 143H252V142H251ZM58 144H59V143H58ZM58 144H57V146H58ZM87 144L89 145V142H87ZM93 144H96V142H93ZM102 144L105 145V143H102ZM107 144H110V143L108 142ZM107 144H106V146H108ZM113 144H114V143H113ZM118 144H119V143H118ZM118 144H117V145H118ZM224 144H225V142H224ZM44 145L46 146V144H44ZM44 145H43V146H44ZM55 145H56V144H55ZM80 145H82V144H80ZM103 145H102V147H103ZM123 145H124V144H123ZM123 145H122V146H123ZM127 145H128V144H127ZM222 145H223V143H222ZM222 145H221V146H222ZM225 145H226V144H225ZM225 145H224V146H225ZM234 145H235V144H234ZM247 145H248V144H246V146H247ZM254 145H255V144H254ZM47 146H48V144H47ZM57 146H56V147H57ZM59 146H60V145H59ZM71 146H72V145H71ZM74 146H75V145H74ZM91 146H92V145H91ZM106 146H104V147H106ZM113 146H114V145H113ZM118 146L120 147V144H119ZM128 146H129V145H128ZM243 146H244V145H243ZM263 146H264V145H262V147H263ZM54 147H55V146H54ZM89 147H90V146H89ZM94 147H95V145H93L92 148H94ZM97 147H98V144H97ZM114 147H115V146H114ZM123 147H124V146H123ZM123 147H122V148H123ZM130 147H132V146H130ZM234 147H235V146H234ZM244 147H245V146H244ZM248 147H249V145H248ZM262 147L259 146L260 149H261ZM42 148H43V147H42ZM44 148H45V147H44ZM61 148H63V147H61ZM84 148H87V147L84 146ZM99 148H100V147H99ZM106 148H109V147H106ZM115 148H116V147H115ZM132 148H133V147H132ZM138 148H139V147H138ZM141 148H142V147H141ZM235 148H236V147H235ZM254 148H255V146H254ZM254 148H253V149H254ZM256 148H258V147H256ZM259 148H258V149H259ZM263 148H264V147H263ZM16 149H17V148H16ZM45 149H46V148H45ZM56 149H57V148H56ZM59 149H60V147H59ZM63 149H64V148H63ZM78 149H80L79 146H78ZM78 149H77V150H78ZM87 149H89V148H87ZM87 149H84V150H85V151H89V150H87ZM120 149H121V148H120ZM120 149H118V150H120ZM124 149H125V147H124ZM127 149H128V148H127ZM143 149H144V148H143ZM201 149H202V148H201ZM220 149H221V148H220ZM242 149H243V148H242ZM249 149H250V148H249ZM251 149H252V148H251ZM21 150H22V149H21ZM42 150H43V149H42ZM42 150H41V152H42ZM51 150H52V148H51ZM54 150H55V149H54ZM61 150H62V149H61ZM61 150H60V151H61ZM75 150H76V149H75ZM84 150H83V151H84ZM96 150H98V149H96ZM102 150H103V148H102ZM132 150H134V148H133ZM136 150H137V149H136ZM227 150H228V149H227ZM236 150H237V149H236ZM240 150H241V149H240ZM240 150H239V151H240ZM246 150H248V148H247ZM254 150H256V149H254ZM44 151H45V150H44ZM58 151H59V150H58ZM58 151H57V153H58ZM80 151H81V150H80ZM85 151H84V153H85ZM92 151H93V150H92ZM122 151H124V150H122ZM143 151H144V150H143ZM159 151H158V152H159ZM225 151H226V149H225ZM239 151H238V152H239ZM244 151H245V150H244ZM251 151H252V150H251ZM256 151H257V150H256ZM52 152H53V151H52ZM54 152H55V151H54ZM54 152H53V153H54ZM65 152H66V151H65ZM71 152H72V151H71ZM71 152H70V153H71ZM89 152L91 153V150H90ZM89 152H86V153H89ZM99 152H100V150H99ZM112 152H113V151H112ZM116 152L119 153V151H116ZM126 152H127V151H126ZM133 152H134V151H133ZM215 152H216V151H215ZM230 152H231V151H230ZM241 152H242V150H241ZM263 152H264V151H263ZM66 153L68 154V152H66ZM74 153H77V151L74 152ZM80 153H81V152H80ZM84 153H81L83 157L86 156V154L83 155ZM95 153H96V151H95ZM118 153H116V154H118ZM120 153H121V150H120ZM129 153H130V152H129ZM129 153H128V154H129ZM134 153H135V152H134ZM138 153H139V152H138ZM142 153H143V152L141 151L140 154H142ZM223 153H225L224 150H223ZM248 153H250L249 150H248V152L246 151V154H248ZM257 153H258V152H257ZM257 153H255V154H257ZM260 153H261V152H260ZM40 154H43V155L46 154V155H47L46 152H45V153L43 152V153H40ZM62 154H63V153H62ZM72 154H73V153H72ZM77 154L79 155V153H77ZM96 154H97V153H96ZM107 154H108V153H107ZM140 154H138V155L140 156ZM176 154H178V153H176ZM208 154H209V152H208ZM221 154H222V153H221ZM234 154H235V152H234ZM236 154H237V153H236ZM253 154H254V152H253ZM261 154H263V153H261ZM261 154H260V155H261ZM43 155H41V157H42ZM46 155H45V156H46ZM51 155H52V153H51ZM53 155H54V154H53ZM78 155H77V156H78ZM92 155H93V153L91 154V156H92ZM94 155H95V154H94ZM108 155H109V154H108ZM119 155H120V154H119ZM125 155H126V153H125ZM134 155H136V153H135ZM168 155H167V156H168ZM243 155H244V153H243ZM58 156H59V155H58ZM64 156H65V155H64ZM71 156H72V155H71ZM73 156H74V155H73ZM79 156H80V155H79ZM91 156L89 155V157H91ZM117 156H118V155H117ZM122 156H123V154H122ZM129 156H130V155H129ZM129 156H128V157H129ZM139 156H138V158L140 159ZM142 156L144 157V154H142ZM170 156H171V154H170ZM180 156H181V155H180ZM203 156H204V153H203ZM218 156H219V155H218ZM221 156H222V155H221ZM226 156H227V155H226ZM233 156H234V155H233ZM38 157H39V156H38ZM46 157H47V156H46ZM51 157H53V156H51ZM69 157H70V156H69ZM75 157H76V154H75ZM86 157H87V156H86ZM106 157H107V156H106ZM114 157H115V155H114ZM125 157H126V156H125ZM136 157H137V156H136ZM145 157H146V156H145ZM148 157H149V156H148ZM148 157H147V158H148ZM150 157H153V158H154L155 155H154V156H150ZM158 157H159V156H158ZM171 157H172V156H171ZM175 157H176V155H175ZM175 157H174V159H175ZM181 157H182V156H181ZM181 157H180V158H181ZM216 157H217V156H216ZM219 157H220V156H219ZM219 157H218V158H219ZM223 157H224V156H223ZM236 157H237V156H236ZM236 157H235V158H236ZM239 157H240V155H239ZM243 157H244V156H243ZM245 157H246V156H245ZM47 158H48V157H47ZM70 158H71V157H70ZM76 158H77V157H76ZM76 158L74 159L75 161H74L73 159H72L71 161H74V162L76 163ZM87 158H88V157H87ZM100 158H104V156H103V157L101 156ZM108 158H109V156H108L106 159H108ZM112 158H113V156H112ZM133 158H134V156H133ZM138 158H137V159H138ZM164 158H166V156H164ZM204 158H205V156H204ZM208 158H210V157H208ZM208 158L205 159V160H208ZM226 158H227V157H226ZM237 158H238V157H237ZM49 159H50V157H49ZM68 159H69V158H68ZM79 159H80V157H79ZM90 159L92 160V158H90ZM90 159H88V161H89ZM95 159H96V158H95ZM106 159H105V160H106ZM109 159H110V158H109ZM134 159H135V158H134ZM144 159H145V158H144ZM144 159H142V160L144 161ZM160 159H161V157H160ZM168 159H169V156H168ZM172 159H173V158H172ZM212 159H213V158H212ZM216 159H217V158H216ZM240 159H242V158H240ZM36 160H37V162H38V158H36ZM43 160H44V157H43ZM47 160H48V159H47ZM47 160H46L45 162H47V164H48L49 161H47ZM77 160H78V158H77ZM91 160H90L89 162H91ZM96 160H97V159H96ZM110 160H111V159H110ZM114 160H115V159H114ZM119 160H121V159H119ZM125 160H126V159H125ZM130 160H131V162L133 161L132 159H129V163H130ZM155 160H156V159H154V161H155ZM157 160H158V159H157ZM157 160H156V162H158ZM176 160H177V159H175V161H176ZM180 160H182V162L184 161L183 159H180ZM186 160H187V159H186ZM186 160H185V165H186V163H187ZM200 160H201V159H200ZM225 160H226V159H225ZM237 160H238V159H237ZM86 161H87V160H86ZM86 161H85V162H86ZM101 161H103V160L101 159ZM101 161H100V162H101ZM106 161H107V160H106ZM106 161H104L103 163H105ZM137 161H138V160H137ZM140 161H141V160H140ZM145 161H147V163H148V160H147V159H146ZM154 161H153V162H154ZM171 161H173V160H171ZM171 161H170V162H171ZM175 161H173V162H175ZM178 161H179V160H178ZM189 161H190V160H189ZM202 161H203V160H202ZM208 161H210V160H208ZM215 161H216V160H215ZM215 161H214V162H215ZM226 161H227V160H226ZM240 161H242V160H240ZM246 161H250V160H246ZM74 162H73V163H74ZM78 162H79V161H78ZM80 162H81V161H80ZM96 162H98V160H97ZM96 162H95V163H96ZM100 162H98V163H100ZM119 162H120V161H119ZM127 162H128V161H126L125 163L127 164ZM166 162H167V160L164 161V163H166ZM168 162H169V160H168ZM173 162H172V163H173ZM179 162H180V161H179ZM219 162H222V160L219 161ZM232 162H234V161H232ZM250 162H251V161H250ZM250 162H249V163H250ZM34 163H36V162H34ZM65 163H66V161H65ZM68 163H69V161H68ZM81 163L83 164V162H81ZM92 163H94V161H93ZM106 163H107V162H106ZM122 163H124L123 160H122ZM132 163H133V162H132ZM134 163H135V162H134ZM134 163H133V164H134ZM141 163H142V165H143L144 162H141ZM158 163H159V162H158ZM161 163H163V162H161ZM175 163H177V161H176ZM183 163H184V162H183ZM188 163H189V164H187V167L185 166L186 168H184V167L182 166V167L184 168V169H183V172H186V173H187L188 171H190L191 169H193V168H192V165L190 164V162H188ZM195 163H196V162H195ZM195 163H192V164H195ZM198 163H199V162H198ZM203 163H206V162L203 161ZM209 163H210V162H209ZM211 163H212V162H211ZM237 163H239V162H237ZM241 163H242V162H241ZM251 163H252V162H251ZM49 164H51V163H49ZM119 164H120V163H119ZM166 164H168V165H166ZM166 164H164V165H166V167H167V166H168V167L170 166L169 163H166ZM170 164H171V163H170ZM214 164H215V163H214ZM214 164H213V165H214ZM219 164H220V163H219ZM239 164H240V163H239ZM263 164H264V163H262L261 165H263ZM32 165H33V164H32ZM35 165H36V164H35ZM66 165H67V164H66ZM77 165H79V164L77 163ZM77 165H76V166H77ZM84 165H86V163H84ZM92 165L94 166V164H92ZM127 165H128V166H127ZM127 165H126V166L129 167V164H127ZM153 165H156V163L153 164ZM172 165H174V163H173ZM183 165H184V164H183ZM188 165H189V167H188ZM195 165H196V164H195ZM202 165H203V164H202ZM216 165H218V163H217ZM221 165H222V164H221ZM223 165L225 166V161H224ZM237 165H238V164H236V167H237ZM241 165H242V164H241ZM244 165H246V164H244ZM33 166H34V165H33ZM33 166H32V168H33ZM72 166H73V164H72ZM95 166H96V165H95ZM99 166H100V165H99ZM108 166H109V165H108ZM120 166H124V168L126 167L125 165H122V164H121ZM133 166L135 167V164H134ZM143 166H144V165H143ZM151 166H152V164H151ZM151 166H150V167H151ZM178 166H179V164H178ZM197 166H199V164H197ZM210 166H212V165H210ZM219 166H220V165H219ZM226 166H227V163H226ZM234 166H235V165H234ZM234 166H232V167H234ZM238 166H240V165H238ZM247 166H248V165H247ZM263 166H264V165H263ZM35 167H36V166H34V168H35ZM48 167H49V166H46V167H44V168H48ZM87 167H88V166H87ZM112 167H113V166H112ZM116 167H117V165L115 166V168H116ZM137 167H138V166H137ZM155 167H156V166H154V168H155ZM168 167H167V170L169 169ZM171 167H173V169H174V171H175L176 166H175V168H174V166H171ZM195 167H196V166H195ZM195 167H194V168H195ZM199 167H201V166H199ZM241 167H242V166H241ZM261 167H262V166H261ZM70 168H71V167H70ZM70 168H68V169H70ZM90 168H91V167H90ZM107 168H108V167H107ZM118 168H119V167H118ZM148 168H149V167H148ZM151 168H152V167H151ZM160 168H161V167H160ZM160 168H159V169H160ZM178 168H179V167H178ZM178 168H177V169H178ZM180 168H181V167H180ZM225 168H226V167H225ZM227 168H228V167H227ZM229 168H230V167H229ZM237 168H238V167H237ZM237 168H236V169H237ZM243 168H244V167H243ZM247 168H248V167H247ZM251 168L253 169V167H250V169H251ZM257 168H260V167H257ZM263 168H264V167H263ZM0 169H1V168H0ZM68 169H66V170H68ZM75 169H76V168H74V170H75ZM80 169H81V167H80ZM80 169H79V170H80ZM100 169H101V168H100ZM127 169L130 170L129 168H127ZM133 169H134V168H133ZM133 169H132V171H133ZM140 169H141V168H140ZM144 169H145V168H144ZM213 169H214V168H213ZM218 169H219V167H218ZM236 169H235V170H236ZM5 170H6V167H5ZM5 170H3V171H5ZM74 170H73V172H74ZM97 170H98V169H97ZM102 170H103V169H102ZM102 170H101L100 172H102ZM112 170H114V168H113ZM115 170H116V169H115ZM125 170H126V168H125ZM125 170H124V171H125ZM180 170H181V169H180ZM214 170H217L216 167H215ZM214 170H213V173H214ZM237 170H239V168H238ZM241 170H242V168H241ZM241 170L239 171L240 173H241ZM7 171H8V170H6L5 173H7ZM68 171H69V170H68ZM71 171H72V170H70V172H71ZM77 171H78V170H77ZM83 171H84V169H83ZM105 171H106V170H105ZM134 171H135V170H134ZM141 171H142V170H141ZM143 171H144V170H143ZM160 171H162L163 174H166V172H164L163 170H160ZM177 171H179V170H176L175 172H177ZM193 171H196V169L193 170ZM219 171H221V169H220ZM219 171H217V172H219ZM247 171H248V170H247ZM247 171H245L246 176H247V173H246ZM249 171H250V170H249ZM251 171H252V170H251ZM253 171H256V170L253 169ZM1 172H2V171H1ZM113 172H115V171H113ZM113 172H112V173H113ZM121 172H122V171H121ZM158 172H159V171H158ZM175 172H174V173H175ZM191 172H192V170H191ZM224 172H225V171H224ZM235 172H236V171H235ZM239 172H237V173H239ZM2 173H3V172H2ZM77 173H79V172H76V174H77ZM117 173H119V172H117ZM128 173H129V172H128ZM135 173L138 174V172H136V171H135ZM174 173L172 172L171 174H174ZM180 173H181V171H180ZM188 173H189V172H188ZM209 173H210V172H209ZM256 173H257V172H256ZM258 173H261V172L258 171ZM263 173H264V172H263ZM33 174H34V173H33ZM65 174H66V173H65ZM74 174H75V173H73V175H74ZM76 174H75V175H76ZM83 174H84V173H83ZM105 174H106V173H104V174L102 173L101 176H102V175L104 176ZM124 174H125V173H123L122 176H125V175H126V174H125V175H124ZM163 174H162V175H163ZM176 174H177V173H176ZM183 174H185V173H183ZM189 174H190V173H189ZM217 174H218V173H217ZM232 174H233V172H232ZM241 174H243V173H241ZM248 174H252V173L250 172V173H248ZM253 174L256 175L255 173H253ZM67 175H69V174L67 173ZM71 175H72V173H71ZM107 175H108V174H107ZM109 175H110V173H109ZM132 175H133V174H132ZM132 175H131V176H132ZM134 175H135V174H134ZM134 175H133V177H134ZM149 175H151V174H149ZM166 175H167V174H166ZM166 175H163V176H166ZM180 175H181V174H180ZM187 175H188V174H187ZM187 175H186V176H187ZM190 175H191V174H190ZM224 175H225V174H224ZM226 175H227V173H226ZM230 175H231V174H230ZM237 175H238V174H237ZM258 175H259V174H258ZM261 175H262V174H261ZM261 175H260V176H261ZM94 176H95V175H94ZM97 176H99V175L97 174ZM118 176H120V174H119ZM127 176H128V175H127ZM127 176H126V177H127ZM181 176H182V175H181ZM181 176H180V177H181ZM209 176H210V175H209ZM235 176H236V173H235ZM235 176H234L233 178H235ZM238 176H239V177H242V176H240V175H238ZM238 176H236V177H238ZM260 176H259V177H260ZM263 176H264V175H263ZM263 176H261V177H263ZM88 177H89V176H88ZM92 177H93V176H92ZM113 177H115V176H113ZM113 177H112V178H113ZM135 177H136V176H135ZM137 177H138V176H137ZM170 177H171V176H170ZM175 177H176V179H177V175H176ZM211 177H213V175H212ZM214 177H215V176H214ZM214 177H213V180H214ZM243 177H245V176L243 175ZM27 178H28V177H27ZM34 178H35V177H34ZM36 178H37V177H36ZM66 178H69V179H70L71 177L67 176ZM74 178H75V177H74ZM76 178H77V177H76ZM76 178H75V179H76ZM85 178H86V177H85ZM102 178H103V177H102ZM105 178H106V177H105ZM143 178H146V177L144 176ZM161 178H162V177H161ZM171 178H172V177H171ZM178 178H179V177H178ZM198 178H200V177H198ZM198 178H196V177H192V176H188V177H187V180H186L185 182H183V183L180 184V185H179V184H176V187H175L176 191H174V192H170V193H167V192L169 191V189H168L169 186L167 187L168 191H166L165 189H163V187H162V183H161L160 181L155 180V179H154V180H155V181H154L152 178H151V179L154 181V183L152 184L153 187H154V188L152 187V188L154 189V192L151 191L150 193H148L149 190H147V191L145 190V192H146L145 194H142V192L139 193V192L135 189V188H137V187L142 186V185H140V184H142V183L144 184L145 182L140 183V184H139L140 186H139V185H138L137 187L134 186L135 188L132 187L133 184L130 186V185H126V183L124 182L125 184H123V183H122V184L125 185V186H124V187H125V191H121V190H119V189H121L120 186H119V187H120L119 189H117V186H116V187H113V186L110 187V186H109V189H107V187H106V189H107L106 191H104V190L102 189L104 192H103L102 197L100 198V201H101L103 204H105L106 206L112 207V208L114 209V211H116L118 214H119V212H121V211H125V216H126L129 220H134V221H136V223L138 222V223H141V224H142V223H144V224H145V223L148 224L147 222H150V221H152L154 218L157 217V216L154 217V215H155V214L153 213V210H154V209H158V210H160V211H161V210L166 211V213H168V216H166V217H169V221H170V220H171V221H172V220H175V221H177V223H179L178 225H180V224L182 223V224L184 225V228H186V229L188 230L187 233H186V230H185V229H184L185 232H184V231H182V232H184V233L186 234V235H184L185 237H184V236H183V237L185 238V240L188 241V244H187V245H189V247H190L191 245L196 244L195 242H196L197 240H201L202 237L204 238V237H205L204 235H207V237H208V236L212 237V236L215 235L216 233H217V234H218V233L222 234L223 232H224V233H225V232H226V233L229 232L230 227L228 226V225H229L228 223L234 220V219H233V220L229 221V220L227 219L229 222H227V224H226V220H225V219L227 218V216H226V218L224 219V220H225V221H224L223 219H221L222 216H221V218L219 217V214H218V217H219V218L216 217V216H217V212H216V211H215V212H212V213H215L216 216L210 214V213H209L210 210L208 211V213H205V211L203 210V211H204V212H203V214H204V219H203L202 221L196 220V219H194V217H191V216H190L189 211H188V208H187V207L189 206V204H188V200H190L191 198H193V199H198V197H199V196H197V192H199L198 189H199L200 184H202V183H200L201 181H200V179H198ZM207 178H208V177H207ZM207 178H206V179H207ZM215 178H216V177H215ZM218 178H220V177H218ZM249 178H250V177H249ZM252 178H253V177H252ZM252 178H251V179H252ZM39 179H40V178H39ZM78 179H79V178H78ZM82 179H84V178H82ZM110 179H111V178H110ZM123 179H124V177H123ZM128 179H129V178H127V180H128ZM166 179L168 180V178H166ZM216 179H217V178H216ZM216 179H215V180H216ZM237 179H238V178H237ZM243 179L246 180L245 178H243ZM253 179H254V178H253ZM256 179L258 180V178H256ZM72 180H73V178H72ZM76 180H77V179H76ZM135 180H136V178H135ZM148 180H150V179L148 178ZM167 180H166V182H167ZM209 180H210V179H208L207 182H209ZM221 180H226V179H221ZM227 180H228V179H227ZM261 180L263 181L262 178H261ZM34 181H36V180H34ZM69 181H70V180H69ZM80 181H82V180H80ZM83 181H85V180H83ZM89 181H90V180H89ZM101 181H102V180H101ZM103 181H104V180H103ZM103 181H102V183H103ZM130 181H132V179H131ZM171 181H172V180H171ZM171 181H170V182H171ZM254 181H255V180H254ZM259 181H260V180H259ZM73 182H74V181H73ZM75 182H76V181H75ZM104 182H105V181H104ZM126 182H127V181H126ZM132 182H134V181H132ZM132 182H131V183H132ZM137 182H138V180H137ZM146 182H147V181H146ZM162 182H163V181H162ZM172 182H173V181H172ZM204 182H206V181H204ZM207 182H206V183H207ZM211 182H212V180H211ZM213 182H214V181H213ZM213 182H212V183H213ZM217 182H218V181H217ZM217 182H215V184H217ZM229 182H230V181H229ZM246 182H247V181H246ZM246 182H245V181L243 182L244 185H245ZM256 182H257V181H256ZM256 182H254V183H256ZM79 183H81V182H79ZM94 183H95V182H94ZM96 183H97V182H96ZM96 183H95V185H96ZM102 183H101V184H102ZM107 183H108V182H107ZM107 183H106V184H107ZM116 183H117V182H116ZM138 183H139V182H138ZM150 183H152V182L150 181ZM177 183H178V181H177ZM206 183H203V184H206ZM209 183H210V182H209ZM231 183H232V182H231ZM235 183H236V181H235ZM71 184H72V186L74 187L73 183H71ZM81 184L83 185L84 183H81ZM88 184H89V183H88ZM109 184L111 185V183H109ZM122 184H121V186H122ZM128 184H129V183H128ZM134 184L136 185V183H134ZM174 184H175V183H174ZM213 184H214V183H213ZM218 184H219V182H218ZM84 185H85V184H84ZM84 185H83V186H84ZM86 185H87V184H86ZM89 185H90V184H89ZM89 185H88V186H89ZM91 185H92V184H91ZM115 185H116V184H115ZM117 185H118V184H117ZM150 185H151V184H150ZM152 185H151V186H152ZM164 185H166V184H164ZM219 185H220V184H219ZM230 185H232V184H230ZM236 185H237V184H236ZM236 185H235V187H237ZM246 185H248V184H246ZM246 185H245V186H246ZM252 185H253V184H252ZM263 185H264V184H263ZM92 186H93V185H92ZM92 186H91V187H92ZM144 186H146V184H145ZM171 186H172V185H171ZM171 186H170V187H171ZM202 186H203V185H202ZM209 186L212 187L211 185H209ZM214 186H215V185H214ZM216 186H218V185H216ZM228 186H229V185H228ZM232 186H233V185H232ZM250 186H251V184H250ZM75 187H77V185H76ZM84 187H85V186H84ZM96 187H97V186H96ZM96 187H95V190H96ZM98 187H99V186H98ZM124 187H123V188H124ZM172 187H174V186H172ZM172 187H171V188H172ZM218 187H219V186H218ZM224 187H225V186H224ZM224 187H223V189L220 188L221 190H223V192H224V191H229V190H226ZM247 187H248V186H247ZM247 187H243V188H246V189H247ZM253 187H254V186H252L251 188H253ZM256 187H257V185L255 186V188H256ZM259 187H260V186H259ZM123 188H122V189H123ZM144 188H145V187H144ZM147 188L149 189V186H148ZM171 188H170V189H171ZM214 188H215V187H214ZM216 188H217V187H216ZM249 188H250V187H249ZM249 188H248V190H249ZM50 189H51V188H50ZM98 189H99V188H98ZM104 189H105V188H104ZM145 189H146V188H145ZM202 189H203V188H201L200 191H203V193H204V192H205L204 190H205L206 188H205L204 190H202ZM208 189H209V188H208ZM224 189H225V190H224ZM228 189H229V188H228ZM230 189H231V188H230ZM232 189H233V188H232ZM78 190H79V189H78ZM85 190H86V189H85ZM91 190H92V189H91ZM123 190H124V189H123ZM138 190H139V189H138ZM151 190H152V189H151ZM214 190H215V189H214ZM214 190H212V191H214ZM216 190H217V189H216ZM234 190H235V189H234ZM236 190H237V189H236ZM236 190H235V191H236ZM240 190H241V188H240ZM240 190H239V191H240ZM248 190H247V191H248ZM262 190H263V189H262ZM9 191H10V190H9ZM18 191H19V190H18ZM80 191H82V189H81ZM83 191H84V190H83ZM99 191H100V190H99ZM207 191H208V190H207ZM247 191H246V192H247ZM1 192H2V188H1ZM7 192H8V191H7ZM10 192H11V191H10ZM10 192H9V193H10ZM19 192H21V191H19ZM75 192H76V191H75ZM78 192H79V191H78ZM91 192H92V191H91ZM93 192H94V190H93ZM210 192H211V191H210ZM216 192H218V191H216ZM219 192H220V191H219ZM231 192H232V191H231ZM233 192H234V191H233ZM255 192H256V191H255ZM257 192H258V191H257ZM2 193H3V192H2ZM11 193H12V192H11ZM14 193H15V192H14ZM14 193H12V194H14ZM16 193H17V192H16ZM22 193H23V191H22ZM28 193H29V192H28ZM54 193H55V192H54ZM87 193H89V190H88ZM97 193H98V192H97ZM213 193H215V192H213ZM220 193H222V192H220ZM227 193H228V192H227ZM247 193H248V192H247ZM253 193H254V192H253ZM6 194H7V193H6ZM6 194H5V195H6ZM17 194L20 195L21 193H20V194L17 193ZM24 194H25V195H28L26 192H25ZM52 194H53V193H52ZM83 194H85V192H84ZM209 194H210V193H209ZM229 194H230V192H229ZM233 194L235 195V193H233ZM233 194H232V195H233ZM250 194H251V193H250ZM250 194H249V195H250ZM257 194H258V193H257ZM8 195H9V194H8ZM10 195H11V194H10ZM30 195H32V194H30ZM30 195H28V196L30 197ZM86 195H87V194H86ZM99 195H100V194H99ZM204 195H205V194H204ZM204 195H203V197H204ZM217 195H218V194H217ZM220 195H221V194H220ZM230 195H231V194H230ZM232 195H231V196H232ZM243 195H245V193L242 194L241 197H243ZM255 195H256V194H255ZM261 195H264V192H263V194H261ZM16 196H17V195H16ZM28 196H26V197H28ZM33 196H36V195L33 194ZM50 196H52V195H50ZM83 196H85V195H83ZM87 196H89V195H87ZM212 196H213V194H212ZM236 196H237V195H235V197L233 196L232 199H235ZM252 196H253V195H252ZM252 196H251V197H252ZM259 196H260V194H259ZM0 197H1V195H0ZM7 197H8V196H7ZM11 197H12V195H11ZM17 197H18V196H17ZM21 197H22V196H21ZM21 197H19V198H21ZM76 197H79V199H81L82 196H81V194H80V196H76ZM89 197H90V196H89ZM203 197H202V198H203ZM218 197H221V196H218ZM226 197H227V196H226ZM244 197H246V195H245ZM257 197H258V196H256L255 198H257ZM32 198H33V197H32ZM211 198H213V197H211ZM211 198H210V199H211ZM228 198H229V197H228ZM228 198H226V199H228ZM246 198H247V197H246ZM246 198H242V199L245 200ZM262 198H263V197L261 196L260 199L262 200ZM0 199H1V198H0ZM4 199H5V198H4ZM4 199H3V200H4ZM27 199L29 200V198H27ZM33 199H34V198H33ZM33 199H32V200H33ZM35 199H37V198H35ZM73 199H74V198H73ZM76 199H77V198H76ZM83 199H85V198L83 197ZM213 199H214V198H213ZM219 199H220V198H219ZM222 199H223V198H222ZM226 199L224 198V200H226ZM247 199H248V198H247ZM250 199H251V198H250ZM253 199H254V198H253ZM5 200H7V199H5ZM5 200H4V201H5ZM9 200H11V201L14 202L16 199L13 200L12 198L9 197ZM23 200H25V199H23ZM77 200H78V199H77ZM85 200H86V199H85ZM87 200H88V199H87ZM200 200H201V199H200ZM204 200H205V199L203 198L202 201H204ZM235 200H236V199H235ZM238 200H239V199H238ZM256 200L258 201L259 199L257 198ZM261 200H260V202H261ZM0 201L2 202V199H1ZM4 201H3V202H4ZM19 201H20V200H19ZM21 201H22V200H21ZM29 201H31V200H29ZM81 201H82V200H81ZM196 201H197V200H196ZM209 201H210V200H209ZM220 201H222V200H220ZM230 201H231V200H230ZM230 201H229V202H230ZM247 201L249 202V200H247ZM252 201H253V200H252ZM257 201H256V202H257ZM1 202H0V203H1ZM5 202H6V201H5ZM7 202H8V201H7ZM15 202H16V201H15ZM15 202H14V204H15ZM72 202L74 203V201H72ZM78 202H79V201H78ZM206 202H208V201H206ZM212 202H213V201H212ZM214 202H215V201H214ZM218 202H219V201H218ZM218 202H216V203H218ZM225 202H227V201H225ZM231 202H232V201H231ZM235 202H236V201H235ZM256 202H255V203H256ZM26 203H27V202H26ZM29 203H30V202H29ZM29 203H27V205H28ZM35 203H36V202H35ZM38 203H39V200H38ZM38 203H37V204H38ZM75 203H76V202H75ZM79 203H80V202H79ZM79 203H78V204H79ZM86 203H87V202H86ZM86 203H84L83 205L85 206ZM200 203H201V201H200ZM204 203H205V202H204ZM204 203H203V204H204ZM216 203H215V204H216ZM240 203H242V202H240ZM255 203H253V204L256 206ZM257 203H258V202H257ZM18 204H19V203H18ZM23 204H24V203H23ZM31 204H32V202L30 203V206H31ZM37 204H35V205H37ZM201 204H202V203H201ZM208 204H209V203H208ZM210 204H212V203H210ZM215 204H213V205H215ZM223 204H224V203H223ZM232 204H233V203H232ZM236 204H237V203H235V205H236ZM251 204H252V203H251ZM251 204H250V205H251ZM253 204H252V205H253ZM1 205H2V204H1ZM20 205H21V204H20ZM35 205H33V207H35ZM42 205H44V203H43ZM72 205H73V204H72ZM79 205H81V204H79ZM99 205H100V204H99ZM199 205H200V204H199ZM206 205H207V203H206ZM238 205H239V204H238ZM241 205H242V204H241ZM244 205H245V203L243 204V206H244ZM250 205H249V206H250ZM252 205H251V206H252ZM257 205H258V204H257ZM262 205H264V203H262ZM2 206H3V205H2ZM16 206L18 207V205H15V207H16ZM25 206H26V204H25ZM37 206H39V205H37ZM191 206H192V204H191ZM200 206H201V205H200ZM219 206H220V205H219ZM224 206H225V205H224ZM233 206H234V205H233ZM239 206H240V205H239ZM246 206H248V205L246 204ZM17 207H16V208H17ZM21 207L24 208V205H23V206H20V208H21ZM27 207H28V206H27ZM39 207H41V205H40ZM39 207H37V208H39ZM42 207L45 209V208L47 207V206H46V203H45V207H44V206H42ZM74 207H75V206H74ZM79 207H80V206H79ZM201 207H202V206H201ZM215 207H216V206H215ZM226 207H229V205L226 206ZM226 207H225V208H226ZM231 207H232V206H231V204H230V208H231ZM240 207H241V206H240ZM244 207H245V206H244ZM258 207H259V206H258ZM1 208H2V207H1ZM23 208L19 209V207H18L17 209H19V210L21 211ZM28 208H29V207H28ZM82 208H83V207H82ZM85 208H86V207H85ZM96 208H97V207H96ZM107 208H108V207H107ZM199 208H200V207H199ZM203 208L205 209V207H203ZM203 208H202V209H203ZM207 208H208V206H207ZM207 208H206V209H207ZM225 208H224V209H225ZM232 208H233V207H232ZM236 208H237V207H236ZM236 208L234 207L233 209L236 210ZM246 208H247V207H245V209H244V208H243V209L246 210ZM252 208L254 209L255 207L252 206ZM17 209H16V210H17ZM25 209H26V207H25ZM25 209H24V210H25ZM39 209H41V208H39ZM71 209L74 210V208H71ZM80 209H81V208H80ZM105 209H106V208H105ZM105 209L103 208V210H105ZM206 209H205V210H206ZM211 209H212V208H211ZM215 209L217 210V207H216ZM219 209H220V208H219ZM238 209H239V208H238ZM240 209L242 210V212L246 213V211H243L242 207H241ZM248 209H249V208H248ZM19 210H18V211H19ZM26 210H28V209H26ZM29 210H30V208H29ZM48 210H49V209H47V211H48ZM51 210H52V209H51ZM68 210H70V209H68ZM78 210H79V209H78ZM83 210H84V209H83ZM83 210H81V211H83ZM87 210H88V209H87ZM98 210H99V209H98ZM101 210H102V209H100V211H101ZM103 210H102V211H103ZM200 210H201V208H200ZM207 210H208V209H207ZM225 210H226V209H225ZM225 210H224V213H223V214H226V213H225ZM241 210H239V211H241ZM263 210H264V209H263ZM8 211H11L10 207H9V210H7V212H8ZM20 211H19V212H20ZM30 211L32 212V210H30ZM39 211H40V210H39ZM39 211H38V213H40ZM41 211H42V210H41ZM43 211H44V210H43ZM49 211H50V210H49ZM52 211H53V210H52ZM52 211H51V212H52ZM74 211L78 212V211H77V208H76ZM96 211H97V210H96ZM218 211H219V210H218ZM222 211H223V210H222ZM232 211H233V210H232ZM232 211H231V212H232ZM250 211H251V209H250ZM261 211H262V210H261ZM11 212H12V211H11ZM13 212H14V213H12V217H11V218H13V217H14L13 214L16 213L15 211H13ZM22 212L24 213V211H21V213H22ZM35 212H36V211H35ZM45 212H46V211H45ZM72 212H73V211H72ZM76 212H75V213H76ZM86 212H87V211H86ZM104 212H105V211H104ZM109 212H110V211H109ZM111 212H112V211H111ZM197 212H199V211H197ZM210 212H211V211H210ZM247 212H248V211H247ZM263 212H264V211H263ZM17 213H18V212H17ZM21 213H19L20 216L22 215ZM32 213H33V212H32ZM49 213H50V212H49ZM52 213H53V212H52ZM79 213L82 214L81 212H79ZM83 213H85V211H83ZM90 213H91V215H92V212H90ZM96 213H97V212H96ZM117 213H116V215H117ZM220 213H221V211H220ZM229 213H230V212H229ZM235 213H236V211H235ZM237 213H238V212H237ZM249 213H251V212H249ZM254 213H256V211H255ZM257 213H260V212H257ZM6 214H7V213H6ZM33 214L35 215V213H33ZM33 214H32V215H33ZM50 214H51V213H50ZM86 214H87V216H88V215H89V212L86 213ZM99 214H100V212H99ZM102 214H103V213H102ZM104 214H107V213H104ZM153 214H154V215H153ZM203 214H202V215H203ZM223 214H222V215H223ZM231 214H232V213H231ZM239 214H241V213H239ZM239 214H238V217L240 218ZM261 214H262V213H261ZM261 214H258V215H260V216L262 217V215H264V213H263L262 215H261ZM3 215H4V214H3ZM7 215H8V214H7ZM15 215H17V214H15ZM24 215H25V213H24ZM28 215L31 216V214H27L26 216H28ZM36 215H37V214H36ZM43 215H44V214H43ZM43 215H42V218H43ZM61 215H62V214H61ZM91 215H90V217H91ZM95 215H96V214H95ZM100 215H101V214H100ZM114 215H115V214H114ZM164 215H166V214H164ZM164 215H163V216H164ZM232 215L234 216L235 214L233 213ZM246 215H247V213L245 214V216H246ZM249 215H250V214H249ZM249 215H248V216H249ZM254 215H255V214H254ZM254 215H252V216H254ZM4 216H5V215H4ZM17 216H18V215H17ZM37 216H38V215H37ZM39 216H40V215H39ZM39 216H38V218H39ZM46 216H47V215H46ZM52 216H53V215H52ZM59 216H60V215H59ZM70 216H71V215H70ZM84 216H85V215H84ZM92 216H93V215H92ZM98 216H99V215H98ZM101 216H102V215H101ZM103 216H105V215H103ZM160 216H161V215H160ZM224 216H225V215H224ZM229 216H230V215H228V218H229ZM242 216H243V215H242ZM256 216H257V215H256ZM256 216H255V217H256ZM6 217H7V216H6ZM18 217H19V216H18ZM32 217H36V216H32ZM48 217H49V216H48ZM60 217H61V216H60ZM63 217H64V215H63ZM74 217H75V215H74ZM88 217H89V216H88ZM88 217H86V218H88ZM90 217H89V219H91ZM96 217H97V216H96ZM116 217H118V216H116ZM119 217H120V216H119ZM158 217H159V216H158ZM200 217H201V216H200ZM202 217H203V216H202ZM231 217H232V216H231ZM231 217H230V219H232ZM257 217H258V216H257ZM2 218H3V217H2ZM8 218H9V217H8ZM16 218H17V217H16ZM16 218H15V220H17ZM21 218H22V217H21ZM23 218L26 219L27 217H24V216H23ZM30 218H31V217H30ZM36 218H37V217H36ZM36 218H35V219H36ZM44 218L46 219V217H44ZM44 218H43V219H44ZM71 218H72V220L75 219V218H73L72 216H71ZM80 218H81V217H80ZM99 218H100V217H99ZM160 218H161V217H160ZM160 218H159V219H160ZM243 218H244V217H243ZM243 218H241V219H243ZM249 218H252V217L249 216ZM249 218H248V219H249ZM3 219H4V218H3ZM31 219H32V218H31ZM31 219H28L29 222H30ZM45 219H44V220H45ZM49 219H50V218H49ZM49 219L47 218V220H49ZM55 219H56V218H55ZM63 219H64V218H63ZM92 219H93V218H92ZM92 219H91V220H92ZM95 219H96V218H95ZM113 219H114V218H113ZM117 219H118V218H117ZM157 219H158V218H156L155 220H157ZM164 219H166V218H163V220H164ZM253 219H254V218H253ZM253 219H252V220H253ZM257 219H258V218H257ZM257 219H256V220H257ZM6 220H7V219H6ZM10 220H11V219H10ZM13 220H14V218H13ZM18 220H19V219H18ZM28 220H27V222H28ZM33 220H34V219H33ZM39 220H40V219H39ZM51 220H52V219H51ZM59 220H60V219H59ZM77 220H78V219H77ZM83 220H84V219H81V221H83ZM91 220H90V222H91ZM101 220H102V219H101ZM101 220H99V222H98V221H97V222H98V223L103 222V221H101ZM109 220H110V219H109ZM115 220H116V219H115ZM124 220H125V219H124ZM155 220H153V221H155ZM167 220H168V219H167ZM236 220H237V219H236ZM243 220H244V219H243ZM256 220H255V222L258 221V220H257V221H256ZM262 220H263V218H262ZM0 221H2V220H0ZM4 221H5V219H4ZM8 221H9V220H8ZM11 221H12V220H11ZM21 221L23 222L24 220L21 219ZM31 221H32V220H31ZM54 221H55V220H54ZM70 221H71V220H70ZM74 221H75V220H73V222H74ZM81 221H80V222H81ZM86 221H87V220H86ZM100 221H101V222H100ZM106 221H107V220H106ZM116 221H117V220H116ZM134 221H133V222H134ZM153 221H152V222H153ZM164 221H166V220H164ZM169 221H168V222H169ZM234 221H235V220H234ZM239 221H240V219H239ZM241 221H242V220H241ZM241 221H240V223H241ZM259 221H260V220H259ZM5 222H7V221H5ZM16 222L19 223V221H16ZM16 222H15V223H16ZM24 222H26V221H24ZM45 222H46V221H44V223H45ZM48 222H49V221H48ZM68 222H69V221H68ZM92 222H93V221H92ZM94 222H95V221H94ZM113 222H114V221H113ZM121 222H123V221H121ZM126 222H127V220H126L124 223L126 224ZM156 222H157V221H156ZM158 222H159V221H158ZM161 222H162V221H161ZM180 222H181V223H180ZM242 222L244 223V221H242ZM251 222H252V221H251ZM251 222H250V223H251ZM76 223H78V222H76ZM88 223H89V222H88ZM95 223H96V222H95ZM95 223H94V225H95ZM98 223H97V224H98ZM115 223H116V222H115ZM124 223H123V225H124ZM127 223H129V222H127ZM163 223H164V222H163ZM163 223H162V224H163ZM171 223H172V222H171ZM3 224H5V223H3ZM11 224H12V222H11ZM20 224H21V223H20ZM26 224H27V223H26ZM26 224H25V225H26ZM36 224H37V223H36ZM39 224H40V223H39ZM42 224H43V223H42ZM46 224H47V222H46ZM51 224H52V223H51ZM85 224H86V223H85ZM107 224H108V222H107ZM116 224H117V223H116ZM160 224H161V223H160ZM164 224H166V223H164ZM230 224H231V223H230ZM232 224H233V223H232ZM237 224H239V223H237ZM261 224H263V222H261ZM261 224H260V225H261ZM0 225H1V223H0ZM5 225H6V227H7V224H5ZM13 225H14V223L11 225V226H12L11 230L13 229ZM15 225H16V224H15ZM23 225H24V223H23ZM23 225H21V226H23ZM28 225H29V224H28ZM66 225H67V224H66ZM78 225H79V223H78ZM78 225H76V226H78ZM87 225H90V224H86V226H87ZM108 225H109V224H108ZM108 225H107V226H108ZM130 225H131V224H130ZM155 225H156V224H155ZM158 225H159V224H158ZM158 225H156V226L159 227ZM174 225H175V224H174ZM174 225H173V227L176 226V225H175V226H174ZM183 225H182V226H183ZM11 226H9V231H10V227H11ZM18 226H20V225H18ZM31 226H32V225H31ZM34 226H35V221H34ZM81 226H82V225H81ZM84 226H85V225H84ZM105 226H106V225H105ZM107 226H106V229H107ZM128 226H129V225H127L126 227H128ZM152 226H153V225H151V227H152ZM170 226H172V224H171ZM205 226H206V227H205ZM233 226H234V225H233ZM244 226H245V225H244ZM251 226H252V225H251ZM262 226H263V225H262ZM15 227H16V226H15ZM28 227H29V226H28ZM35 227H36V226H35ZM58 227H59V225L57 226V228H58ZM67 227H68V226H67ZM78 227H79V226H78ZM91 227H92V226H91ZM91 227H90V229H91ZM108 227H109V226H108ZM119 227H120V226H119ZM154 227H155V226H154ZM154 227H153V228H154ZM245 227H246V226H245ZM252 227H253V226H252ZM263 227H264V226H263ZM16 228H18V227H16ZM16 228H15V229H16ZM20 228H21V227H20ZM26 228H27V227H26ZM65 228H66V226H65ZM70 228H71V227H70ZM84 228H85V227H84ZM87 228H89V226H88ZM103 228H104V230H105V227H103ZM136 228H138V226H137ZM143 228H144V227H143ZM147 228H149V227H147ZM162 228H163V227H162ZM166 228L168 229V228H169V225H168V227H166ZM170 228H171V227H170ZM176 228H177V227H176ZM176 228H175V229H176ZM234 228H236V227H234ZM18 229H19V228H18ZM22 229L24 230V228H22ZM29 229H30V228H28V230H29ZM36 229H39V228L37 227ZM59 229H60V228H59ZM75 229H76V228H75ZM75 229H73V231H74ZM114 229H115V226H114V228H112V230H114ZM158 229H159V228H158ZM175 229H174V230H175ZM181 229H182V228H181ZM244 229H245V228H244ZM244 229H242V230H244ZM247 229H249V227H248ZM255 229H256V227H255ZM255 229H253V231H254ZM0 230H1V229H0ZM6 230H8V229H6ZM13 230H14V229H13ZM19 230H20V229H19ZM26 230H27V229H26ZM55 230H56V229H55ZM70 230H71V229H70ZM84 230H85V229H84ZM91 230H93V229H91ZM91 230H90V231H91ZM123 230H124V229H123ZM140 230H141V228H140ZM143 230H144V229H143ZM169 230H173V229H169ZM174 230H173V231H174ZM178 230H179V229H178ZM178 230H177L175 233H177ZM3 231H4V230H3ZM41 231H43V230H41ZM51 231H52V229H51ZM57 231L59 232L58 229H57ZM67 231H68V230H67ZM76 231H77V230H76ZM82 231H83V230H82ZM110 231H111V230H110V227H109V231H108V232H110ZM114 231H115V230H114ZM141 231H142V230H141ZM161 231H162V230H161ZM173 231H171V232L174 233ZM250 231H252V229H251ZM253 231H252V232H253ZM259 231H260V229H259ZM14 232L16 233L17 231H14ZM19 232H21V231H19ZM19 232H18V234H16L18 237H19ZM31 232H33V231H31ZM36 232H37V231H36ZM43 232H44V231H43ZM55 232H56V231H55ZM68 232H69V231H68ZM80 232H81V231H80ZM86 232H87V230H86ZM88 232H89V231H88ZM91 232H92V231H91ZM120 232H121V231H120ZM123 232H124V231H123ZM137 232H138V231H137ZM150 232H151V231H150ZM157 232H158V231H157ZM162 232H163V231H162ZM245 232H246V231H245ZM248 232H249V230H248ZM255 232H256V231H255ZM255 232H254V234H255ZM38 233H39V231H38ZM38 233H37V234H38ZM65 233H66V231H65ZM71 233H73V232H71ZM83 233H84V232H83ZM96 233H97V232H96ZM125 233H126V232H125ZM127 233L129 234L130 231L127 232ZM146 233H147V232H146ZM153 233H154V232H153ZM155 233H156V232H155ZM184 233H183V234H184ZM232 233H233V232H232ZM246 233H247V232H246ZM250 233H251V232H250ZM12 234H14V233H12ZM12 234L10 233V235H12ZM41 234L44 235L45 232H44V233H41ZM60 234H61V233H60ZM60 234H59V235H60ZM66 234H67V233H66ZM73 234H74V233H73ZM76 234H77V233H76ZM78 234H79V233H78ZM78 234H77V236H78ZM81 234H82V233H81ZM94 234H95V233L93 232L92 235H94ZM108 234H109V233H108ZM149 234H150V233H149ZM160 234H161V233L159 232V235H160ZM169 234H170V233H169ZM178 234H179V233H177V235H178ZM180 234H181V233H180ZM183 234H182V235H183ZM229 234H230V233H229ZM233 234H234V233H233ZM258 234H260V233H258ZM45 235H47V234H45ZM85 235H87V234H85ZM85 235H84V236H85ZM141 235H142V234H141ZM146 235H147V234H146ZM152 235H153V234H152ZM155 235H156V234H155ZM170 235H171V234H170ZM177 235H176V236H177ZM218 235H219V234H218ZM231 235H232V234H231ZM234 235H235V234H234ZM263 235H264V234H263ZM13 236H14V235H13ZM21 236H22V235H21ZM28 236H29V235H28ZM39 236H41V235H39ZM53 236H54V235H53ZM57 236H58V235H57ZM69 236H71V235H69ZM77 236H76V238L79 239L80 234H79L78 237H77ZM131 236H132V235H131ZM143 236H145V235H143ZM156 236H157V235H156ZM160 236H162V235H160ZM180 236H181V235H180ZM180 236H178V237H180ZM222 236H223V235H222ZM251 236H252V235H251ZM11 237H12V236H11ZM29 237H30V236H29ZM31 237H32V235H31ZM31 237H30V238H31ZM55 237H56V236H55ZM59 237H60V236H59ZM132 237H137V236H136V235H135V236L133 235ZM141 237H142V236H141ZM147 237H148V236H147ZM158 237H159V236H158ZM158 237H156V238H158ZM171 237H172V236H171ZM183 237H182V238H183ZM207 237H206V238H207ZM216 237H217V236H216ZM224 237H225V236H224ZM224 237H223V238H224ZM230 237H231V236H230ZM230 237H227V238H230ZM232 237H233V236H232ZM232 237H231V239H233ZM249 237H250V236H249ZM252 237H253V236H252ZM12 238H15V237H12ZM21 238H22V237H21ZM34 238H37V235H36V237H34ZM38 238H39V237H38ZM57 238H58V237H57ZM61 238H62V237H61ZM67 238L70 239V237H67ZM71 238H72V236H71ZM73 238H74V237H73ZM88 238H89V240H90V238H91L89 234H88ZM137 238H138V237H137ZM160 238L163 239L162 237H160ZM169 238H170V237H168V241H169ZM173 238H175V235H174ZM218 238H220V237L218 236ZM227 238H225V239H227ZM247 238H248V237H247ZM257 238H258V237H257ZM3 239H4V238H3ZM5 239H6V238H5ZM15 239H16V238H15ZM25 239H26V238H25ZM40 239H43V238L41 237ZM80 239H81V237H80ZM120 239H121V238H120ZM120 239L107 237V235H102V234H98V233L96 234V236H93V237H92V239L90 240V241H91V244H92L93 246H94V245L96 246L95 251L93 250V251H94V254H95L96 257H98V259L100 258V259L102 260V262H101L102 264H103V261H104V260H108V261H109V260H113V264H115L116 262L121 261V259H123V257L126 258V259H128V260H130L129 258L133 255V254L130 255V253H129V252H130V251H129V248L132 249L131 247H129V245L131 246V244L128 245L129 242L127 243V242L123 241V239H121V240H120ZM131 239H132V238H131ZM135 239H136V238H134V240H135ZM138 239H140V237H139ZM143 239H144V238H143ZM147 239H148V238H147ZM150 239H151V238H150ZM166 239H167V238H166ZM176 239H177V238H176ZM207 239H208V238H207ZM211 239H214V238H211ZM231 239H230V241H231ZM242 239H243V238H242ZM244 239H245V238H244ZM31 240H32V239H31ZM31 240H30V241H31ZM34 240H36V239H34ZM34 240H33V241H34ZM65 240H68V239H64V241H65ZM74 240H75V239H74ZM83 240H84V238H83ZM140 240H141V239H140ZM174 240H175V239H174ZM183 240H184V239H183ZM202 240H203V239H202ZM238 240H239V237L237 238V241H238ZM258 240H259V239H258ZM5 241H6V240H4V242H5ZM18 241H19V240H17V242H18ZM20 241L22 242L21 239H20ZM33 241H32V242H33ZM45 241H46V240H45ZM45 241H44V242H45ZM59 241H60V239H59ZM59 241H58V243H59ZM61 241H62V240H61ZM68 241L71 242L70 240H68ZM78 241H79V240H78ZM78 241H77V242H78ZM90 241H87V242H90ZM144 241H145V239H144ZM149 241H150V240H149ZM155 241H157V240H155ZM164 241H166V240H164ZM176 241H177V240H176ZM210 241H211V240H210ZM214 241H216V240H214ZM220 241H221L222 243H224V242L222 241V239L219 240V241H216V243H217V242L219 243ZM224 241H225V240H224ZM240 241H241V240H240ZM256 241H257V239H256ZM262 241H263V240H262ZM2 242H3V241H2ZM23 242H24V239H23ZM32 242H31V244H32V246H33V244H34L35 242H34V243H32ZM40 242H41V241H40ZM69 242H68V244H69ZM72 242H74V241H72ZM79 242H80V241H79ZM81 242H82V241H81ZM81 242H80V243H81ZM85 242H86V241H85ZM136 242H137V239H136ZM136 242H135V243H136ZM158 242H159V241H158ZM162 242H163V241H162ZM178 242H182V241H178ZM200 242H201V241H200ZM203 242H204V241H202V243H201L202 245H203ZM225 242H226V241H225ZM244 242H246V241H244ZM247 242H248V241H247ZM258 242H259V241H258ZM6 243H7V242H6ZM6 243H4V244H6ZM18 243H19V242H18ZM28 243H30V242H28ZM28 243H26V244H28ZM37 243H38V242H37ZM37 243H35V244H37ZM45 243H46V242H45ZM62 243H63V241H62ZM144 243H145V242H144ZM151 243H153V242H151ZM169 243H170V241H169ZM184 243H185V242H184ZM189 243H190L191 245H190ZM208 243H209V242H208ZM210 243H211V242H210ZM218 243H217V245H218ZM228 243H229V242H228ZM240 243H241V242H240ZM248 243H250V242H248ZM11 244H12V247H13V246H14L13 243H11ZM23 244H24V243H23ZM41 244L43 245V241H42ZM70 244H71V243H70ZM72 244H74V243H72ZM89 244H90V243H89ZM133 244H134V242H133ZM133 244H132V246H133ZM139 244H142V243H138V245H139ZM148 244H149V243H148ZM163 244H164V243H163ZM170 244H171V243H170ZM176 244H177V242H176ZM178 244L181 245V244H183V243H181V244L178 243ZM185 244H186V243H185ZM224 244H226V243H224ZM260 244H261V243H260ZM260 244H259V245H260ZM42 245H41V246H42ZM56 245H57V244H56ZM60 245H61V244H60ZM74 245H75V244H74ZM77 245H78V244H77ZM87 245H88V244H87ZM92 245H90V246H92ZM138 245H136V246H138ZM160 245H161V244H160ZM172 245H173V244H172ZM187 245H186V246H187ZM199 245H200V244H199ZM199 245L197 244V247H198ZM202 245H201V246H202ZM206 245H207V244H206ZM238 245H239V243H238ZM2 246H4V245H2ZM2 246H1V248H2ZM19 246H20V245H19ZM19 246H17V247H19ZM24 246H25V244H24ZM29 246H30V245H28V247H29ZM43 246H45V245H43ZM69 246H70V245H69ZM69 246H67L68 249H69ZM75 246H76V245H75ZM80 246H81V244H80ZM83 246H84V245H83ZM90 246H87V249H88V247H90ZM136 246H135V247H136ZM139 246H140V245H139ZM144 246H145V245H144ZM174 246H175V245H174ZM177 246H178V245H177ZM181 246H182V245H181ZM184 246H185V245H184ZM184 246H182V247L184 248ZM186 246H185V247H186ZM209 246H210V245H209ZM220 246H221V245H220ZM225 246H227V244H226ZM229 246H231V245L229 244ZM240 246H241V245H240ZM240 246H239V247H240ZM243 246H244V245H243ZM249 246H250V244H249ZM263 246H264V245H263ZM4 247L6 248V246H4ZM4 247H3L2 250H4ZM28 247H27V248H28ZM34 247H35V246H34ZM39 247H40V245H39ZM45 247H46V246H45ZM71 247H72V246H71ZM78 247H79V246H77V248H78ZM140 247H141V246H140ZM157 247H158V246H157ZM157 247H156V248H157ZM161 247H162V246H161ZM169 247H170V246H169ZM171 247H172V246H171ZM179 247H180V246H179ZM179 247H178V248H179ZM182 247H181V248H182ZM207 247H208V246H207ZM215 247H216V246H214V248H215ZM217 247H218V246H217ZM221 247H224V245L221 246ZM244 247H245V246H244ZM246 247L249 248L248 245H247ZM256 247H257V246H256ZM261 247H262V246H261ZM22 248H23V246H22ZM24 248H26V247H24ZM24 248H23V249H24ZM57 248H58V247H57ZM72 248H74V247H72ZM77 248H75V249H77ZM80 248H81V247H80ZM141 248H142V247H141ZM141 248H139V249H141ZM145 248H146V247H145ZM147 248H148V247H147ZM162 248H166V247H164V245H163ZM183 248H182V249H183ZM191 248H192V247H191ZM201 248H202V247H201ZM240 248H241V247H240ZM13 249H16V248L13 247V248H12V251H13ZM30 249H31V247H30ZM66 249H67V248H66ZM75 249H74V250H75ZM81 249H82V248H81ZM135 249H136V248H135ZM137 249H138V248H137ZM166 249H167V248H166ZM184 249H185V248H184ZM209 249H210V248H209ZM211 249H212V248H211ZM223 249H224V248H223ZM229 249H230V248H229ZM243 249H244V248H243ZM245 249H246V248H245ZM245 249H244L243 251H246V250H247V249H246V250H245ZM261 249H264V248H261ZM6 250L8 251V249H5L4 251H6ZM10 250H11V249H10ZM10 250H9V252H10ZM19 250H20V248H19ZM21 250H22V249H21ZM33 250H34V249H33ZM40 250H41V248H40ZM58 250H59V249H58ZM72 250H73V249H72ZM78 250H79V248H78ZM83 250H84V248H83ZM149 250H151V249H149ZM179 250H180V249H179ZM185 250H186V249H185ZM189 250H190V248H189ZM195 250H196V251H201L200 248H199V250H197V249H195ZM202 250H203V249H202ZM212 250H213V249H212ZM226 250H227V249H226ZM226 250H224V251H226ZM239 250H240V249L238 248V251H239ZM241 250H242V249H241ZM249 250H250V249H249ZM256 250H257V249H256ZM15 251L17 252V250H14V253H15ZM26 251H27V250H26ZM30 251H31V250H30ZM35 251H36V250H35ZM48 251H49V250H48ZM66 251H67V250H66ZM134 251H135V250H134ZM139 251H140V250H139ZM152 251H153V250H152ZM156 251H157V250H156ZM166 251H167V250H166ZM180 251H181V250H180ZM180 251H179V253H180ZM183 251H184V250H183ZM187 251H188V250H187ZM191 251H192V250H191ZM214 251H215V250H214ZM222 251H223V250H222ZM236 251H237V250H236ZM262 251H263V250H262ZM23 252L25 253V251H22L21 254H23ZM32 252H33V251H32ZM57 252H59V256H60V254H61L60 251H57ZM71 252H72V251H71ZM71 252H70V253H71ZM76 252H77V251H76ZM76 252H73V253H76ZM78 252H79V251H78ZM80 252H81V250H80ZM83 252H84V251H83ZM87 252H90V250H88ZM91 252H92V251H91ZM91 252H90V253H91ZM135 252H136V251H135ZM140 252H141V251H140ZM167 252H168V251H167ZM175 252H176V251H175ZM193 252H195V251H193ZM201 252H202V251H201ZM215 252H216V251H215ZM219 252H220V251H219ZM239 252H240V251H239ZM239 252L236 253V254H239ZM241 252H242V251H241ZM250 252H251V251H250ZM250 252H249V253H250ZM6 253H7V252H6ZM6 253H5V255H6ZM14 253H13V254H14ZM19 253H20V252H19ZM26 253L28 254V252H26ZM90 253H87V254H90ZM131 253H133V250H132ZM145 253H146V252H145ZM145 253H144V254H145ZM147 253H148V252H147ZM157 253H158V252H156V254H157ZM168 253H169V252H168ZM184 253H185V252H184ZM196 253H198V252H196ZM202 253H203V252H202ZM226 253H227V251H226ZM247 253H248V250H247ZM263 253H264V251H263ZM263 253H262V254H263ZM16 254H17V253H16ZM30 254H31V252H30ZM33 254H34V252H33ZM39 254H40V253H39ZM39 254H38V255H39ZM57 254H58V253H57ZM57 254H56V255H57ZM66 254H67V253H66ZM79 254H80V253H79ZM84 254H85V255H84ZM84 254H83L84 256L87 255L85 252H84ZM152 254H153V253H152ZM187 254L190 255V254H192V253H190V254L187 253ZM194 254H195V253H194ZM207 254H208V252H207ZM207 254H205V255H207ZM244 254H245L246 257H247V254H246L245 252H244ZM244 254H243V255H244ZM252 254L254 255V253H252ZM25 255H26V254H25ZM48 255L50 256L51 254L49 253V254H47V256H48ZM72 255H74V254H72ZM76 255H78V254H76ZM92 255H93V254H92ZM92 255H90V256H92ZM138 255H139V253H138ZM138 255H136V257H138ZM149 255H150V254H149ZM149 255H148V256H149ZM157 255H158V254H157ZM160 255L162 256V254H160ZM160 255H159V256H160ZM170 255H171V254H170ZM180 255H181V254H180ZM183 255H186V253L183 254ZM209 255H210V254H209ZM219 255H220V254H219ZM221 255H222V254H221ZM240 255H241V254H240ZM253 255H252V257H254ZM257 255H258V253H257ZM259 255H260V254H259ZM259 255H258V256H259ZM11 256H12V255H11ZM14 256H18V255H15V254H14ZM23 256H24V255H23ZM27 256H28V255H27ZM36 256H37V252H36ZM36 256L34 255L33 260H34L35 258H38V257H36ZM44 256H45V255H44ZM53 256H54V255H53ZM59 256H58V258L61 260V258H60ZM74 256H75V255H74ZM81 256H82V255H80L79 257H81ZM145 256H146V255H145ZM150 256H152V255H150ZM150 256H149V257H150ZM161 256H160V257H161ZM171 256H172V255H171ZM178 256H179V254H178ZM197 256H198V254H197ZM210 256H212V255H210ZM222 256H223V255H222ZM236 256H237V255H236ZM238 256H239V255H238ZM238 256H237V257H238ZM241 256H242V255H241ZM1 257H2V256H1ZM3 257H4V256H3ZM3 257H2V259H3ZM39 257H40V256H39ZM67 257H68V256H67ZM72 257H73V256H72ZM76 257H77V256H76ZM79 257L77 258L78 260H79ZM82 257H83V256H82ZM82 257H81V258H82ZM141 257H142V256H140V259H142ZM146 257H147V256H146ZM146 257H145V258H146ZM176 257H177V256H176ZM176 257H175V259H176ZM182 257H184V256H182ZM190 257H191V256H190ZM190 257L188 256V258H190ZM192 257H193V255H192ZM192 257H191V258H192ZM198 257H199L198 259H200V256H198ZM205 257H206V256H205ZM212 257H213V256H212ZM212 257H211V258H212ZM219 257H220V256H218V258H219ZM246 257L244 256V258H246ZM250 257H251V256H250V254H249V258H250ZM252 257H251V258H252ZM256 257H257V256H256ZM263 257H264V255H263ZM6 258H7V256H6ZM9 258H10V257H9ZM9 258H8V259H9ZM24 258H25V257H24ZM24 258H23V259H24ZM46 258H47V257H46ZM48 258H49V257H48ZM52 258H54V257H52ZM55 258H56V257H55ZM55 258H54V259H55ZM68 258H69V257H68ZM74 258H75V257H74ZM83 258H84V257H83ZM88 258H89V257H88ZM93 258H94V257H93ZM134 258H135V257H134ZM134 258H133V259H134ZM138 258H139V257H138ZM145 258H144V259H145ZM157 258H158V257H157ZM179 258H180V256H179ZM201 258H202V257H201ZM225 258H226V257H225ZM227 258H228V256H227ZM234 258H235V256H234ZM234 258H231V259H234ZM254 258H255V257H254ZM257 258H258V257H257ZM8 259H7V260H8ZM12 259H13V257H12ZM12 259H11V261H12ZM19 259H20V258H19ZM19 259H18V261H19ZM21 259H22V257H21ZM25 259H26V258H25ZM31 259H32V258H31ZM38 259H40V258H38ZM59 259H58V260H59ZM69 259H70V258H69ZM71 259H73V258H71ZM89 259H90V261H91V258H89ZM126 259H124V260H126ZM151 259H152V258H151ZM183 259H184V258H183ZM216 259H217V258H216ZM247 259H248V258H247ZM247 259H246V260H247ZM261 259H262V258H261ZM263 259H264V258H263ZM7 260H6V261H7ZM15 260H16V259H15ZM47 260H48V259H47ZM58 260H57V261H58ZM93 260L95 261V258H94ZM93 260H92V261H93ZM124 260H123V261H124ZM131 260H132V259H131ZM146 260H147V259H146ZM146 260H145V261H146ZM152 260H154V259H152ZM170 260H171V259H170ZM177 260L180 261L179 259H177ZM201 260H203V259H201ZM201 260H200V263H201ZM204 260H205V259H204ZM214 260H215V259L212 258V261H214ZM217 260H218V259H217ZM234 260H235V259H234ZM238 260H239V259L237 258V261H238ZM240 260H241V259H240ZM242 260H243V259H242ZM251 260L253 261V259H251ZM251 260H250V263H251ZM254 260H255V259H254ZM11 261H10V262H11ZM45 261H46V259H45ZM48 261H49V260H48ZM54 261H55V260H54ZM62 261H63V260H61V262H62ZM65 261H68V260L65 259ZM65 261H63V262H65ZM90 261H88L87 258H86V259H80V261H79L78 264H92ZM99 261H100V260H99ZM114 261H115V263H114ZM126 261H127V260H126ZM142 261H143V260H142ZM171 261H172V260H171ZM196 261H197V260H196ZM231 261H232V260H231ZM237 261H236V262H237ZM259 261H260V260H259ZM12 262H13V261H12ZM15 262H16V261H15ZM15 262H14V263H15ZM22 262H24V261L22 260ZM22 262H21V264H22ZM63 262H62V263H63ZM111 262H112V261H109V263H111ZM127 262H128V261H127ZM127 262H126V263H127ZM134 262H137V259H136ZM146 262H147V261H146ZM156 262H158V261H156ZM160 262H161V261H160ZM167 262H168V261H167ZM174 262H175V261H174ZM181 262H182V261H181ZM186 262H187V260H186ZM189 262H190V261H189ZM236 262H234V263L237 264V263L240 262V261H238L237 263H236ZM246 262L248 263V261H246ZM8 263H9V261H8ZM27 263H29V262H27ZM27 263H26V264H27ZM30 263H31V262H30ZM36 263H37V261H36ZM62 263H61V264H62ZM97 263H98V262H97ZM99 263H100V262H99ZM122 263H123V262H122ZM128 263H129V262H128ZM132 263H133V261H132ZM140 263H142V262H140ZM143 263H144V262H143ZM162 263H163V262H162ZM175 263H176V262H175ZM177 263H179V262H177ZM217 263H218V262H217ZM219 263H220V261H219ZM257 263H258V262H257ZM263 263H264V262H263ZM0 264H5V263H1V262H0ZM6 264H7V263H6ZM10 264H11V263H10ZM23 264H24V263H23ZM41 264H42V262H41ZM43 264H44V261H43ZM46 264H48V262H46ZM49 264H50V263H49ZM67 264H68V263H67ZM105 264H107V263H105ZM118 264H119V263H118ZM130 264H131V263H130ZM133 264H135V263H133ZM144 264H145V263H144ZM146 264H147V263H146ZM150 264H155V263H152V261H151ZM168 264H170V263H168ZM182 264H183V263H182ZM201 264H202V263H201ZM204 264H205V263H204ZM206 264H208V263H206ZM254 264H255V263H254ZM261 264H262V263H261Z\"/></svg>", "mask_w": 264, "mask_h": 264}]
</instances>
